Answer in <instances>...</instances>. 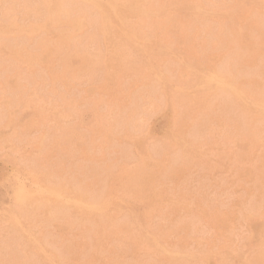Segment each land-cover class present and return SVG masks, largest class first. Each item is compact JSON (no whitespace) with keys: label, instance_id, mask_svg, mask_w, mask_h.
Masks as SVG:
<instances>
[{"label":"rangeland","instance_id":"obj_1","mask_svg":"<svg viewBox=\"0 0 264 264\" xmlns=\"http://www.w3.org/2000/svg\"><path fill=\"white\" fill-rule=\"evenodd\" d=\"M2 1H3V3H2ZM0 0V18H2V20H0L1 22H0V209H2V210H0V217H1V219H2V217H5V219L3 218L2 220L0 219V241L1 242H3V240H4V242L6 243V244H4L3 246L1 245L0 247H2L3 249H0V264H5L6 262H7V260L9 261V260H11L13 263L12 264H16V263H18V264H20V263H23V264H35V262H33V261H37L36 262V264H38V263H42V264H79V261H80V264H99L100 262V264H134V262H135V264H165L166 262H167V260H166V258H168V256L169 257H171V260H169V258H168V262L166 263V264H186V261H187V263L188 264H198V262H199V264H216V263H218V264H222V263H220V262H223V264H229V262L231 263L232 262V260L231 259H235V260H233V261H236L235 263L236 264H243V263H247V261L245 262V258L246 257H248V256H251L252 255V257L250 258V257H248V259L246 258V260H248V263L247 264H262V261L264 260H262V256H264V252H262V251H264V220H262V218H264V212H263V214H262V211H264V205H263V203H264V200H263V198H264V193H262V192H264V185H263V182H264V163H263V161H264V159H263V161L261 160V157H263L264 158V154H263V152H264V139H263V136H264V111L263 110H261V109H263L264 108V92H263V90H264V63L263 64H261L262 62H263V60H261V58L262 59H264V56H262V55H264L263 53H264V49L262 48V47H264V20H262L263 19V17L262 16H264V0H249V1H247V0H218V1H216L215 2V0H211V1H209V0H194V2H193V0H190V1H188V0H134V1H136L135 2V7L136 8H134V6L132 7L131 6V4L132 5H134V1L133 0H130V1H132L131 3H130V1L128 0L127 2H126V0H123V1H125V2H123L122 0H100V1H98V2H96L97 0H39V2H38V0H35V1H33V0ZM37 1V2H36ZM59 1H61V2H59ZM63 1V2H62ZM69 1H70V4H68L69 3ZM77 1V2H76ZM84 1H86V2H84ZM89 1V2H88ZM92 1H95V2H92ZM120 1H122V2H120ZM139 1H141V2H139ZM144 3H143V2ZM146 1H147V3H146ZM156 2V4H155V2ZM167 2L168 4H169V6L167 5V3H165V2ZM171 1V2H170ZM180 1H182L181 2V4H180ZM189 3H188V2ZM200 1V2H199ZM201 1H202V3H201ZM206 1V2H205ZM208 1V2H207ZM214 1V2H213ZM221 3H220V2ZM228 1V2H227ZM236 1V2H235ZM28 2V3H27ZM31 2V3H30ZM33 2V3H32ZM53 2V3H52ZM54 2H55V4H54ZM72 2V3H71ZM76 2V3H75ZM81 2V3H80ZM83 2V3H82ZM100 2H102L104 5H106L107 6V8H106V6L104 7V5L102 4V3H100ZM113 2V3H112ZM118 2V3H117ZM137 2H139V3H137ZM150 2H151V6H150ZM183 2H184V4L186 3V4H188V5H184L183 6ZM195 2L197 3V4H195ZM251 2V3H250ZM261 2V3H260ZM38 3V4H37ZM61 3H64L63 4V6H61ZM67 3V6L65 5ZM73 3H74V5H73ZM80 3V6L78 5V4ZM86 3H88V4H86ZM92 5H91V4ZM117 3V4H116ZM166 5H165V4ZM193 3V4H192ZM200 3V4H199ZM205 3V4H204ZM209 3V4H208ZM214 3H219V4H214ZM235 3H241L240 4V8L237 6V4H235ZM257 3V4H256ZM28 4H29V6H28ZM32 5V8H31V5ZM44 5V7H41L40 5ZM72 4V5H71ZM85 4L86 6L84 7L83 5ZM94 4V5H93ZM97 4H98V6L99 7H97ZM100 4V5H99ZM111 6L110 8H109V6ZM114 4H116V6L114 5ZM121 4H122V6L123 5H127L128 6V8L129 9H127L126 10V7L127 6H125V7H122L121 6ZM139 4V5H138ZM142 4H144V5H146V4H149V6H144V5H142ZM173 4H174V6H173ZM180 4V5H179ZM191 4V5H190ZM203 4V5H202ZM221 4H223V5H221ZM228 4H230V5H228ZM256 4V5H255ZM138 5V6H137ZM155 5H156V7H158V9L155 7ZM192 5H194L195 7H196V9L195 8H191L192 7ZM197 5V6H196ZM214 5V6H213ZM229 6V8H228V6ZM236 6V7H238V9L236 8V7H234V6ZM252 5V6H251ZM260 5V6H259ZM261 5H263V7L261 6ZM35 6H37V7H35ZM49 6V7H48ZM56 6V7H55ZM59 6V7H58ZM64 6H65V8H64ZM70 6V7H69ZM76 6H78V7H80L79 9H77L78 7H76ZM89 6V9L87 8ZM117 6H118V8H117ZM121 7V9H120V7ZM140 6V7H139ZM162 6V7H161ZM168 6V7H167ZM190 6V7H189ZM193 6V7H194ZM207 8H206V7ZM213 6V7H212ZM221 8H220V7ZM253 6H255L254 8H253ZM59 9H58V8ZM61 7V8H60ZM70 9H69V8ZM81 7H84V8H86L85 9V11H84V9L83 8H81ZM91 7H92V9H91ZM96 7H97V9H96ZM131 7V8H130ZM142 7V8H141ZM170 7H171V9H170ZM176 7V8H175ZM202 7V8H201ZM211 7H212V9L214 8V9H216V8H218L217 10H212L211 11ZM231 7H233V9H231ZM259 7V8H258ZM39 8H40V10H39ZM44 8V9H43ZM74 8L76 9V10H74ZM105 8V9H104ZM112 8H113V10H112ZM138 8H140V9H138ZM145 8H147V9H145ZM155 8H156V10H155ZM228 8V9H227ZM235 8H236V10H239L238 11V13H237V11H235ZM245 8V10H243ZM250 8V9H249ZM42 9V10H41ZM51 9V10H50ZM53 9V10H52ZM55 9V10H54ZM64 9H65V11H64ZM83 9V10H82ZM88 9V10H87ZM95 9V10H94ZM100 9V10H99ZM108 9V10H107ZM119 11H118V10ZM130 9H132V10H130ZM135 9H137L136 11H134ZM142 9V10H141ZM189 9V11H187ZM192 9V10H191ZM195 9V10H194ZM204 9H205V11H204ZM222 9H224V10H222ZM260 9V10H259ZM74 10V11H73ZM79 12H78V11ZM105 10H107V11H105ZM130 10V11H129ZM139 10V11H138ZM161 10H164V11H161ZM166 10H167V13H166ZM178 10V11H177ZM186 10V11H185ZM198 10V11H197ZM221 10V11H220ZM234 11V12H232V11ZM253 10H255V11H253ZM257 10H259V11H257ZM85 13H87V11H88V13L87 14H85ZM96 11H98V12H96ZM101 11V12H100ZM110 11V12H109ZM127 11V13H129V15L126 13V14H122L123 12H126ZM144 12L143 14H141V12ZM147 11V12H146ZM149 11L151 12V15H150V13H149ZM180 11V12H179ZM200 11H202V12H200ZM209 11V12H208ZM216 12V14H215V12ZM243 11V12H242ZM246 11V12H245ZM247 11H248V13H247ZM253 13H252V12ZM42 12V13H41ZM45 12V13H44ZM47 12V13H46ZM51 12V13H50ZM57 12V13H56ZM73 12V13H72ZM90 12V13H89ZM94 12H96V13H94ZM105 12H108L109 13V15H108V13H106L107 14V17L105 16L106 14H105ZM112 12V13H111ZM117 12H119L118 14H116ZM133 12V13H132ZM148 14H146V13ZM152 12H155V14H153ZM157 12V13H156ZM161 13V15L163 16V17H166L165 19L163 18V17H161V15L159 14V13ZM162 12H165V14L167 15V14H169L168 15V17L167 16H164V13L162 14ZM177 12V13H176ZM207 14H206V13ZM259 12H261V13H259ZM67 13H69V14H67ZM80 13V14H79ZM93 13V14H92ZM100 15H102V16H99V14ZM121 13V16L122 17H120V14ZM139 13V14H138ZM170 13H173L172 15L170 14ZM177 14V18L174 16V15H176ZM181 13V14H180ZM186 13V14H185ZM192 13V14H191ZM196 13V14H195ZM214 13V14H213ZM219 15H218V14ZM224 13V14H223ZM225 13H226V15H225ZM229 13H230V15L231 16H229ZM232 13H234V15L232 14ZM236 13V14H235ZM240 13V15H238ZM46 14H47V16L49 17V19H47L48 17L46 16ZM54 16H53V15ZM59 16H58V15ZM64 14V15H63ZM66 14V15H65ZM73 14L75 15L76 14V16H73ZM83 14H84V16H83ZM90 14H91V16H90ZM96 14V15H95ZM131 14V15H130ZM135 14H136V17H139V19L138 18H136V20L134 19L135 18ZM155 15V16H153V15ZM158 14V15H157ZM183 14H185V15H183ZM196 16H195V15ZM198 14H199V16H198ZM206 14V15H205ZM210 14V15H209ZM212 14V15H211ZM248 14V16L246 17V15ZM252 14H255L256 15V17L257 18H254V16L255 15H253L252 16ZM260 14V15H259ZM72 15V16H71ZM91 17V18H89V16ZM93 15H95L96 17H94ZM111 15H113V16H111ZM118 15H119V17H118ZM125 15H127V16H125ZM132 15H134V16H132ZM138 15V16H137ZM144 16V18L142 17V16ZM146 15V16H145ZM150 15V16H149ZM171 15V16H170ZM181 17H180V16ZM183 15V16H182ZM230 17H228V16ZM238 15V16H237ZM37 16V17H36ZM38 16H39V18H38ZM40 16L42 17V18H40ZM55 16H57V18L55 17ZM62 16V17H61ZM71 16V17H70ZM79 16V17H78ZM88 16V17H87ZM98 16V17H97ZM104 16V17H103ZM111 16V17H110ZM115 16L117 17V19H115ZM158 16V17H157ZM190 16H192V17H190ZM211 16H213V17H211ZM235 18H234V17ZM242 18H241V17ZM50 17H51V19H50ZM59 17V18H58ZM65 17H67V18H65ZM93 17V18H92ZM102 19H106L107 21L106 22H108L109 24H110V26L108 25V23L107 24H105L106 22H105V20H102ZM112 17H113V19H112ZM126 17V18H125ZM142 17V18H141ZM174 18L173 20L172 19H170V18ZM196 17H198V18H196ZM208 19H207V18ZM237 17V18H236ZM238 17H240V18H238ZM259 17H261V19L259 18ZM19 20H18V19ZM70 18H72V19H70ZM74 18V19H73ZM96 19V21H95V19ZM98 18H99V20H98ZM134 20H133V19ZM157 18V19H156ZM164 20H163V19ZM190 18V19H189ZM201 18V19H200ZM203 18V19H202ZM206 18V19H205ZM219 18V19H218ZM222 18H223V21H222ZM225 18V19H224ZM228 20H227V19ZM231 18L233 19V20H231ZM246 18V19H245ZM249 18H250V20H252L251 22H250V20H249ZM37 19H38V22H37ZM41 19H42V21H41ZM59 19H61V20H59ZM64 19V20H63ZM66 19V20H65ZM80 19V20H79ZM87 19V20H86ZM108 19H109V21H108ZM138 19V20H137ZM141 19H143L142 21H141ZM168 19V22L166 21ZM176 19V20H175ZM187 21H186V20ZM209 19H211V20H209ZM213 19V20H212ZM215 19V20H214ZM236 19V20H235ZM240 19V21H238V26H237V20H239ZM248 19V20H247ZM257 21H256V20ZM259 19V20H258ZM18 20V21H17ZM68 20V21H67ZM71 20V21H70ZM74 20V21H73ZM77 20H78V23H77ZM86 20V21H85ZM91 20V21H90ZM117 20H119V24H118V21ZM127 20H132L131 21V23L129 22L128 23V21ZM147 20V21H146ZM161 20V21H160ZM182 22H181V21ZM190 20H192V21H190ZM202 20H206L207 22H205V21H202ZM221 20V21H220ZM229 21L228 23H227V21ZM244 20V21H243ZM246 20V21H245ZM55 21V22H54ZM56 21H57V23H56ZM62 21H66L65 23L64 22H62ZM95 21V23H98L97 25L95 24V23H93L92 24V22H94ZM100 21V22H99ZM101 21H102V23L104 24H101ZM115 21V22H114ZM117 21V22H116ZM125 21H126V23H125ZM139 21V22H138ZM165 21H166V24H165ZM179 21V22H178ZM186 21V22H185ZM197 21V22H196ZM200 21V22H199ZM209 21V22H208ZM231 21H232V23H231ZM235 21V22H234ZM243 21V22H242ZM259 21V22H258ZM262 21V22H261ZM68 22V23H67ZM77 24H76V23ZM89 22H91V24H92V26H94V27H89V26H91V24L89 23ZM141 22V23H140ZM146 22V24H144ZM157 22H158V24H157ZM159 22H161V23H159ZM177 22V23H176ZM203 22V23H202ZM210 22H212V23H210ZM214 22L216 23V24H214ZM226 22V23H225ZM245 22V23H244ZM43 23V25H41ZM55 23V24H54ZM71 23V24H70ZM80 23V24H79ZM101 25H100V24ZM123 23H125V25H123ZM132 23H133V25L136 23V26H134L133 27V25H132ZM139 23V25H137ZM151 23V24H150ZM173 24V26H172V24ZM179 23V24H178ZM183 23V24H182ZM184 23H185V25L186 26H188V27H186L185 25H184ZM197 23V24H196ZM208 23V24H207ZM211 24V26L214 24V25H216V27L214 26V27H211L210 26V24ZM220 23H222V24H220ZM249 23L251 24V25H249ZM253 23H255V24H253ZM256 23H257V26H256ZM38 24H39V26H38ZM90 24V25H89ZM118 26H117V25ZM171 24V25H170ZM184 26H182V25ZM218 24V25H217ZM220 24V25H219ZM224 24H225V26H224ZM231 24V25H230ZM245 24V25H244ZM46 27H45V26ZM67 26V27H65V26ZM71 25V26H70ZM72 25H73V27H72ZM81 25V28L79 27ZM105 25H107L106 27H112V28H110V30H108L109 28H104L105 27ZM112 25H114L115 26V28L112 26ZM129 25H131V26H129ZM140 25H142V26H140ZM148 25V26H147ZM155 25H158V26H155ZM163 25V26H162ZM175 25H176V27H175ZM201 25V26H200ZM204 25V26H203ZM240 25V26H239ZM243 25V26H242ZM261 25H262V27H261ZM3 26V27H2ZM42 26V27H41ZM44 26V27H43ZM53 26V27H52ZM55 26V27H54ZM87 29L86 31H85V28ZM96 26H98V28L96 27ZM104 26V27H103ZM144 26H145V28H144ZM151 26V27H150ZM165 26H167V27H165ZM170 26H171V28H170ZM179 26L181 27L182 26V28L180 29V31H179ZM196 26V27H195ZM210 26V27H209ZM228 26H230L231 28H229ZM251 26V30L249 29V27ZM252 26H253V28L254 29H252ZM255 26L256 27H259V28H255ZM6 27V28H5ZM61 27V28H60ZM69 27V28H68ZM72 27V28H71ZM83 27V28H82ZM101 27V28H100ZM122 29H121V28ZM123 27H126V29H123ZM130 27H131V29H130ZM155 27V28H154ZM157 27V28H156ZM163 27V28H162ZM200 27V28H199ZM202 27V28H201ZM204 27V28H203ZM218 27H220V28H218ZM234 28V31H233V28ZM236 27V28H235ZM243 27V28H242ZM51 28H53V29H51ZM55 28H56V30H55ZM59 28V29H58ZM116 28H117V30H116ZM144 28V29H143ZM163 29V31H161V29ZM173 28V29H172ZM178 28V29H177ZM184 28V31L182 30ZM199 28V30L197 31V29ZM208 28H210V29H208ZM213 28V29H212ZM221 28H223V30H224V28H225V30H226V32H225V30L223 31ZM238 28H239V30H238ZM241 28V29H240ZM71 29V30H70ZM80 29V30H79ZM112 29H114L115 31H113ZM119 29V30H118ZM120 29H121V31H120ZM132 30L131 32H129V31H126V30ZM138 29L139 30H141V31H143V33L141 32L140 33V31H138ZM152 29V30H151ZM177 29V31H175ZM188 31H187V30ZM200 29H201V31L203 32H201L200 31ZM220 29H221V31H220ZM227 29H229V30H227ZM233 31H231V30ZM247 30V31H245V30ZM263 29V30H262ZM59 30V33L57 32ZM68 30V31H67ZM89 30V31H88ZM93 31V32H91V31ZM103 30V31H102ZM123 30V31H122ZM147 30V31H146ZM159 30V31H158ZM169 30V31H168ZM214 30V31H213ZM46 31V32H45ZM66 31V32H65ZM71 31V32H70ZM85 33H84V32ZM107 31V32H106ZM108 31H109V33H108ZM173 31V32H172ZM207 31V32H206ZM239 31V32H238ZM243 31V32H242ZM31 32H33V33H31ZM36 32V34H34ZM62 32V33H61ZM65 32V33H64ZM75 32H76V34H75ZM81 32V33H80ZM98 32V33H97ZM103 32L105 33L106 32V34H103ZM113 32V33H112ZM118 32V33H117ZM128 32V33H127ZM137 32H139V34H140V36L142 37V38H140V36L137 34ZM145 32V33H144ZM147 32V33H146ZM149 32V33H148ZM154 32V34H152V33ZM164 32V33H163ZM168 32V33H167ZM171 32V33H170ZM176 32H177V34H176ZM183 32H184V34H183ZM190 32V33H189ZM194 32H195V34H196V36H194L193 37V39H192V36L191 35H195L194 34ZM200 34H199V33ZM214 32V33H213ZM217 32H219V33H217ZM247 34H246V33ZM249 32H251V34L249 33ZM259 33V35H258V33ZM263 32V33H262ZM38 33H40V35L38 34ZM67 33V34H66ZM82 33H83V35H82ZM91 33H95L96 34V36H95V34H94V36H93V34H91ZM100 33H102L101 35H100ZM108 33V34H107ZM159 33H160V35H159ZM180 33V34H179ZM198 33V34H197ZM210 33H211V35H210ZM221 33H223V35L221 34ZM226 33H228V35L226 34ZM235 33V34H234ZM246 34V36L245 35H243V34ZM25 34H26V36H25ZM29 34V35H28ZM42 34V35H41ZM47 34V35H46ZM49 34H51V35H49ZM73 34V35H72ZM75 34V35H74ZM85 34V35H84ZM91 34V35H90ZM114 34H116L117 36H119V38H117V36L115 35V36H112V35ZM121 34V35H120ZM136 34V35H135ZM142 34V35H141ZM146 34V35H145ZM156 34H157V36L158 37H156ZM175 34H176V36H175ZM215 34V35H214ZM220 34V35H219ZM31 35H33V36H31ZM63 35V36H62ZM66 35V36H65ZM82 35V36H81ZM86 35H87V37H86ZM90 35V36H89ZM102 35H104V37L102 36ZM107 35V36H106ZM138 35V36H137ZM146 37H145V36ZM171 35H173L172 37H171ZM184 35V36H183ZM199 35H201L200 36V38H198L199 37ZM203 35H204V37H203ZM207 36V38H206V36ZM222 35V36H221ZM231 35V36H230ZM237 35V36H236ZM256 35V36H255ZM262 35V36H261ZM44 39V37H47V38H45V40H43V39H41V37ZM50 36H52V37H50ZM56 36V37H55ZM68 36V37H67ZM80 37V38H75V37ZM102 38H100V37ZM111 36H112V38H111ZM123 38H122V37ZM149 36V37H148ZM150 36H154V37H151L150 38ZM169 36L171 37V38H169ZM178 36H180L181 38H179ZM188 36V37H187ZM233 36H236V37H233ZM239 36H241V37H239ZM246 38H245V37ZM247 36H248V38H247ZM261 36V37H260ZM24 37V38H23ZM28 39H30V40H28ZM30 37V38H29ZM74 38L73 39V41H72V39L71 38ZM83 37H86V39H82ZM88 37H90V38H88ZM94 39V43H92V41H90V40H93L92 38ZM97 38V40H95L96 38ZM126 37H128L127 39H125ZM145 37V38H144ZM164 37H166V38H164ZM176 37L177 38H179L180 40H177L176 39ZM190 37V38H189ZM198 39H197V38ZM209 37H210V39H209ZM231 38V39H228V38ZM238 37V38H237ZM243 37H244V40H243ZM251 39H250V38ZM21 38V39H20ZM23 38V39H22ZM32 38V39H31ZM37 38V39H36ZM39 38V39H38ZM48 38H50V39H48ZM57 38V39H56ZM63 39V40H61V39ZM69 38V39H68ZM102 40L101 41V45H100V39ZM123 40H125V41H123ZM154 38V41L153 40H151V39H153ZM157 38V39H156ZM161 39L160 41H159V39ZM168 38V39H167ZM175 38V39H174ZM184 38V39H183ZM190 40H189V39ZM202 38V39H201ZM224 38V39H223ZM240 38L242 39V41L240 40ZM263 38V39H262ZM18 41H17V40ZM27 39V40H26ZM33 39H34V41H33ZM36 39V40H35ZM51 39H53V40H51ZM56 39V40H55ZM59 39H60V41H59ZM76 39V40H75ZM78 39H80L79 41L81 42H79L78 41ZM107 39V40H106ZM112 39V40H111ZM113 39H115V40H113ZM148 40V41H146V40ZM173 39V40H172ZM183 39V40H182ZM194 39H196V40H198V41H194ZM207 39V40H206ZM247 40V42H246V40ZM249 39V40H248ZM32 40V41H31ZM48 40V41H47ZM70 40V41H69ZM74 40H75V42H74ZM83 40V41H82ZM104 40V41H103ZM119 40V41H118ZM121 40V41H120ZM129 40V41H128ZM155 40H158L159 42H161V43H159L158 41H156L155 42ZM177 40V41H176ZM187 40V41H186ZM192 40V41H191ZM199 40H201V41H204V43L202 42L201 43V41H199ZM219 40V41H218ZM240 40V41H239ZM252 40V41H251ZM16 41V42H15ZM30 41V42H29ZM59 41V42H58ZM89 41V42H88ZM95 41H97L96 43H95ZM112 41V43H111V45H109V43ZM132 43H131V42ZM144 42V44L146 45H144L142 42ZM187 43H186V42ZM191 41V42H190ZM207 41H209V43H206ZM214 41V42H213ZM227 41H228V43H227ZM230 41V42H229ZM249 41V42H248ZM251 41V42H250ZM259 41H262V42H259ZM8 42H9V44H8ZM10 42H11V44H10ZM15 44H14V43ZM21 44H20V43ZM33 42V43H32ZM41 42V43H40ZM42 42H44V44L42 43ZM54 42H55V44H54ZM64 42V43H63ZM68 42V43H67ZM72 42V43H71ZM73 42H74V44H73ZM79 42V43H78ZM108 42V43H107ZM127 42H129L128 44H127ZM146 42V43H145ZM150 42V43H149ZM159 44H158V43ZM215 42H217V43H215ZM243 42V43H242ZM245 42H246V44H245ZM253 42H254V44H253ZM6 43H7V45H6ZM16 43H18V44H16ZM22 43H23V45H22ZM24 43H26L25 45H24ZM29 43V44H28ZM33 45H32V44ZM36 43H37V46H36ZM52 43V44H51ZM59 43V44H58ZM86 43H88V45L86 44ZM103 43V44H102ZM107 43V44H106ZM117 43V44H116ZM121 43H123V45L122 46H127L128 45V47L126 48V47H123V48H121L122 46H121V44H120V46H116V45H119V44ZM126 43V44H125ZM147 43H148V45L149 46H147ZM154 43V44H153ZM185 44V46H183L184 44ZM194 43V44H193ZM250 43V44H249ZM261 43V44H260ZM35 44V45H34ZM72 44L74 45L73 46V48L71 47L70 48V45L72 46ZM79 46H78V45ZM85 45V48H84V46L83 45ZM89 44H92V46L90 45V47H89ZM129 44H133L132 46L131 45H129ZM137 44H138V46H137ZM161 44H163V45H161ZM180 46V48H179V46ZM182 44V45H181ZM188 44V45H187ZM203 44H204V47H203ZM219 44H221V46L219 45ZM21 45V46H20ZM43 46V48L41 47V46ZM57 45H58V47H57ZM66 45V46H65ZM68 45V46H67ZM97 45H100L99 46V49L100 50H102V48H103V50L100 52L99 51V49H97L98 48V46L96 47ZM104 45V46H103ZM157 45H159V46H161L160 47V50H159V47L157 46ZM169 45V46H168ZM210 45V46H209ZM217 45V46H216ZM225 47H224V46ZM246 45H247V47H246ZM256 46V47H254L253 48V46ZM263 45V46H262ZM23 46V47H22ZM25 46V47H24ZM27 46V47H26ZM29 46V47H28ZM34 47V48H32V47ZM46 46V47H45ZM49 46V47H48ZM53 46V47H52ZM83 48V49H80L81 47ZM87 46V47H86ZM102 46V47H101ZM114 46H116V47H114ZM129 46H130V48H129ZM140 46H142V47H140ZM144 46V47H143ZM165 47V48H163V47ZM191 46H193V47H191ZM197 46V47H196ZM213 46V47H212ZM14 47V48H13ZM21 49H20V48ZM38 47H40V49L38 48ZM75 47V48H74ZM77 47H78V49H77ZM89 47V48H88ZM96 47V48H95ZM104 47H107V48H104ZM137 47H138V49H141V50H138L137 49ZM155 47H156V49H155ZM176 47V49L175 50H173L172 51V49L173 48H175ZM185 49V51H183V48ZM192 49H191V48ZM199 47V48H198ZM204 48V50H202L201 48ZM221 47H223V48H221ZM248 47H249V49H248ZM258 47V48H257ZM19 48V50L17 51V49ZM26 48V49H25ZM28 48H30L31 50H30V52H28ZM42 48V49H41ZM45 48H47V51H46V49ZM60 50H59V49ZM94 48L95 49H97L98 50V52H99V54H101V55H99V54H97V53H95L96 51H92V49L94 50ZM110 48H112V49H110ZM116 48H119V49H121V50H119V49H116ZM126 48V49H125ZM129 48V49H128ZM145 49V50H142V49ZM150 50H149V49ZM158 48V49H157ZM164 49L163 50V53L161 52V49ZM172 48V49H171ZM197 48V49H196ZM213 48H215V49H213ZM250 48H253V50L252 49H250ZM263 50H262V49ZM23 49V50H22ZM36 49H39L37 52H36ZM49 49H50V51H49ZM67 49V50H66ZM69 49H71V51L69 50ZM75 51H74V50ZM87 49V50H86ZM91 49V51H92V53H91V51L89 52V50ZM105 49H106V51H105ZM108 49H110V50H108ZM135 49V50H134ZM137 49V50H136ZM148 49V50H147ZM169 49V50H168ZM179 50V52H177L176 50ZM180 49L183 51L182 53L180 52ZM195 49V50H194ZM198 49L201 51V58H203V59H201L200 58V52L198 51ZM220 49H221V51H220ZM224 49V50H223ZM261 49V50H260ZM24 50H25V52H24ZM55 50H57L56 52H55ZM59 50V51H58ZM72 50L75 52H72ZM77 50V51H76ZM119 50V51H118ZM122 50H126L127 51V55H126V51H123V52H125V54H122V52H120V51H122ZM131 50H132V52H133V57H134V54L135 55H137V56H140V54H142L140 57H141V59H140V63H139V59L138 60H136V59H134V58H137V56H135L134 58L133 57H131L132 56V52H131ZM154 50V51H153ZM155 50H159L160 51V55L159 54H155ZM166 50V51H165ZM209 50H211V53H210V51ZM232 50V51H231ZM249 50H251V52H252V54L250 53V51ZM254 50H256V51H254ZM34 51V53L32 54V52ZM64 53H63V52ZM69 51V53L67 54V52ZM83 54H81L80 52ZM84 51V52H83ZM110 53L109 54V56L107 55L108 54V52ZM139 51H140V53H139ZM144 51V52H143ZM146 51V52H145ZM147 51H149V53L148 54H151V56H153V54H154V62L152 63V61H151V59L153 58H149V56L150 55H147ZM174 51H176V52H174ZM190 51H191V53H190ZM207 53H206V52ZM225 51V52H224ZM256 53H254V52ZM259 51H260V53H259ZM11 52V53H10ZM18 52V53H17ZM22 52H23V54H22ZM36 52V53H35ZM60 52V53H59ZM76 52H78V53H76ZM103 52H105V54H103ZM107 52V53H106ZM115 52V53H114ZM120 52V53H119ZM131 52V53H130ZM151 52V53H150ZM164 52H165V54H164ZM166 52H167V55H171V57H170V55L169 56H166ZM169 52V53H168ZM174 52V53H173ZM194 52H196L197 53V55L194 53ZM199 52V53H198ZM20 53V54H19ZM51 55H50V54ZM63 53V54H62ZM72 53V54H71ZM76 55V54H79V56H74L73 57V55L74 54ZM130 53V54H129ZM177 53L179 54V55H177ZM184 53H186V56L184 55ZM205 53V55H203ZM208 53H209V56H208ZM212 53H214V55L212 54ZM230 53V54H229ZM241 53V54H240ZM28 54H30V55H28ZM35 54V55H34ZM37 54V55H36ZM39 54V55H38ZM53 54H54V56H53ZM96 54V55H95ZM112 54H114L113 55V58L111 57L112 56ZM180 54H181V56H180ZM222 54V55H221ZM232 54H233V56H232ZM255 54V55H254ZM261 55V56H259V55ZM66 55V56H65ZM80 55H82L83 57H85L84 59L85 60H83V57L82 56H80ZM86 55V56H85ZM98 55V56H97ZM104 55V56H103ZM147 55V56H146ZM159 55V56H158ZM164 55V56H163ZM199 55V56H198ZM211 55H212V58H210L211 57ZM239 55V56H238ZM252 55V56H251ZM253 55H254V57H253ZM29 56V57H28ZM48 56H49V58H48ZM59 56V57H58ZM88 56L91 58H89L88 59ZM99 57L98 59H97V57ZM107 56V57H106ZM125 56H126V58H125ZM128 56H130L129 57V59L127 60V58H128ZM145 56V57H144ZM150 56V57H151ZM162 58H161V57ZM173 56V57H172ZM177 56V57H176ZM179 56H180V58H179ZM189 58H191L190 56H192L193 57V59L191 58V59H188V57ZM200 58V62L201 61H203V62H199L198 60H196V59H199L198 57ZM203 56V57H202ZM216 56H217V58H216ZM225 56V57H224ZM229 56H231V57H229ZM236 56V57H235ZM247 56V57H246ZM36 57V58H35ZM57 57L59 58V60H57ZM61 57V58H60ZM80 57V58H79ZM87 57V58H86ZM97 59L96 61H95V58ZM104 57V58H103ZM106 57V58H105ZM143 57V58H142ZM155 57H156V59H155ZM158 57V58H157ZM160 57V58H159ZM178 58V59H176V58ZM187 57V58H186ZM209 57V60L208 59H206V58H208ZM213 57H215L214 59H213ZM233 57V58H232ZM241 57H242V59H241ZM258 57H259V59H258ZM261 57V58H260ZM51 58V59H50ZM72 58H75V59H72ZM77 58V59H76ZM103 58V59H102ZM113 60V61H115L116 60V64L114 63V62H110V61H112L111 59ZM119 58V59H118ZM133 58V59H132ZM146 60H145V59ZM173 58V59H172ZM184 58V59H183ZM205 58V59H204ZM236 58V59H235ZM254 58V59H253ZM4 59V60H3ZM62 59V60H61ZM86 59H88V62H90V63H87V64H85V61H86ZM93 59V60H92ZM105 59H106V61H105ZM160 61H158V60ZM176 59V60H175ZM213 59V60H212ZM221 59V60H220ZM249 60V62H247L248 60ZM252 61H251V60ZM36 60V61H35ZM50 62H49V61ZM75 60V61H74ZM79 60H81V61H79ZM90 60H92V61H90ZM101 62H100V61ZM103 60H104V62H105V64H103L104 62H103ZM110 60V61H109ZM118 60H120L121 61V63H120V61H118ZM136 62H135V61ZM186 62V60L187 61H189V62H186V64H190V65H187L186 66V64H185V66H184V62ZM207 60V61H206ZM216 62H215V61ZM218 60V61H217ZM224 61V64H223V61ZM232 60H234V61H232ZM246 60V61H245ZM5 61L6 62V64H9V65H6L5 63H3V62ZM54 61V62H53ZM60 61V62H59ZM70 61H71V63H70ZM95 61V62H94ZM99 61V62H98ZM110 62V65H112L113 67H115V69H116V71H115V69L114 68H112V66H110L109 64H107V63H109ZM128 61V62H127ZM130 61H131V64H132V61H133V63H138V64H132L133 66H135V67H133V66H131L130 65ZM145 61V63H143ZM163 61V62H162ZM194 61L195 62H197V63H200V64H202V65H200V64H198V66H193V65H195V64H197V63H195L194 64ZM205 61L207 62V63H205ZM212 61V62H211ZM226 61V62H225ZM235 62V63H232V62ZM239 61V62H238ZM258 61L260 62L259 64H257L258 63ZM11 64H10V63ZM34 62V63H33ZM103 62V63H102ZM127 62V63H126ZM159 62V63H158ZM181 62V63H180ZM191 62H193V65L191 66ZM209 62L212 64V63H214V65L217 67V68H215V66L212 64V65H209ZM218 62H220V63H218ZM229 62H231L232 63V65L234 66V67H232V65H231V63H229ZM244 62H245V64H244ZM36 63V64H35ZM98 65H97V64ZM147 63V64H146ZM161 63H163V64H161ZM248 63V64H247ZM255 63H256V65L257 66H255ZM39 64V65H38ZM57 65V67H56V65ZM75 65V66H73L72 68H71V66L72 65ZM90 64H91V66H90ZM93 64V65H92ZM94 64H96L95 66H94ZM101 64H102V66L105 68H101ZM123 64H125V65H123ZM156 64V65H155ZM158 64V65H157ZM168 64H169V66H168ZM172 64H176V66L175 65H173L172 66ZM183 65L184 67H182V66H180V65ZM205 64V65H204ZM237 64V65H236ZM35 65H37V66H35ZM42 65H43V68L45 69V67L47 68V69H43V68H41L42 67ZM54 65V66H53ZM60 67H59V66ZM70 65V66H69ZM77 65V66H76ZM84 65H86V66H84ZM88 65V66H87ZM108 65V66H107ZM127 65V66H126ZM128 65H130L131 67H129ZM140 65V68L142 69H140L139 70V72H138V69L139 68H136V67H138ZM142 65H143V67H145V68H143L142 67ZM200 65V66H199ZM219 65V66H218ZM221 65H222V69H221ZM240 65H242V67L243 68H241V66ZM246 66L245 68H244V66ZM263 65V68H261V66ZM36 68H35V67ZM40 66V67H39ZM53 66V67H52ZM68 66L70 67V68H68ZM91 68H90V67ZM107 66V67H106ZM120 68V70H118V67ZM155 66H157V69H156V67ZM164 68H163V67ZM175 66V67H174ZM180 66V67H179ZM189 66H191V67H189ZM202 66H204V67H202ZM208 66V67H207ZM224 66V67H223ZM226 66V67H225ZM230 66H231V68L232 69H229L230 68ZM240 66V67H239ZM250 66V67H249ZM259 66V67H258ZM9 67V68H8ZM55 67V68H54ZM62 67V68H61ZM78 67V68H77ZM80 67V68H79ZM81 67L85 70H83V69H81ZM85 67V68H84ZM90 69H89V68ZM158 67H159V69H158ZM161 67V68H160ZM168 67V68H167ZM179 67V68H178ZM188 67V68H187ZM196 69H195V68ZM212 67H213V69H212ZM219 67V68H218ZM247 67H248V70H247ZM256 67V68H255ZM8 68V69H7ZM67 68H68V70H70V71H73L72 72V74H71V72L70 71H68L67 70ZM77 70H76V69ZM92 68H95V69H92ZM97 68V69H96ZM122 68V69H121ZM135 68H136V71H135ZM171 68H173V69H171ZM177 68V69H176ZM191 68H194V71H193V69L192 70H189V69H191ZM199 68H201V69H210V70H201V69H199ZM215 68V69H214ZM23 69V70H22ZM41 71H40V70ZM53 69V70H52ZM56 69V70H55ZM59 69V70H58ZM61 69V70H60ZM65 71H64V70ZM79 69H81V70H79ZM89 69V70H88ZM102 69H104V71L102 70ZM108 69V70H107ZM126 69V70H125ZM128 69V70H127ZM133 71H135V72H133ZM143 69H144V71H143ZM147 70V72H146V70ZM149 69V70H148ZM160 69L162 70V71H160ZM165 69V70H164ZM171 69V71H169ZM176 69V70H175ZM182 71H181V70ZM212 69V70H211ZM237 69V70H236ZM245 71V72H243V70ZM253 69H260V71H250V70H253ZM263 69V70H262ZM33 70V71H32ZM37 70H38V72H37ZM44 70V71H43ZM51 72H50V71ZM92 71V70H94V71H92V73H91V71L89 72V73H87L88 71ZM96 70H98V71H96ZM156 70H158V71H156ZM175 70V72H173V71ZM190 71L189 73H188V71ZM219 70V71H218ZM227 70V71H226ZM235 70V71H234ZM26 71H28V72H26ZM55 71H57V72H55ZM61 71V72H60ZM67 71H68V73H70V75L69 74H67ZM75 71H77V74L79 75H77V74H75L76 72ZM79 71V72H78ZM96 71V72H95ZM103 71V73L101 74L100 72H102ZM105 71H107V72H105ZM121 71H127L126 73L125 72H121ZM129 71V72H128ZM140 71H143V74L140 72ZM163 71H165L166 72V76L164 75L165 73H163ZM177 71V72H176ZM181 71V72H180ZM206 71H207V73H206ZM211 71V72H210ZM213 71L215 72H217L216 74L215 73H213ZM223 71H226V72H223ZM233 71V72H232ZM249 73H248V72ZM36 72V73H35ZM41 72H43V73H41ZM81 72H84L85 73V75H83V74H81ZM94 72V73H93ZM99 72V73H98ZM112 72H115L116 74L115 75H113V73L111 74ZM149 72H152L153 73V76L155 77H153L152 78V74L150 73L149 74ZM156 72H158L159 74L161 73L163 76H164V78H163V76H161V75H159L158 73H156ZM179 72H180V74L181 75H179ZM192 72V73H191ZM252 72H254V73H256V74H252ZM48 73V74H47ZM55 73V74H54ZM63 73V74H62ZM106 73V74H105ZM128 73H131L130 75L131 76H129V74ZM135 73V74H134ZM136 73H137V75H136ZM138 73H141V74H138ZM170 73V74H169ZM176 73V74H175ZM196 73V74H195ZM198 73H201L202 74V76H200L201 74H199L198 75ZM235 73V74H234ZM261 73V74H260ZM263 73V74H262ZM37 75V76H35V75ZM88 74H89V76H92V79H91V77H88ZM99 74H101V75H99ZM106 76H104V75ZM107 74H109L108 76H107ZM122 76H121V75ZM127 74V75H126ZM191 74H195V76H197L196 78H197V80H200V81H197V82H199V83H194V80L196 79L195 78V76L194 75H192V76H194V77H192V79H191V76L190 75ZM220 76H219V75ZM226 74H230L228 77L226 76ZM22 75V76H21ZM31 75V76H30ZM32 75H34V79L32 78ZM40 75H41V77H40ZM58 75H60L59 77H56V76ZM65 75L67 76L66 78H65ZM68 75L70 76V77H68ZM71 75H76V76H72L71 77ZM83 75V76H82ZM99 77H98V76ZM110 75H111V77H112V79H111V77H110ZM120 75V76H119ZM147 75V76H146ZM149 75H151V78H152V80L150 79V76ZM167 75H169V77H167ZM189 77L188 79L190 80L191 79V81H189V80H185V79H187V76ZM254 75V76H253ZM261 75V76H260ZM30 76V77H29ZM55 76V78H57V79H55V78H53ZM63 76V77H62ZM86 76V77H85ZM98 78H97V77ZM101 76V77H100ZM126 76V77H125ZM128 76V77H127ZM134 76V77H133ZM139 76V77H138ZM143 78H142V77ZM149 76V77H148ZM159 76H161V77H159ZM184 78L183 79V81H181L182 80V78ZM186 76V77H185ZM239 76V77H238ZM263 76V77H262ZM24 78V80H23V78ZM26 77V78H25ZM29 77V78H28ZM37 77V79H35ZM38 77H39V79L41 80H39L38 79ZM78 77H79V80L78 81H80V82H78L77 81V79H78ZM96 77V78H95ZM104 77V78H103ZM133 77V78H132ZM136 77V78H135ZM200 77H202V78H200ZM230 77H232V80L230 81ZM250 77V79H248ZM251 77H253V78H251ZM257 77H259L258 78V81L256 80V78ZM31 78L33 79V80H31ZM43 78V79H42ZM45 78V79H44ZM49 78V79H48ZM69 80H68V79ZM70 78H72V79H70ZM85 78V79H84ZM87 78V79H86ZM102 78H103V80H102ZM141 78V79H140ZM148 78H149V80H148ZM170 80H169V79ZM177 78V79H176ZM181 78V80H179ZM200 78V79H199ZM222 78V79H221ZM235 78V79H234ZM237 78V79H236ZM242 78H244V79H242ZM31 81H30V80ZM54 79V80H53ZM74 79V80H73ZM75 79H76V83H75ZM91 80V82H89V81H87V80ZM100 79V80H99ZM116 79V80H115ZM129 79H131V81L129 80ZM136 79V80H135ZM146 79V80H145ZM160 79V80H159ZM164 79H167L168 81H171L170 83L172 84L173 83V86L171 85L170 86V83L168 82V81H162V80H164ZM172 79H176L175 81H177V82H175L174 80H172ZM194 79V80H193ZM202 79V80H201ZM204 79V80H203ZM216 79V80H215ZM27 80V81H26ZM45 80H47V81H45ZM81 80L83 81V82H81ZM85 80V81H84ZM96 80V81H95ZM98 80V81H97ZM107 80H109V81H107ZM114 80V83L112 82ZM193 80V81H192ZM205 80H206V82H208V83H206L205 82ZM240 80V81H239ZM241 80H243L242 82H241ZM244 80H245V82H246V80L248 81V83L246 82H244ZM253 80H255L256 81V84H254V82H253ZM261 80H263V81H261ZM22 81V82H21ZM34 81V82H33ZM36 81V82H35ZM70 81H72V82H70ZM74 81V82H73ZM101 81V82H100ZM106 81H107V84L108 85H106V87H105V85L104 84H106ZM137 81H138V83H137ZM143 81H145L144 83H142ZM155 83H154V82ZM160 81H162V82H160ZM188 81V82H187ZM196 81V80H195ZM238 81L239 82H241L240 84L238 83ZM24 82V83H23ZM44 82V83H43ZM56 82H58V83H60V84H58V83H56ZM87 82H88V85H87ZM93 82V83H92ZM97 82V84H95ZM132 82H133V84H132ZM147 82V83H146ZM152 82V83H151ZM168 82V83H167ZM182 82V83H181ZM190 82H193V83H191V85H189V83ZM200 82H202L201 84H200ZM215 82V84H213L212 85V83H214ZM260 82H262V83H260ZM26 83V84H25ZM31 83H32V85H31ZM48 83V84H47ZM54 83H55V85H54ZM70 83V84H69ZM80 83H83V84H80ZM85 83H86V85H85ZM90 83V84H89ZM92 83V84H91ZM101 83H103V84H101ZM113 83V84H112ZM128 85H127V84ZM156 83H158L157 85H156ZM161 83H163V86L164 87H162L161 85ZM232 83V84H231ZM251 83H253L254 85H253V87H252V84ZM260 83V84H259ZM22 84V85H21ZM23 84H25V85H23ZM38 84V85H37ZM50 84V85H49ZM76 84V85H75ZM78 84V85H77ZM115 84V85H114ZM122 84V85H121ZM139 84V85H138ZM150 84H152V87H150L151 85ZM185 84H187V86L185 85ZM195 84H196V86L197 87H194L195 86ZM200 84V85H199ZM207 84V85H206ZM212 85V87H210L209 85ZM235 84H237V85H235ZM246 84V85H245ZM250 84V85H249ZM259 84V85H258ZM35 85V86H34ZM40 85H45L46 87H44L43 89H42V86H40ZM61 87H60V86ZM82 85H83V87H82ZM90 85V86H89ZM92 85H94V86H92ZM112 87H111V86ZM114 85V86H113ZM120 85V86H119ZM149 85V86H148ZM170 87V91H171V89H174V90H172L171 92L174 94H172L170 91H169V87ZM203 85V86H202ZM217 85H219L218 87H217ZM262 87H261V86ZM21 86H22V88H21ZM27 87L28 88V86H29V88L27 89V88H25V87ZM32 86V87H31ZM53 86V87H52ZM59 86V87H58ZM64 88H63V87ZM82 88H81V87ZM122 86V87H121ZM128 86H130V88L128 87ZM147 88H146V87ZM157 86V88L156 89H152L153 87L155 88ZM199 86H200V88H199ZM209 88H208V87ZM226 86V87H225ZM229 86V87H228ZM233 87V90H231L232 89V87ZM237 86H238V88H237ZM240 86V87H239ZM249 86V87H248ZM254 86H255V88H257L256 90L254 89ZM257 86V87H256ZM35 87H38V89H39V91L41 90V92H38V89H35ZM50 87V88H49ZM56 87H58V89L56 88ZM86 87V88H85ZM97 87H99V88H97ZM131 87L133 88V89H131ZM140 87V88H139ZM144 87H145V89H144ZM150 87V88H149ZM162 87V88H161ZM166 87L168 88V91L170 92V94L169 93H167L168 91L166 90ZM187 89H186V88ZM202 87H203V89H202ZM205 87V88H204ZM207 87V88H206ZM214 87H215V91H214ZM221 87H223V88H221ZM228 87V88H227ZM252 87V88H251ZM24 88H25V90H24ZM41 88V89H40ZM55 88V89H54ZM71 88V89H70ZM75 90H74V89ZM77 88V89H76ZM109 88V89H108ZM139 88V89H138ZM142 88V89H141ZM165 90H164V89ZM196 88H199V89H197L196 90ZM211 88H213V89H211ZM226 90H225V89ZM248 88V89H247ZM21 89H23L22 90V92L24 91H26L25 93H22L21 92ZM33 89H34V91H33ZM45 89V90H44ZM73 89V90H72ZM106 89V91L104 92V90ZM108 89V90H107ZM111 89V90H110ZM116 89V90H115ZM117 89H119V91L117 90ZM126 89V90H125ZM142 91H141V90ZM160 91H159V90ZM162 89V90H161ZM232 91V92H227V91ZM235 89V90H234ZM263 89V90H262ZM28 90V91H27ZM42 90H44V91H42ZM57 90V91H56ZM61 90H62V92H61ZM68 90H72L71 92V95L73 94V98H72V96L70 95V91H68ZM82 90V91H81ZM132 90V91H131ZM144 90V91H143ZM145 90H147L148 92H150V94H147L148 92L147 91H145ZM208 91V93L206 92L205 93V91ZM221 90V91H220ZM249 90V91H248ZM253 90V91H252ZM258 90V91H257ZM56 91V92H55ZM58 91H60V94L61 95H58L59 94V92ZM94 93H93V92ZM101 91V92H100ZM112 91V92H111ZM122 91H125V92H122ZM134 91V92H133ZM137 91V92H136ZM138 91H139V93H141V94H139L138 93ZM162 91V92H161ZM177 91V92H176ZM182 91L183 92H185L184 94L182 93ZM201 91V92H200ZM213 93H211V92ZM218 91H220V92H218ZM238 91V92H237ZM240 91V92H239ZM247 91V92H246ZM36 92H37V94H40V93H42V96H41V94L40 95H37L36 94ZM47 92V95L46 94H44L43 95V93H46ZM53 92V93H52ZM58 92V93H57ZM82 92V93H81ZM100 92V93H99ZM109 92V93H108ZM115 92V93H114ZM132 92V93H131ZM144 92H145V94H144ZM153 92V93H152ZM164 92V93H163ZM165 92L167 93V94H165ZM188 92V93H187ZM254 92V93H253ZM31 93H33V94H31ZM52 93V94H51ZM55 93V94H54ZM64 93V94H63ZM81 93V94H80ZM107 93V94H106ZM113 93V94H112ZM128 93V94H127ZM143 93V94H142ZM177 93V94H176ZM180 95H179V94ZM187 93V94H186ZM196 93V94H195ZM240 93H242V94H240ZM28 96H27V95ZM35 94V95H34ZM74 94H77V96L75 95L74 96ZM99 94V95H98ZM109 94H110V96H109ZM117 94V95H116ZM127 94V95H126ZM129 94H131V96L133 95V94H136V95H133V97H131ZM137 94H139L138 96H137ZM147 94V95H146ZM171 94H172V97H171ZM175 94H176V96L177 95H179V97L177 96V97H175ZM189 94V95H188ZM190 94H192V96L193 97H191V95ZM194 94H195V96H194ZM204 94V95H203ZM207 94V99H206V97H204L205 95ZM211 94V95H210ZM214 94H216V95H214ZM225 94V95H224ZM233 94H235V97L237 98L238 96V100L235 98V101L237 100V101H239V105H237V102H235L234 101V95ZM236 94H237V96H236ZM258 95V96H256L255 97V95ZM20 95H21V97H20ZM23 95H25V96H23ZM34 95V96H33ZM58 95V96H57ZM71 97H70V96ZM87 95V96H86ZM101 95H103L104 97H102ZM141 95V96H140ZM146 97H145V96ZM153 95V96H152ZM161 95V96H160ZM166 95V96H165ZM168 95H170V97H171V99H170V97H168ZM186 95H187V97H186ZM199 97H198V96ZM201 95V96H200ZM203 95V96H202ZM209 95V96H208ZM221 95V96H220ZM229 95H230V97H229ZM243 95H245L244 97H242ZM19 96V97H18ZM44 96H45V100H44ZM51 96V97H50ZM53 96H56V97H53ZM63 96L65 97V98H63ZM68 96V97H67ZM91 96V97H90ZM136 96L138 97V99H136ZM142 96H144V98H147V100L149 99L150 100V102L149 101H147V100H145V99H143V97ZM182 96V97H181ZM198 97L197 99L198 100H200L201 98H205L204 100H211V103H210V101H203V99H201L200 100V102L198 101V103H199V105H198V103L197 102H195L196 101V98L195 97ZM222 98V100L223 101H225L224 103H223V101L221 100V102L222 103H220V98ZM226 96V97H225ZM248 96V97H247ZM262 96V97H261ZM40 97H43L42 98V100L40 99ZM60 97V98H59ZM71 99H70V98ZM76 97V98H75ZM86 99H85V98ZM95 97H96V99H95ZM106 97L108 98V99H106ZM117 97V98H116ZM141 97H142V99H141ZM151 97H153V98H151ZM183 97H185V98H183ZM201 97V98H200ZM213 97V98H212ZM225 97V98H224ZM229 97V98H228ZM24 98H26V99H24ZM35 98H36V100H35ZM40 100H39V99ZM47 98V99H46ZM57 98V99H56ZM121 98V99H120ZM125 98H127V99H125ZM175 98H181V99H179V101H177V100H172V99H175ZM210 98V99H209ZM217 98H218V100H219V102H218V100H217ZM242 98V99H241ZM243 98H245V99H243ZM23 99V100H22ZM54 99L57 101V100H59V101H63V102H60V103H58V102H56V105H55V101H54ZM62 99V100H61ZM65 99H68V100H65ZM85 99V100H84ZM111 99V100H110ZM130 99H131V101H130ZM156 99V100H155ZM182 99H185V100H183L182 101ZM193 99V100H192ZM195 99V100H194ZM227 99V100H226ZM240 99V100H239ZM258 99V100H257ZM263 99V100H262ZM27 100V101H26ZM47 100H48V102H47ZM84 102H83V101ZM99 100V101H98ZM102 100V101H101ZM109 100L111 101V102H109ZM143 100H144V102H143ZM154 100H155V102H154ZM162 100V101H161ZM171 101L172 103H174L173 105H172V103H170L169 104V106H168V103H169V101ZM181 100V101H180ZM190 102H189V101ZM217 101L216 102V104H215V102L214 101ZM228 100H230V102H231V104L229 103V101ZM233 101V103H232V101ZM35 101H38L37 103L35 102ZM51 102V105H50V102ZM52 101H53V103H52ZM91 101V102H90ZM101 101V102H100ZM113 101V102H112ZM116 101V102H115ZM128 101V102H127ZM138 102V101H140V102H138V105H137V103L136 102ZM145 101H147V102H145ZM154 102V104L152 103V105H151V102ZM159 101V102H158ZM185 101H187V102H185ZM227 101V102H226ZM243 101V103H241ZM250 101L252 102V104L250 103ZM43 102V103H42ZM67 102V103H66ZM131 102H133V103H131ZM142 102V103H141ZM158 102V103H157ZM177 102V103H176ZM181 104H180V103ZM184 102V103H183ZM189 102V103H188ZM192 102H194V103H192ZM202 102V104L200 105V103ZM236 104H235V103ZM254 102V103H253ZM120 103V104H119ZM123 103H125V104H123ZM145 103V104H144ZM147 103V104H146ZM175 103H176V105H175ZM179 103V104H178ZM186 103V104H185ZM187 103H188V105L190 104L191 105V103H192V106H195V105H197L195 108H196V112L194 111V109L192 108V106H191V108L189 109L188 108V105H187ZM196 103V104H195ZM204 103H205V107H204ZM229 105H228V104ZM256 103V104H255ZM260 103V104H259ZM262 103H263V105H262ZM32 104H33V106H32ZM36 104V105H35ZM40 104V105H39ZM43 104V105H42ZM48 104V106L49 107H47V108H49V109H47L45 106ZM59 104H61V106L59 105ZM62 104H64V105H62ZM85 104H86V106H85ZM104 106H103V105ZM108 104V105H107ZM126 105V106H123V105ZM136 104V105H135ZM140 104V105H139ZM141 104H142V106H141ZM144 104V105H143ZM157 104V105H156ZM160 106H159V105ZM165 104V105H164ZM211 104H212V106H211ZM220 104H224L225 106L227 105L228 107H229V109H227L225 106H222V108H221V106H220ZM241 104H243L242 106H241ZM32 107H31V106ZM53 105V107H51ZM55 105V106H54ZM65 105H67V106H65ZM156 105V107H154ZM161 105H163L162 107H161ZM182 105V106H181ZM208 105H210V106H208ZM217 107H216V106ZM234 108V107H237V106H241L240 108L239 107H237L236 109H235V111H234V109L231 107V106ZM234 105V106H233ZM236 105V106H235ZM245 105V106H244ZM253 105H256V106H253ZM40 108H38V107ZM82 106V107H81ZM87 106H89V108H86ZM102 106V107H101ZM109 106V107H108ZM136 106V107H135ZM146 107V109L144 108V107ZM151 106V107H150ZM158 106V107H157ZM170 106H171V108H170ZM184 106H185V108H184ZM199 106L201 107V109L199 108ZM208 106V107H207ZM213 106H215V107H213ZM244 106V108L245 109H242V107ZM31 107V108H30ZM36 107V108H35ZM45 107V108H44ZM57 109H56V108ZM59 107V108H58ZM62 107V108H61ZM79 107H80V109H79ZM97 107V108H96ZM109 109H108V108ZM139 107V108H138ZM150 107V108H149ZM175 107H176V109H175ZM178 107V108H177ZM190 107V106H189ZM212 107H213V109H212ZM218 107H220L221 109H219ZM224 107V108H223ZM248 107V108H247ZM253 107L255 108V109H253ZM54 108V109H53ZM68 108V109H67ZM83 108H86L85 110V112H87V113H85L84 112V109ZM149 110H148V109ZM155 108V109H154ZM199 108V109H198ZM230 108L232 109V111L234 112V116H233V114L231 115V113H233V112H230ZM65 109V110H64ZM71 110V113H70V110ZM79 109V110H78ZM90 109H91V112H89L90 111ZM100 109H103V110H100ZM122 111H121V110ZM134 109H135V111H134ZM171 109H173V110H171ZM178 109H180L179 111H178ZM193 109V110H192ZM224 109H226V110H228L229 111V113H228V111H227V113L226 114H224L223 116H225V117H223L221 114L222 113H224V112H221V111H224ZM239 109H241V111L239 110ZM42 110H44L47 114H49V115H45L46 113L45 112H43ZM57 110V111H56ZM59 110H61V111H59ZM64 110V111H63ZM67 110V111H66ZM69 110V111H68ZM74 110H76L77 112H75ZM93 110V111H92ZM123 110H125V111H123ZM126 110H128L127 111V113H126ZM130 110V111H129ZM189 110V111H188ZM191 110H192V112H191ZM197 110H199V112L197 111ZM201 110V111H200ZM210 111L211 112V114H210V112L208 111V112H206V114H204V112L205 111ZM213 110V111H212ZM220 110V111H219ZM239 110V111H238ZM244 110V111H243ZM246 110V111H245ZM248 110H249V112H248ZM259 110V111H258ZM41 111V112H40ZM62 111H63V113L64 114H66V115H64L63 113H62ZM78 111H81V112H79L80 113V115H81V113H83L81 116L79 115V113H78ZM107 111H108V115H107ZM110 111H112L111 113H110ZM174 111V112H173ZM183 111L185 112V114L183 113ZM216 111H217V113H220L219 115L216 113ZM238 113H237V112ZM253 111H254V114H253ZM262 111V112H261ZM50 112V113H49ZM55 112H56V114H55ZM60 112V113H59ZM68 112H69V116H68ZM97 112V113H96ZM102 112H104V113H106V114H103ZM117 112V113H116ZM121 112V113H120ZM132 112H135V113H133L132 114ZM190 112H191V115H190ZM195 112V113H194ZM226 112V111H225ZM250 112H252V113H250ZM257 114H256V113ZM45 113V114H44ZM57 113H59V114H57ZM73 113V114H72ZM120 113V114H119ZM182 113H183V115H182ZM198 114V115H195V114ZM215 114V115H213V114ZM54 114V115H53ZM72 116H71V115ZM92 114V115H91ZM175 114H176V116H175ZM178 114V115H177ZM186 114H187V117L189 118V120L187 119V117H186ZM200 114V115H199ZM201 114H202V116H201ZM205 115V117L207 118H205L204 117V115ZM252 114V115H251ZM263 114V116L261 117V115ZM54 116V119H56V120H59V121H57V124L55 123L56 121H53V116ZM61 116V118H60V116ZM64 115V116H63ZM73 115H76V117L74 116V118H76V119H74L73 118ZM78 115H79V117H80V119H79V117H78ZM102 115H104L103 117H102ZM105 115H107V116H105ZM116 115H123V116H116ZM144 115V116H143ZM180 115H182V116H180ZM251 115V116H250ZM68 116V117H67ZM70 116H71V118H70ZM83 116H85V117H83ZM108 116H110L109 118H108ZM115 116L117 117V118H115ZM136 116V117H135ZM186 117V118H184V117ZM193 116V117H192ZM194 116H196L195 118H194ZM211 116V118L212 117H214L215 119H214V121H212L213 119H211L210 118V120H209V117ZM217 116H219V118L220 117H222L221 119L223 120V123H222V121H219V120H221V119H217L216 120V117ZM228 116H229V118L231 119V117H232V119L233 118H235V120L234 121H231L234 125H232V123H228L227 124V122H228ZM248 116H249V118H248ZM255 116V117H254ZM261 117V118H259V117ZM49 117H51L50 119H52V120H49L48 118ZM59 117V118H58ZM63 117V118H62ZM83 117V118H82ZM90 117V118H89ZM95 117V118H94ZM98 117V118H97ZM112 117V118H111ZM120 117H121V119H120ZM176 117H180L181 119H182V122H181V125H183L181 128H180V122H178V121H181V119H177ZM253 117H254V119H253ZM105 118V119H104ZM115 118V119H114ZM118 118L120 119L119 121H118ZM199 118H200V120L202 121V123L200 122V123H198V121H200L199 120ZM226 119V122H224L225 120L224 119ZM241 118V120L243 121V123H242V121H241V123L240 122H238V121H240V120H238V119H240ZM255 118H257V120L255 119ZM259 118V119H258ZM77 119H79V120H77ZM81 119H83V120H86V121H80ZM94 119V120H93ZM98 119H99V121H98ZM104 119V120H103ZM107 119V120H106ZM184 119H186L185 121H184ZM229 119V120H230ZM253 119V120H252ZM62 120V121H61ZM64 120V121H63ZM68 120V122H66ZM72 120V121H71ZM80 121V123L79 122H77V121ZM103 120V121H102ZM143 120V121H142ZM144 120H145V123H144ZM177 120V121H176ZM194 120H195V122H194ZM198 120V121H197ZM238 120V121H237ZM247 120H249L248 122H246ZM260 120V121H259ZM78 124H80V126H78V125H76L77 123ZM92 123H91V122ZM107 121V122H106ZM113 121V122H112ZM141 121L143 122V123H141ZM184 121V122H183ZM205 121V122H204ZM210 121V122H209ZM211 121H212V123H211ZM215 121H217V122H215ZM219 121V122H218ZM236 121V122H235ZM254 121V122H253ZM54 122V123H53ZM70 122V123H69ZM71 122L73 123V127H76V126H78L77 127V129L75 130V128H74V130H73V127L71 126ZM83 122V123H82ZM113 124H115V125H112V123ZM186 122V123H185ZM192 122V123H191ZM203 122L205 123V125H207L206 123H211V124H208V126L207 127H204L205 125L203 124ZM214 122V123H213ZM222 124H221V123ZM238 122V123H237ZM65 123H67V124H65ZM76 123V124H75ZM85 123H86V125L89 123V125L86 127L85 126ZM93 123H95V124H93ZM106 123V124H105ZM110 123V124H109ZM125 123H126V125H125ZM141 123V124H140ZM178 123V124H177ZM184 123H185V125H187V126H185L184 125ZM191 123V124H190ZM193 123H195V124H193ZM217 123V124H216ZM228 125V126H230V127H228L226 124ZM241 125H240V124ZM252 123H254V124H252ZM52 124H53V126L55 127L54 128V131H53V129H51V128H53L52 127ZM59 124V125H58ZM61 124H64V126H63V128H62V126H61ZM74 124H75V126H74ZM91 124V125H90ZM119 124V125H118ZM121 124H123V125H121ZM141 126H140V125ZM197 124H199V126H197ZM204 126H203V125ZM217 125V128L219 127L220 128V126H221V128H222V130L221 129H219L218 128V131H216L217 130V128H216V125ZM219 124V125H218ZM236 124V125H235ZM237 124H239L238 126H237ZM242 124H243V126H242ZM250 124V125H249ZM259 124L260 125V127H258L257 125ZM67 125L69 126V128L71 127V129H68V127H67ZM93 125V126H92ZM112 125V126H111ZM117 125V126H116ZM143 125H145V126H143ZM212 127H214V129H215V132L213 131V129H211L213 132H214V134L216 135V136H214V134H212L213 132L210 130V128H211V126ZM247 125V126H246ZM251 125H253L254 127H252ZM58 127V129H57V127ZM61 126V127H60ZM66 126V127H65ZM90 126V127H89ZM95 126V127H94ZM113 126H116V127H114L113 128ZM196 126H197V129H196ZM210 126V127H209ZM223 126H226V127H228V128H226V127H223ZM240 126H241V129H238V128H240ZM252 128H250V127ZM258 127L260 130H263V131H260V132H257L256 133V131L254 130V128L255 127ZM262 126H263V128H262ZM62 128V129H60V128ZM65 127V128H64ZM80 127V128H79ZM85 127V128H84ZM112 127V128H111ZM117 127L118 128H120L119 130L117 129ZM187 127V131L188 132H186V130H184L185 128ZM189 127V128H188ZM194 127V129L193 130H196L195 131V133H194V131L191 129V128H193ZM199 127H201L200 128V130L203 128V130H201L202 131V133H201V131L200 130H198V128ZM244 127V128H243ZM256 127V130L258 129ZM106 128H107V130H106ZM130 128V129H129ZM177 128H178V130H177ZM205 128H209V129H207L204 133H203V131H204V129ZM223 128H224V130H226L224 133H225V137H227L228 135H229V133L228 132H230L231 131V129H235L236 128V131L233 129V132H232V134L234 133V138H233V136L231 135H229V137H232L233 138V140H231L230 138H225V137H221L222 136V134H223V132H221V131H224L223 130ZM250 128V129H249ZM51 129V130H50ZM59 129L63 132V130H64V133H65V135L62 133H60L61 131H59ZM78 129H81V132H83V134L81 133V132H79L80 130H78ZM85 130V131H83V130ZM88 129H89V131H88ZM91 129V130H90ZM102 129V130H101ZM103 129L105 130V131H103ZM180 129V130H179ZM227 129H228V132H227ZM247 129V130H246ZM57 130V131H56ZM68 130H70L71 132H70V134L68 135L67 133H69V131ZM73 130V131H72ZM78 130V131H77ZM109 130V131H108ZM111 130H112V133H111ZM117 130V131H116ZM190 130L192 131V132H190ZM208 130H210V132H211V134L215 137H213L212 135H210L209 133V131ZM230 130V131H229ZM240 130V132H239V134H242V135H237V133H238V131ZM246 130V131H245ZM249 130V131H248ZM250 130H253V132L257 135H255L253 132L251 133V131ZM55 133V135L59 132L60 133V135H62V137L64 136V138L62 139V137H60V135L58 134V135H56V137H54L55 135H54V133ZM56 131V132H55ZM66 131H68V132H66ZM76 131V132H75ZM101 131V132H100ZM108 131V132H107ZM119 131V132H118ZM121 131V132H120ZM183 132V134L182 135H180V132ZM220 131V132H219ZM236 133H235V132ZM246 132V133H244V132ZM259 131V130H258ZM51 132H52V136H51ZM79 132V133H78ZM94 132V133H93ZM98 132V133H97ZM105 132H107V133H105ZM142 132V133H141ZM173 132V133H172ZM178 132V133H177ZM185 132L187 133V136H190V138L189 137H187V138H185L184 136L186 135L185 134ZM196 132H199V133H196ZM217 132V133H216ZM241 132H243V133H241ZM250 134H249V133ZM78 135H77V134ZM119 133H121V134H119ZM146 134V135H143V134ZM149 133V134H148ZM172 133V134H171ZM205 133H207V134H205ZM220 133V134H219ZM222 133V134H221ZM227 133V134H226ZM260 133V134H259ZM261 133H263V134H261ZM87 134V135H86ZM101 134V135H100ZM114 134H115V136H114ZM129 134V135H128ZM174 134V135H173ZM177 134L179 135V136H177ZM199 134H201V135H199ZM219 134V135H218ZM248 136H247V135ZM251 134H253L252 136H251ZM50 135V136H49ZM54 135V136H53ZM84 135V137L85 138H82L81 136H83ZM142 135V136H141ZM148 135H149V137H148ZM205 135H208V137L209 138H207V140L208 141H206V138H205ZM238 137H236V136ZM255 135V136H254ZM261 135V136H260ZM58 136V137H57ZM72 136H73V138H72ZM75 136H77V137H75ZM101 136H102V138H101ZM104 136V137H103ZM112 136H113V138H115V139H113L112 138ZM169 136H170V138H169ZM198 136H199V138H198ZM220 136V137H219ZM247 136V137H246ZM50 137V138H49ZM51 137L53 138V139H51ZM71 139H70V138ZM172 137H174V138H172ZM202 137V138H201ZM243 137V139L242 140H240L241 138ZM249 137V138H248ZM256 139H255V138ZM259 137H261L262 138V140H261V138H259ZM57 138H59V139H57ZM108 138V139H107ZM119 139V141L117 140V139ZM147 138V139H146ZM177 138V139H176ZM180 138L182 139V140H180ZM194 138H195V140H194ZM219 138H221V139H219ZM225 138V140L223 141V139ZM244 138H248V139H245V140H247L248 142H245V140H244ZM253 138V139H252ZM257 138H259L260 140V142L262 141V145L263 146H260L261 145V143H260V145L258 146V144H259V141L257 140ZM54 139H56V142H55V140ZM62 139V140H61ZM73 139V140H72ZM75 139V140H74ZM79 139V140H78ZM86 139V140H85ZM91 139H93L92 141H91ZM101 139V140H100ZM107 139V140H106ZM110 139H112V140H110ZM140 139L141 140H143L144 142L147 140L148 141V144L145 142H142V141H140ZM171 139V140H170ZM174 139V140H173ZM187 139V140H186ZM188 139L190 140V141H188ZM198 141H197V140ZM203 140V142H201V141H199V140ZM216 140V141H212V140ZM226 139H227V142H225L226 141ZM228 139H230V140H228ZM51 140L53 141V143L51 142ZM59 140L61 141V145L59 144L60 142H59ZM64 140V141H63ZM78 140V141H77ZM123 140H125V141H123ZM173 140V141H172ZM211 140V141H210ZM219 140V142H221V143H217L216 144V142ZM251 140H252V142H251ZM66 141H67V144H65L66 143ZM71 141H74V142H71ZM82 141V142H81ZM88 141V142H87ZM110 141V142H109ZM176 141H177V143H176ZM187 141V142H186ZM237 142V145L235 144L236 142ZM241 141H244V142H242L241 143ZM253 141H255V142H253ZM49 142V143H48ZM75 142H76V144H75ZM95 144H94V143ZM150 142V143H149ZM169 142V143H168ZM180 142H182V143H180ZM206 142H208V143H206ZM258 143V144H255V143ZM45 143H46V145H45ZM51 143H52V145H51ZM63 143H64V146H63ZM68 143H73L74 144V148H73V144H71V145H69ZM83 143H85V146H86V148H85V146L83 145ZM89 143V144H88ZM99 143V144H98ZM172 143V144H171ZM185 143V144H184ZM190 143V144H189ZM203 143H205L206 144V146L205 145H203ZM214 144V145H216V146H214V148L216 149V151H214L215 149L213 148V145H210V144ZM223 143V144H222ZM247 143H249V144H247ZM43 144H44V146L45 147H43ZM127 144V145H126ZM130 144V145H129ZM164 144V145H163ZM171 144V145H170ZM174 144V146H172ZM176 144H177V146H176ZM192 144V145H191ZM198 144V145H197ZM210 146H209V145ZM223 146H221V145ZM229 144V145H228ZM240 144H242L241 146H240ZM244 144H246V145H244ZM254 144V148L252 147V145ZM49 145V146H48ZM50 145H51V147H50ZM59 147H57V146ZM111 145V146H110ZM116 145V146H115ZM119 145V146H118ZM120 145H122V146H120ZM148 145H150V146H148ZM168 145V146H167ZM180 145V146H179ZM183 145V146H182ZM203 145V146H202ZM219 145H220V147H219ZM225 145V146H224ZM228 145V146H227ZM234 145H236V146H234ZM257 145V146H256ZM66 146H67V148L68 149H66ZM76 146V147H75ZM103 146V147H102ZM182 146V147H181ZM186 146H188V149H187V147ZM200 146V147H199ZM233 148H232V147ZM256 146V147H255ZM61 147V148H60ZM65 147V148H64ZM69 147H71V149L69 148ZM122 147H123V149H122ZM128 147H129V149H131V151L128 149ZM169 147V148H168ZM180 147V148H179ZM191 149H190V148ZM199 147V148H198ZM205 147H208L207 148V150L205 149ZM216 147H218V148H216ZM227 147V148H226ZM230 147L232 148V149H230ZM243 147V149H240V148H242ZM245 147V148H244ZM248 147V148H247ZM251 147V148H250ZM260 147V148H259ZM43 148H44V150H43ZM47 150H46V149ZM49 148V149H48ZM50 148H51V150H50ZM63 148V151L65 152V154H63V152H61L60 151V149H62ZM95 148V149H94ZM176 148V149H175ZM182 148H185V149H182ZM209 148H210V150H209ZM221 148V151L219 150ZM226 148V149H225ZM237 149V151H234V152H232L233 151V149L234 150H236ZM259 148V149H258ZM261 148H262V150H263V152H262V150H261ZM58 150V152H57V150ZM66 149V150H65ZM70 149V150H69ZM75 149V150H74ZM81 149V150H80ZM102 149L103 150H105V153H103L104 151H102ZM165 149H167V150H165ZM170 149V150H169ZM238 149H240V151L238 150ZM248 149V150H247ZM249 149H250V151H251V153H250V151H249ZM49 150V151H48ZM68 150V151H67ZM72 150H74L75 152H74V154L76 155V156H73L74 154H73V152H72ZM86 152H85V151ZM87 150H88V152H87ZM97 150V151H96ZM173 150V151H172ZM177 151V153H176V151ZM182 150V151H181ZM197 150H199V151H197ZM205 150V153L203 152V151ZM208 150L210 151V152H208ZM225 150H231L230 152H228V151H226V153H225ZM260 150H261V153H260ZM42 151H43V153H42ZM54 151H56V152H54ZM66 151H67V153H69V154H67L66 153ZM81 151V152H80ZM96 153H95V152ZM171 151V152H170ZM175 151V152H174ZM184 151V155H183V152ZM186 151H188V152H186ZM192 152V153H194L193 155H195V156H193L192 155V153L190 154V152ZM244 151H247V152H245V153H242V152H244ZM72 152V153H71ZM130 154H129V153ZM169 152H170V154H172V157H170L171 155H169ZM197 152H199V154H200V156H198L197 155ZM236 152H238L237 154H236ZM259 154H258V153ZM57 153V154H56ZM61 153H62V156H61ZM77 153H79V154H77ZM85 153V154H84ZM87 153V154H86ZM125 154V155H123V157H121L122 156V154ZM173 153H174V156H176L177 154H179V155H181V157L180 156H178L177 155V157L176 158H173ZM188 153H189V155H191V156H189L188 155ZM230 153H232L233 155H231ZM240 153V154H239ZM254 153H257V154H255L256 156L254 157ZM36 154H37V156H36ZM54 154H56V156L54 155ZM60 154V155H59ZM73 154V155H72ZM92 154V155H91ZM185 154H187L189 157H190V160H189V157L187 156V155H185ZM204 154V155H203ZM230 154V155H229ZM41 157H40V156ZM63 155H65L64 157H63ZM68 155H69V157H70V159L68 158ZM74 157V159L73 160H71L73 157ZM77 155H79V156H77ZM104 155V156H103ZM201 155H202V157H201ZM210 155V156H209ZM238 155V156H237ZM241 156V160H239L240 159V156ZM245 155V157H243V156ZM250 155V156H249ZM259 155H261V156H259ZM28 156L31 158H29V159H27L28 158ZM44 156V157H43ZM59 156V157H58ZM92 158H91V157ZM97 156V157H96ZM126 156H127V158H126ZM186 156V157H185ZM194 158H193V157ZM231 157V159L229 158V157ZM232 156H233V158H232ZM235 156V157H234ZM246 156H247V158H246ZM251 156H253V157H251ZM36 157V158H35ZM56 157H57V159H56ZM65 159V160H63V158ZM86 157V158H85ZM90 157V158H89ZM99 157H101V158H99ZM178 157H180L179 158V160H178ZM182 157L184 158V160L182 159ZM198 158V159H196V158ZM239 157V159H237ZM243 157V158H242ZM258 157H259V159H258ZM67 158L69 159L67 162L68 163H70V164H68L67 162H66V160H67ZM88 158V159H87ZM125 159V160H121V159ZM172 158H173V160H175L176 161V163H175V161H173L172 160ZM187 160H186V159ZM191 158H193L194 159V161H193V159H191ZM202 158V159H201ZM249 158H250V160H249ZM34 159H36V160H34ZM39 159V160H38ZM43 159V161H41ZM48 159V160H47ZM56 159L57 160V162H55V163H57V166H55V164H51V163H54L53 161ZM62 159V160H61ZM80 159V160H79ZM97 159V160H96ZM119 159V161H117ZM129 159H131L130 161H129ZM181 159V160H180ZM196 159V160H195ZM201 161H200V160ZM209 159V160H208ZM29 160V161H28ZM34 160V161H33ZM39 161V163H38V161ZM55 160V161H56ZM75 160V161H74ZM183 160V161H182ZM187 161L186 163H188L187 165H185L184 163V161ZM233 160V161H232ZM255 160V161H254ZM45 161V162H44ZM48 161V162H47ZM120 161H122V165L120 164L121 162ZM135 161H137V162H135ZM171 161H173L174 162V165L172 166V163L173 162H171ZM191 163H190V162ZM198 161H199V163L200 164H198L197 165V163H198ZM208 161V162H207ZM243 161V163H241ZM27 162H28V164H27ZM33 162H35L36 164H37V166H36V164L34 163V164H32ZM41 162H43V163H41ZM61 162V163H60ZM73 162V163H72ZM81 162V163H80ZM86 162V163H85ZM89 162V163H88ZM123 162H126L127 163V166H128V168H127V166L125 167V164L126 163H123ZM134 162V163H133ZM254 162L257 164H259L258 166H256V164H254ZM46 163H49V164H46ZM85 163V164H84ZM117 163V164H116ZM178 163H180V165H178ZM181 163H183L184 165H182ZM195 163V164H194ZM242 165H241V164ZM262 163V164H261ZM31 164H32V167H30L31 166ZM43 164V165H42ZM46 164V165H45ZM53 166V168H52V166ZM60 164H61V166H60ZM62 164H64V165H66L65 166V168H64V165H62ZM81 164V165H80ZM84 164V165H83ZM112 164H114V165H112ZM134 164V165H133ZM136 164V165H135ZM191 164V165H190ZM201 164H202V166H205V164H206V169H205V167H202L201 166ZM35 165V166H34ZM47 165H48V167H47ZM51 167H50V166ZM69 165V166H68ZM73 165V166H72ZM80 165V166H79ZM106 165H108L109 166V168H108V166H106ZM117 165V166H116ZM121 167H123L121 170H119L120 168V166ZM137 165L139 166V167H137ZM176 165H178L180 168H178ZM194 165H195V167H194ZM196 165L198 166V167H196ZM199 165H200V167H199ZM25 166V167H24ZM29 166V167H28ZM58 168V170L55 168ZM114 166H116V167H118V170L119 171H117V168L116 167H114ZM175 166L177 167V169L175 168ZM183 166H186L185 168L186 169H184V171L185 170H189V172L191 173H187L188 172V170L186 171V173L185 172H183ZM187 166H189V168H191V169H193V170H191V169H189ZM248 166V167H247ZM249 166H250V169H252L253 170V173H252V170H248V168H249ZM252 166H254V167H252ZM28 167V168H27ZM63 167V168H62ZM72 167H74L73 169H70V168H72ZM92 167V168H91ZM114 167V168H113ZM172 167H174L173 169H172ZM181 167H182V169H181ZM193 167V168H192ZM226 167H228V168H226ZM247 167V169H246V171H245V168ZM23 168V169H22ZM27 168V169H26ZM30 168V169H29ZM31 168L33 169H38V168H40V169H38V171H37V173H35V174H33L34 173V171L35 170H33V171H30L31 170ZM50 168V169H49ZM68 168V169H67ZM83 168H86V169H83ZM88 168H90V169H88ZM94 168H95V170H97L96 172H95V170H94ZM110 168H112L111 170H110ZM129 169V170H127V169ZM195 168V169H194ZM198 168V169H197ZM211 170H209V169ZM225 168L227 169V170H225ZM261 168H262V170H261ZM25 169V170H24ZM29 169V170H28ZM42 169V170H41ZM44 169L45 170H47V171H44ZM65 169V170H64ZM74 169H77V170H74ZM91 169H93V171L96 173H94L96 176H94V174H92L93 173V171L91 170ZM134 169V170H133ZM142 169V170H141ZM159 171H158V170ZM172 169V170H171ZM201 169H204L203 171L201 170ZM208 169V170H207ZM240 169V170H239ZM259 169V170H258ZM31 173L30 175H29V173H28V171ZM54 170H55V172H54ZM66 170H68V171H66ZM71 170H74L75 172H73V171H71ZM115 170V171H114ZM131 170V171H130ZM156 170V171H155ZM202 171V172H198V171ZM205 170H207V171H205ZM215 170V171H214ZM216 170H218V172L216 171ZM232 170V171H231ZM233 170L235 171V172H233ZM242 170L243 171H245L244 173H240V172H242ZM255 170H257V171H255ZM27 171V172H26ZM42 172V176L44 175L45 176V173H47L46 174V176H49L48 178L46 177H42L41 175H40V173L39 172ZM57 171V172H56ZM59 171V172H58ZM63 173V174H61V172ZM65 171V172H64ZM71 173H70V172ZM80 171V172H79ZM88 171V174L86 173V172ZM92 171V172H91ZM107 171V172H106ZM125 172V173H123V172ZM126 171H128V173L126 172ZM135 171V172H134ZM137 171V172H136ZM192 171L194 172V173H192ZM200 174H198L197 172ZM216 173H214V172ZM249 171V172H248ZM36 172V171H35ZM43 172H45V173H43ZM52 174H51V173ZM100 172V173H99ZM120 172V174H118ZM184 174H183V173ZM210 172H212V173H210ZM256 172V173H255ZM258 172V173H257ZM70 173V174H69ZM76 173V174H75ZM83 173H85V174H83ZM92 175H91V174ZM109 173V174H108ZM128 175H127V174ZM134 173V174H133ZM156 173V174H155ZM203 173H205V175H203ZM209 174V175H211V176H207V174ZM230 173H231V175H230ZM249 173H250V176H248L249 175ZM252 173V174H251ZM255 173V174H254ZM38 174H39V177L40 178H38ZM58 174H60V175H58ZM65 174V175H64ZM68 174V175H67ZM77 174L80 176V177H77L76 178V176H77ZM90 174V175H89ZM99 174V175H98ZM104 174V175H103ZM107 174H108V177H109V179L107 178ZM129 174H132L133 176L131 177V175H129ZM136 174H141L143 177H139L138 176V178H135L137 175ZM160 174H162V175H160ZM187 174V175H186ZM196 176H195V175ZM239 174H240V176L241 177H243V178H241L240 176H239ZM31 175H34V177L33 176H31ZM55 175H57V177L55 176ZM67 175V176H66ZM75 175V176H74ZM84 175V176H83ZM110 175V176H109ZM134 175H136V176H134ZM140 175V176H141ZM148 175H150V176H148ZM157 175H159L158 177H156ZM171 175H172V177H171ZM175 177H174V176ZM191 175H193V176H191ZM203 175V177L204 176H207L206 178L204 177V178H202V182H200L199 180H201V177L200 176H202ZM238 176V178L237 177H235V176ZM247 175V177L246 178H248L249 177V179H247V181L245 180V176ZM254 177H253V176ZM62 176V177H61ZM65 176H66V178H65ZM89 176V177H88ZM92 176V177H91ZM99 176V177H98ZM103 176V177H102ZM123 176H125L126 178H123ZM162 176V177H161ZM187 178H186V177ZM199 176V177H198ZM215 176V177H214ZM231 177V180H232V182H233V180H234V182L232 183V182H230L231 180H230V177ZM53 177V178H55L56 180H57V182H55V179L53 180V178L51 179V178ZM71 179V180H69L68 182H66L69 178ZM83 179H82V178ZM101 177V178H100ZM111 177V178H110ZM127 177H128V181H127ZM159 177H160V179H163L165 182H161V181H163V180H161L160 181V179H159ZM174 177V178H173ZM179 177V178H178ZM182 177V178H181ZM183 177H185V178H183ZM188 177H189V179H188ZM196 177H198L197 179H195ZM75 178V179H74ZM96 178H98V179H96ZM103 178H105V180L103 179ZM113 178V179H112ZM129 178H132V180L131 179H129ZM137 179L139 182L141 181L140 179H142V184H141V182L139 183V182H137V183H139L140 184V186H143V188H144V186L146 185H148L147 186V189L145 188V190H147V192L149 191V190H151V192L149 191V193H148V198H146L147 196L145 195L147 192H144L145 190H143V192H142V194L145 196V198L143 197V195L141 194V196H139L138 195V193L140 192V188L138 187L139 186V184H137V183H135L137 180H134V179ZM176 178V179H175ZM192 178V179H191ZM193 178H194V180H193ZM214 178V179H213ZM235 178V179H234ZM254 178V179H253ZM39 179H42V181L41 180H39ZM49 179H51V180H53V181H51V180H49ZM60 181H59V180ZM149 179H151V180H149ZM175 179V180H174ZM204 179H206L205 181H204ZM229 179V180H228ZM252 179H253V181H252ZM40 182H39V181ZM47 180V181H46ZM62 180V181H61ZM65 180V181H64ZM79 180H81V181H79ZM97 180V181H96ZM108 180V181H107ZM135 181L134 183L136 184V185H132V183L133 182H130V181ZM145 180V181H144ZM156 180V181H155ZM168 180V181H167ZM172 180L174 181V182H172ZM183 180V181H182ZM185 180H186V182H185ZM189 180H192L191 182L189 181ZM196 180V181H195ZM198 180V181H197ZM208 180V181H207ZM210 180V181H209ZM242 180V181H241ZM245 180V181H244ZM249 180V181H248ZM258 180H261V181H258ZM37 181V182H36ZM46 182V184L45 183H43V182ZM71 181V182H70ZM74 181V182H73ZM77 181V182H76ZM104 181H105V183H104ZM126 181H127V183H126ZM189 181V182H188ZM195 181V182H194ZM240 181V182H239ZM251 181V182H250ZM256 181V182H255ZM61 182V183H60ZM80 182V183H79ZM98 183V185H97V183ZM109 182V184L111 183V185H109L108 186V183ZM123 182H125V183H123ZM144 182V183H143ZM159 183V185H158V183ZM180 182V183H179ZM198 184H201V187L199 188V189H197L198 187L197 186H199V185H197V183ZM206 182H208L207 184H206ZM236 182H237V184H236ZM255 184H254V183ZM257 182H258V184L260 183L263 187H259V189H258V186H261L260 184L259 185H257ZM39 183H40V185H39ZM49 183V184H48ZM58 183V184H57ZM63 183H65V185L63 184ZM67 183V184H66ZM87 183H89V184H87ZM100 183H103V184H101L100 185ZM116 183V184H115ZM125 184V186H123V184ZM146 183V184H145ZM183 183H184V186H183ZM188 183V184H187ZM192 183V184H191ZM239 183H242V184H239ZM243 183H245V185H247L246 187H248V190H247V188H242L241 187V190L243 191V194H242V191L241 190H239L240 189V185L241 186H243L244 184ZM252 183H253V189H251V188H249V186H251L252 187ZM42 184H44L45 186H43ZM71 184V185H70ZM91 184V185H90ZM115 184V185H114ZM126 184H128V186L130 187H128ZM131 184V185H130ZM150 184H153L154 186L155 185H158V186H153V188L151 187V185ZM163 184V185H162ZM171 184V185H170ZM179 184H180V186H179ZM187 184V185H186ZM191 184V185H190ZM193 184L194 185H197V186H193ZM202 184H204V185H202ZM226 184H228L227 185V187L225 186ZM231 184H234L233 186H231ZM238 186H236V185ZM239 184V185H238ZM249 184V185H248ZM42 185V186H41ZM47 185V186H46ZM89 187H88V186ZM103 185V186H102ZM167 185H169V186H167ZM189 185V189H188V187H187V189H184V192H183V188L185 187V186H188ZM223 185H224V188H223ZM245 185L243 186V187H245ZM38 186V187H37ZM49 186H50V188H49ZM60 186H63V187H60ZM94 186V187H93ZM145 186V187H146ZM164 186H165V188H164ZM175 188H174V187ZM176 186H177V188H176ZM204 186H205V188H207L208 187V189L206 190L205 188H204ZM34 187H36V188H34ZM53 187H55V188H53ZM68 189H67V188ZM72 187V189H70ZM77 187V188H76ZM96 187H99V190L101 189V191H99L98 190V188H96ZM105 187V188H104ZM116 187V188H115ZM131 187H133V189L131 188ZM137 187H138V189H137ZM151 187V189H149L148 190V188H150ZM172 187V188H171ZM181 187V188H180ZM191 187V188H190ZM193 187H196V190L193 188ZM226 187V188H225ZM234 187V188H233ZM236 187H237V190H235V191H237V192H235L234 191V189H236ZM41 188H43V189H41ZM47 188V189H46ZM64 188V189H63ZM85 188V189H84ZM126 188H127V190H126ZM142 188V189H143ZM156 188V189H155ZM159 188V189H158ZM163 190H162V189ZM167 188H168V190L169 191H171V193L173 194H171L170 192H168V190H167ZM186 188V187H185ZM215 188H217V189H215ZM221 188V189H220ZM222 188H223V190H222ZM229 188V189H228ZM232 188V189H231ZM261 188V189H260ZM263 188V189H262ZM35 189V190H34ZM39 191H37V190ZM80 189V190H79ZM103 189V190H102ZM108 189V190H107ZM133 190L134 191V193L136 192L137 193V191H135L134 189H136V190H138V193H137V196L136 197H134L136 194H133V192L132 191H130V190ZM165 189V190H164ZM172 189V190H171ZM176 189H178V191H179V189L180 190H182V191H180V192H178ZM193 189V192L192 191H190V190H192ZM200 189H202V191L200 190ZM203 189H205L204 190V192L205 191H207L208 193H206V194H209V195H206L207 197H205V195L203 194L204 192H203ZM211 189H213V190H211L212 192H213V194H212V192L210 191ZM225 189V190H224ZM246 189V190H245ZM251 189V190H250ZM255 189H256V193H255ZM32 190H34V191H32ZM45 190V191H44ZM69 190V191H68ZM76 190V191H75ZM90 190V191H89ZM98 190V191H97ZM154 190V191H153ZM159 190V191H158ZM187 190V191H186ZM189 190V191H188ZM198 190H200V192L198 191ZM254 190V191H253ZM262 190V191H261ZM22 191V192H21ZM40 191H42V192H40ZM62 191H64V192H62ZM73 191V192H72ZM78 191H81L80 193L78 192ZM88 191V192H87ZM107 191H108V193H107ZM123 191V192H122ZM156 191H158V193L156 192ZM163 191H167L168 193H166V192H164V194L163 193H161V192H163ZM197 192V194H196V192ZM210 191V192H209ZM220 191V192H219ZM225 191V192H224ZM239 191L241 192V193H239ZM252 192V193H254V194H251L250 192ZM43 192H45V193H43ZM52 193V195H51V193ZM68 192V193H67ZM76 192H77V194H80V195H75L76 194ZM99 192V193H98ZM178 192V193H177ZM183 192V193H182ZM185 192H188V195L190 196V197H188V199L186 198V196H188L187 195V193L185 194ZM190 192V193H189ZM192 192V193H191ZM231 192V193H230ZM258 192V193H257ZM13 193V194H12ZM20 193L21 194H25L26 195V197H25V199L23 200V201H20L19 199H18V197H19V195H20ZM36 195H38V196H40L39 198V200L40 201H38V196H36ZM50 195H49V194ZM62 195H61V194ZM92 193H94V195L92 194ZM97 193H98V196H97ZM101 193V194H100ZM120 193V194H119ZM126 193V194H125ZM156 194V195H154V194ZM212 195H211V194ZM13 196H12V195ZM58 196V197H60V198H58V199H54V198H57L56 197V195ZM64 194H67V195H65L64 196ZM70 194L72 195V196H70ZM85 194H87V195H85ZM93 196H92V195ZM134 196H133V195ZM161 195V199L158 197V196H160ZM191 194H193V195H191ZM201 195L202 196V194H203V196H204V198L203 197H198L199 195ZM246 194H248V195H250L251 197H250V199L248 198L249 196L248 195H246ZM257 194V195H256ZM260 194V196H258ZM8 195L11 197V198H9L8 199ZM96 195V196H95ZM105 195V196H104ZM130 195V196H129ZM150 195V196H149ZM154 195V196H153ZM163 195V196H162ZM174 195H176V196H178V198L179 199H177V197L176 196H174ZM242 195V196H241ZM254 195V197H252ZM17 196V197H16ZM34 196V197H33ZM50 196H51V198H50ZM79 196H80V198H79ZM87 196V197H86ZM123 196V197H122ZM138 196L140 197V198H138ZM152 196V197H151ZM155 196H157V197H155ZM172 196H173V199H172ZM183 196H185V199H184V197ZM209 196V197H208ZM210 196H211V199H210ZM239 196V197H238ZM247 196V197H246ZM15 199H14V198ZM31 197V198H30ZM96 197V198H95ZM120 197V198H119ZM127 197V198H126ZM132 197V198H131ZM142 197L144 198V200L142 199ZM150 197V198H149ZM241 197V198H240ZM257 197V198H256ZM259 197H261V198H259ZM30 198V199H29ZM34 198H36V200H34ZM41 198H42V200H41ZM65 200H64V199ZM77 198H79V199H77ZM93 198H95V199H93ZM99 198V199H98ZM121 198L122 199H130L129 201L128 200H122L121 201ZM134 198H135V200H134ZM153 200H152V199ZM162 198H163V200H162ZM201 199V201L200 200H198V201H196L197 203L198 202H200V206L194 201V200H197V199ZM205 198H206V201L208 202H206L205 201ZM208 198V199H207ZM213 198V199H212ZM237 198V199H236ZM238 198H240V199H238ZM243 198V199H242ZM244 198H246V200L248 199V200H250V201H248V203H246L245 204V202L243 203V201H246ZM253 198H254V201H253ZM29 199V200H28ZM62 199V200H61ZM67 199H69V200H73V201H71V203H73L72 205H71V203H70V205H68L69 204V202H68V200ZM84 201H83V200ZM86 199V200H85ZM102 199V200H101ZM133 199V200H132ZM142 199V200H141ZM148 199H150V201L152 200V201H154L153 202V204H151L152 203V201L150 202V201H148ZM167 199V200H166ZM170 199V200H169ZM191 199V200H190ZM194 199V200H193ZM204 199V200H203ZM258 199L260 200V201H258ZM34 200V201H33ZM50 200H52L51 202H50ZM58 200V202H59V204H58V202H55V201H57ZM146 200V201H145ZM163 202H162V201ZM168 200H169V203H167L168 202ZM186 202H185V201ZM211 200V205L212 204H214L215 205V202H216V204L218 205H216L215 206V208L216 209H219L220 208V205H221V208L223 209H221L220 208V210H216L215 208H214V205H212V209L211 208H209V207H211V205H209V201ZM213 200V201H212ZM19 201V202H18ZM25 201V202H24ZM38 203H37V202ZM42 201V202H41ZM48 201V202H47ZM62 201V202H61ZM66 202V204L64 205V203ZM119 201V202H118ZM134 201V202H133ZM135 201H137V202H135ZM139 201L141 202L140 204H139ZM148 201V202H147ZM164 201H165V203L167 204H165L164 203ZM175 201H176V204L178 203H180V205H178V208L175 210V208L177 207V205L175 204ZM180 201H182V202H180ZM190 201V203H188ZM207 203V205H209L208 207H207V205L204 203ZM234 201H235V203H234ZM238 201V202H237ZM242 201V203H240ZM246 201V202H247ZM251 201H253L252 203V205H250L251 203ZM14 202V203H13ZM21 202V203H20ZM37 203V204H35V203ZM40 202V203H39ZM43 202H46L47 203V206H49L47 209L48 210H50V212H51V214L48 212V210L46 209V211H45V209L43 208V207H45V205H44V203ZM56 203V205L55 204H53V203ZM64 202V203H63ZM83 202H85V203H83ZM92 202V203H91ZM117 204H119L120 205V208L118 207L117 208V206H119V205H116V203ZM143 202H145L144 204L145 205H143L142 203ZM150 202V203H149ZM157 203V205L158 206H160L161 204H163V206L161 205V207L159 208L158 206H156V203ZM161 204H160V203ZM185 202V203H184ZM196 204H195V203ZM254 202H258V203H260V208L259 209H255V208H257V205L259 206V204H257V203H254ZM6 203H7V206H6ZM24 203V204H23ZM31 204V206H33V207H31L30 206V204ZM34 203V204H33ZM60 203H61V205H60ZM63 203V204H62ZM154 203H155V205H154ZM160 205H159V204ZM171 203V204H170ZM186 203H187V205H186ZM203 203V204H202ZM220 203V204H219ZM3 204H5V205H3ZM14 204V206H12ZM15 204L17 205V206H15ZM23 204V205H22ZM26 204H28L27 206H26ZM41 205V209L43 210V212H41V211H39V210H41L39 207H37L38 205ZM53 204V205H52ZM84 205L83 207H82V205ZM132 204V205H131ZM133 204H135V205H133ZM149 204H151L153 207H151V205L149 206ZM181 204H182V206L185 204L186 205V207L184 206V207H182V208H180L179 209V206H181ZM205 204V205H204ZM241 204L243 205V206H241ZM245 204V205H244ZM249 205V207L248 206H246V205ZM254 204H257L254 208L252 207ZM20 205V206H19ZM25 205V206H24ZM39 205V206H40ZM50 205H52V206H54V208L52 207V206H50ZM76 205V206H75ZM164 205H166V206H164ZM195 205L196 206H198V208H196L195 207ZM230 205V206H229ZM235 205V207L234 208H231L232 206H234ZM10 206V207H9ZM35 206L37 207L36 209L37 210H33V208H35ZM61 208H59V207ZM88 206V207H87ZM90 206V207H89ZM96 206H98V207H96ZM114 207L115 206V208H114V210H113V208L112 207ZM127 206V207H126ZM130 206L134 209V210H132L131 208H130ZM143 206V207H142ZM154 206H155V208L157 207L159 210V213H161L162 214V212H163V214H162V217H161V215L159 216V213H158V211L156 212V209H155V211H154V213H153V210H154ZM176 206V207H175ZM188 206H193L191 209L192 210H190V209H188L187 210V207ZM201 206H204V209H203V207H201ZM224 206H226V207H224ZM230 208H228V207ZM8 207V208H7ZM75 207H77V209L75 210ZM145 207H149V208H145ZM151 207V208H150ZM162 207H164V208H162ZM169 207H171V208H169ZM175 207V208H174ZM189 207V208H190ZM224 207V208H223ZM237 207H238V209L239 210H237ZM249 209H248V208ZM250 207H251V210H250ZM262 207V208H261ZM9 209L8 210V212L10 211H12L11 213H8L7 212V210L6 209ZM24 208V209H23ZM30 208V211L28 210V209ZM46 208V207H45ZM50 208V209H49ZM51 208H53V209H51ZM57 209V210H54V209ZM71 208V209H70ZM85 208V209H84ZM89 208V209H88ZM97 208V209H96ZM121 209V213H120V211L118 210V211H116L117 209ZM123 208H125L126 210H127V215H126V210L125 209H123ZM142 208H145V212H142V215H141V211H144V209H142ZM162 208V210L160 211V209ZM173 208H174V210H173ZM185 209V211H187V213L185 212H183V210ZM194 208H196V211L194 210ZM209 208V209H208ZM228 208V209H227ZM243 209V210H240V209ZM245 208V209H244ZM12 209H14V210H12ZM27 209V210H26ZM73 209V210H72ZM80 209H83V210H81V211H79ZM96 209V210H95ZM106 211V209H107V211L106 212H104V210ZM110 209V210H109ZM138 209H140V210H138ZM151 209H152V211H151ZM166 209H168V210H166ZM171 209V210H170ZM179 209V210H178ZM182 209V211H181V213H180V210ZM198 209L200 210V211H198ZM201 209H203L202 210V212H204V214L201 212ZM206 209V210H205ZM215 209V210H214ZM232 209H234L235 211H233ZM254 209V210H253ZM263 209V210H262ZM6 210V211H5ZM27 211V212H22V211ZM31 210H33V212L31 213ZM63 210V211H62ZM64 210H66V211H64ZM69 210H71L70 212H69ZM87 210V211H86ZM102 211L103 213H101V212H99V211ZM109 210V211H108ZM123 210H125V211H123ZM207 210H208V212H207ZM212 210H214V211H212ZM244 210H247V211H244ZM258 210H262L261 211V214H262V216L260 217V215H258V213L259 212H256V211H258ZM13 211H15V212H13ZM34 211H36V213H39V212H41V213H39L38 215L37 214H35V212ZM45 211V212H44ZM53 211V212H52ZM56 211V212H55ZM77 211V212H76ZM91 211H93V212H91ZM98 211L99 213H96V212ZM118 213V215H117V217H116V212ZM130 213H129V212ZM134 211V212H133ZM136 211H138V212H136ZM151 212V213H149V214H151L152 216H150L149 214H148V212ZM166 211V212H165ZM177 211H179V212H177ZM210 211H212V212H210ZM219 211H223V212H219ZM227 211V212H226ZM230 211V212H229ZM237 211V212H236ZM242 211H243V213H242ZM1 212H3V213H1ZM4 212H6V213H4ZM48 212V213H47ZM64 212V213H63ZM67 212H69V213H67ZM72 212H75V213H73L74 214V217H72L73 215H72ZM83 214H82V213ZM85 212H89V213H92L93 214V216H95V219H94V217L93 216H91V215H87V214H89V213H86L85 214ZM110 212V213H109ZM114 212V213H113ZM122 212H125V214H123ZM170 212L171 213V215H170V213H169V215H168V213ZM172 212L174 213V214H172ZM191 212V213H190ZM194 212H200V213H198V214H201V215H199V216H197V215H194L193 213ZM214 212V213H213ZM219 212V213H218ZM224 212H226L225 214H224ZM232 212H233V215L234 216H236V217H234L233 215H231L232 214ZM240 212V213H239ZM250 212V213H249ZM251 212H252V214H251ZM18 216V218H17V216H15V214ZM26 213V214H25ZM29 213V214H28ZM33 215H31V214ZM55 213H58V214H56L58 217H60L61 218V215L63 214H65V215H67V216H70L69 218L66 216L65 217V215L64 216H62V218L60 219V218H58L57 216L56 217H54L55 216ZM60 213H62V214H60ZM109 214V215H105V214ZM134 213V214H133ZM136 213V214H135ZM143 213H144V217H143ZM178 215H177V214ZM180 213V214H179ZM210 215H209V214ZM222 213V214H221ZM228 213V214H227ZM231 213V214H230ZM237 213V214H236ZM248 213H249V216H248ZM256 213V214H255ZM6 214V215H5ZM11 214V215H10ZM23 214V215H22ZM35 214V215H34ZM47 214L48 215H51V216H53V217H51V216H47ZM54 214V215H53ZM76 214H78V215H80L81 216V219H82V217H83V221H82V223H84V224H82L81 222H80V216H78V215H76ZM85 214V215H84ZM95 214H97V215H95ZM123 214V215H122ZM130 215V217H129V215ZM133 214V215H132ZM138 214H140V215H138ZM147 214V216H145ZM165 214V215H164ZM190 214V215H189ZM207 215V217H205L206 215ZM220 214V215H219ZM236 214V215H235ZM243 214H245V215H243ZM5 215V216H4ZM9 217H8V216ZM19 215H20V217H19ZM29 215L32 217V218H30L29 217ZM46 215V216H45ZM112 215H113V217H112ZM153 215H156V216H153ZM177 215V216H176ZM187 215H189V216H187ZM212 215H214L213 217H215V218H217V219H215V218H213V219H210L211 217H212ZM219 215L220 216V219H219V217H217V216ZM222 215H224V217L222 216ZM228 215V216H227ZM229 215H230V218H229ZM240 215H241V217H240ZM242 215H243V217H242ZM250 215H251V217H250ZM255 215V216H254ZM37 216V217H36ZM39 216H41V218L39 217ZM43 216V217H42ZM77 216V217H76ZM106 216V217H105ZM109 216H110V219H109ZM115 216V217H114ZM119 216H121V217H119ZM122 216H125V219H127V221L129 222L130 220V222L128 223L127 221H125V219H123V217ZM136 216H139L138 217V219H137V217ZM149 216V217H148ZM173 217V218H171V220L168 218V217ZM182 216V217H181ZM187 216V217H186ZM190 216H192V217H194V219L193 218H191ZM202 216H203V218H202ZM231 216H233V217H231ZM238 216V217H237ZM244 216H245V219H244ZM256 217V219L254 218V217ZM259 216V217H258ZM14 217V218H13ZM22 217V218H21ZM25 217V218H24ZM45 217H47V218H49V220H47V218H45ZM71 217H72V220H71ZM85 217H86V219H85ZM98 217L100 218V221H102L103 223L105 222V220L107 219V217H108V219H107V221L106 222H110L111 223V225H113V226H111L110 225V223L109 224H107L106 222H105V225H104V227H103V225L100 223V221H99V219H98ZM103 217V218H102ZM104 217H105V219H104ZM127 217V218H126ZM129 217V218H128ZM157 217V218H156ZM177 217V218H176ZM226 217H228V218H226ZM240 217V218H239ZM6 218H7V220H10V221H7L6 220ZM16 218V219H15ZM21 218V219H20ZM28 219V218H30L31 220H32V223H35L36 221H37V219H39L37 222H36V226L34 225V224H32L31 223V221H30V219L28 220V221H26V220H22V219ZM35 218H36V220H35ZM43 218H45V219H43ZM51 218H53L52 220H51ZM79 218V219H78ZM94 219V220H97V222H99L98 224L100 225V226H98V224H97V222H95V224H94V220H90L89 221V219ZM121 218V219H120ZM132 218V219H131ZM139 218H140V221H139ZM142 218V219H141ZM151 220H150V219ZM153 218H155V220L153 219ZM160 218H161V220L162 221H160ZM163 218V219H162ZM178 219V224H177V220L176 219ZM188 218H190L193 222H191V220L190 219H188ZM234 218V219H233ZM237 218V219H236ZM243 218V219H242ZM248 220H247V219ZM253 218V219H252ZM260 218V219H259ZM19 219H20V221H21V223L22 222H24V225H27L26 227L25 226H22L21 224H20V221H19ZM41 219V220H40ZM42 219H43V221H42ZM63 219H65V220H67V221H73V222H70V223H66L65 222V220L64 221H61V220H63ZM75 219V220H74ZM77 219V220H76ZM88 221L87 223H85L86 221ZM112 219V220H111ZM118 219V222H116V220ZM122 219H123V221H125V222H123L122 221ZM128 219H130V220H128ZM134 219V220H133ZM148 219V220H147ZM166 219V220H165ZM174 221H173V220ZM180 219L182 220V224H180L181 223V221H180ZM185 219H186V221H185ZM202 219H204V220H202ZM222 219H224L225 221H222ZM231 219H232V222H231ZM5 220V222H3ZM34 220H35V222H34ZM53 220H55V221H53ZM56 220H60V222L57 224V222H56ZM79 220V221H78ZM112 222H111V221ZM122 222H121V221ZM133 220V221H132ZM137 220L141 223V224H139L138 225V223L139 222H137ZM145 220H146V222H145ZM158 220H159V222H158ZM163 220H165V221H163ZM190 220V221H189ZM208 220V221H207ZM234 220V221H233ZM237 220V221H236ZM247 220V221H246ZM26 221V222H25ZM47 221V222H46ZM76 221H78V222H76ZM137 222V224H136V222ZM151 221V222H150ZM158 222V223H154V222ZM169 221V222H168ZM176 221V222H175ZM220 221V222H219ZM230 221V222H229ZM240 221V222H239ZM248 221H249V224H248V226H247V224L246 223H248ZM253 221V222H252ZM12 223V224H10L9 225V223ZM17 222V223H16ZM44 222H46L45 223V225L43 224ZM52 222V223H51ZM55 222V223H54ZM63 222V224L64 223H66V224H68V226L66 225V224H61ZM80 222V223H79ZM91 222V223H90ZM114 222H116L115 224H114ZM119 222H121L120 223V226H118L119 225ZM167 222V223H166ZM187 222H191L192 223V226L190 225L191 223H187ZM216 224H215V223ZM220 224H219V223ZM251 222V223H250ZM17 225H15V224ZM25 223H27V224H25ZM40 223H42V224H40ZM51 223V224H50ZM74 225H72V224ZM93 223V224H92ZM130 225V226H128V224ZM131 223V224H130ZM149 223V224H148ZM152 223V224H151ZM173 223V224H172ZM177 224V225H175V224ZM208 223V224H207ZM218 223V224H217ZM230 223V224H229ZM234 225H233V224ZM237 223V224H236ZM244 223L246 224V225H244ZM23 224V223H22ZM48 224H50V226L48 225ZM71 226H70V225ZM78 224V228H77V225ZM81 224V225H80ZM86 224V225H85ZM87 224H90V225H87ZM107 224V225H106ZM143 224V225H142ZM146 224V225H145ZM164 224H167V225H164ZM184 224V225H183ZM207 224V225H206ZM213 224H215V226H213ZM241 224V225H240ZM13 225V226H12ZM40 225V226H39ZM109 225V228L107 229V227H105V226H108ZM127 225V226H126ZM133 225V226H132ZM135 225V226H134ZM149 225H150V227H149ZM186 225H187V227H186ZM228 225H230L229 226V228H228ZM232 225V226H231ZM4 226H6V228L4 227ZM8 226V227H7ZM12 226V227H11ZM16 226V227H15ZM19 226V227H18ZM31 226H33V227H31ZM45 226V227H44ZM54 226V227H53ZM84 227V228H82V227ZM85 226H86V228H85ZM91 226V227H90ZM93 226H94V229H96V230H98V231H94V229H93ZM96 226H97V228H96ZM116 226V227H115ZM133 228H132V227ZM139 226L141 227V228H139ZM144 226H145V229H144ZM153 226H155V227H153ZM162 228H160V227ZM164 226H166V227H164ZM170 226H174L173 228H171ZM179 226H182V227H179ZM191 226V227H190ZM242 228H241V227ZM243 226H246V227H243ZM9 227H11V229L9 228ZM30 227V228H29ZM37 227V228H36ZM40 227H42L43 228V230L40 228ZM49 227V228H48ZM52 227H53V229H52ZM69 227V228H68ZM81 227V228H80ZM89 227H90V229H89ZM111 227H113V228H111ZM119 227V228H118ZM122 229H121V228ZM131 227V228H130ZM134 227H136V228H134ZM146 227H148V229H146ZM180 228L179 230L177 229V228ZM185 227H186V229H185ZM201 227V228H200ZM215 227V228H214ZM216 227H218L219 228V231H218V229L216 228ZM221 227V228H220ZM223 227V228H222ZM233 227L234 228V230H233V228L231 229V228ZM249 227H251L252 228V230H251V228H249ZM7 228H9L8 230H7ZM18 228H19V230H18ZM48 228V229H47ZM67 228L69 229V231H66L67 230ZM79 228H80V230H79ZM101 228H102V231H101ZM106 228V229H105ZM155 228V229H154ZM181 228H182V233H181ZM185 230H184V229ZM192 228V229H191ZM194 228V229H193ZM197 228V229H196ZM206 228H207V230H206ZM211 228V229H210ZM237 228V229H236ZM239 228H240V230H239ZM246 228V229H245ZM16 231V230H18L17 232H14V230ZM22 229V230H21ZM29 229V230H28ZM36 229V230H35ZM40 230V232H38V230ZM50 229V230H49ZM106 231H105V230ZM110 229H112V230H110ZM115 229V230H114ZM117 229L119 230V229H121V230H119L120 232H128V231H131V233L130 232H128V234L126 233H123V234H121L119 231H117ZM131 229V230H130ZM137 229H138V234H137V237H136V232H134V231H137ZM144 229V230H143ZM152 230V229H154V230H152V232L150 231V230ZM157 229V230H156ZM158 229H159V231H158ZM160 229H161V231H160ZM174 229H176L175 230V233H173V231H174ZM189 229H191L192 230V232H190L191 230H189ZM210 229V230H209ZM243 229H244V231H243ZM3 230V231H2ZM7 230V233L5 232ZM27 230V231H26ZM44 230H45V234H43V232H44ZM49 230V231H48ZM76 230H77V232H76ZM84 230V231H83ZM89 230L91 231V232H93V235H89V234H92L91 232H89ZM110 232H109V231ZM142 230V231H141ZM150 232H149V231ZM173 230V231H172ZM200 230V231H199ZM205 230V232L206 233H204L203 231ZM221 230H223V231H221ZM236 230V231H235ZM249 232H248V231ZM250 230H251V234H250ZM2 231V232H1ZM13 231V232H12ZM36 231V232H35ZM62 231V233H60ZM73 231V232H72ZM112 231V232H111ZM114 231L116 232L115 233V235H114ZM154 231H155V233H154ZM158 231V232H157ZM163 231V232H162ZM194 231H195V233H194ZM224 231H229L228 233L226 232H224ZM234 231V232H233ZM238 231H239V233H238ZM21 232V233H20ZM27 232H29L30 233V236H29V233L27 234ZM41 232H42V234H41ZM66 232V233H65ZM68 232H70V233H68ZM75 232V233H74ZM84 232H86V233H88V235H86V233H84ZM94 232H96L97 233V235H95L96 233H94ZM100 232H106V234L105 233H100ZM141 232H144V234L143 233H141ZM148 234H147V233ZM159 232H161L162 234H160ZM167 232L169 233V234H167ZM177 232H178V234L179 235H177ZM186 232H187V234H186ZM189 232V233H188ZM198 232H200V233H198ZM212 232V233H211ZM219 232V233H218ZM233 234H231V233ZM242 232H244V233H242ZM247 232V233H246ZM261 232H262V235H260L261 234ZM20 235H19V234ZM59 233V235H58V237H56V234H58ZM79 233H81L80 235H82V237H80V235H79ZM85 234V239H86V237H87V239H89V241L90 242H86V240H84V238H83V236H84V234ZM109 233H110V235H109ZM112 233H113V235H112ZM121 235V237H119V234ZM157 233H159V234H157ZM163 233H166V234H163ZM203 233H204V235H203ZM214 233V234H213ZM222 233H224L223 235H222ZM231 234L232 235V238H231V235H229V237H228V234ZM239 236H237L236 234ZM6 234V235H5ZM10 234H12V236L10 237L9 235ZM16 234V235H15ZM21 234H22V236H21ZM26 234V235H25ZM34 234V235H33ZM37 234H40L41 236V238L40 237H38L39 235H37ZM53 236H52V235ZM67 234V235H66ZM77 234V235H76ZM109 236H108V235ZM118 234V235H117ZM140 234H142V235H140ZM184 235L185 237H183L182 235ZM201 234H202V238H204V239H202L200 236H201ZM217 234V235H216ZM221 236H220V235ZM225 234H226V236H225ZM244 237H242L241 235ZM28 235V236H27ZM33 235V236H32ZM37 235V237H36V239H38L39 238V240H36L35 239V236ZM65 235V236H64ZM70 235V236H69ZM96 237H95V236ZM101 235V236H100ZM112 235V236H111ZM127 235V236H126ZM130 235V236H129ZM134 236L135 235V237H134V239L136 240H139L140 241V243H138L137 241L135 242V241H132V240H134L133 239V237H131V236ZM140 237H139V236ZM143 235H144V237H143ZM151 237V238H149L150 239V241H149V239H148V237ZM154 235V237L152 238V236ZM162 235V236H161ZM167 235V238L165 237V236ZM169 235V236H168ZM187 235H188V238H187ZM191 235V237H189ZM197 235V236H196ZM206 235V236H205ZM245 235V236H244ZM249 237H248V236ZM254 235V236H253ZM2 236V237H1ZM14 236V238L15 239H13V240H15V245L14 244H12V245H10L11 243H14V242H12L11 240V238ZM19 236V237H18ZM23 237V238H21V237ZM27 236V237H26ZM47 236V237H46ZM59 236H63L62 238H60ZM98 236L99 237H104V238H106V239H104L103 238V240H101V238H99L98 240H99V242L98 241H96L97 240V238H98ZM117 236V237H116ZM125 236H126V238H125ZM144 238L143 239V241H142V237ZM146 236V237H145ZM156 236H158V238L156 237ZM163 236H164V238H163ZM172 236H173V238H175V239H172ZM177 236H181L180 238H178ZM204 236V237H203ZM216 236H218V237H220V238H218V237H216ZM225 236V237H224ZM233 236H235L234 238H233ZM247 236V237H246ZM5 237V238H4ZM6 237H9L8 238V240H7V238ZM17 237V238H16ZM26 237V238H25ZM30 237V238H29ZM44 237V239H43V243L45 244V245H47V246H45L43 243H42V238ZM54 237V238H53ZM65 237V239H63ZM69 237H71L72 238V240H70V239H68ZM90 237H92V238H90ZM131 237V238H130ZM196 238V239H194V238ZM209 237V238H208ZM212 237V238H211ZM228 237V238H227ZM254 237V238H253ZM260 237L262 238V239H260ZM4 238V239H3ZM19 238V239H18ZM23 239V240H21V239ZM51 238V239H50ZM58 240H57V239ZM75 238H77V240L75 241ZM94 238H96V240L94 241ZM117 238V239H116ZM155 238V239H154ZM168 239V238H170V239H168L167 240V242H165L166 241V239ZM187 238V239H186ZM199 238H201V241H200V239ZM215 238V239H214ZM232 240H231V239ZM237 238H238V240H237ZM242 238V239H241ZM250 238V239H249ZM253 238V239H252ZM19 241H18V240ZM28 239V240H27ZM32 239H34V240H32ZM48 241H47V240ZM52 239H54L55 240V242H53L54 240H52ZM61 239H63L62 240V242H61ZM83 239V240H82ZM110 239L112 240V242L110 241ZM132 239V240H131ZM153 239V241H151ZM162 241H160V240ZM163 239V240H162ZM177 239L179 240V241H177ZM182 239V240H181ZM184 239V240H183ZM189 239V240H188ZM199 239V240H198ZM217 239V240H216ZM235 239H236V241H235ZM245 239V240H244ZM6 240H7V242H6ZM50 240H52V241H50ZM69 240V241H68ZM81 240H82V242H81ZM109 240V241H108ZM117 240V241H116ZM128 240H131V241H128ZM165 240V241H164ZM172 240V241H171ZM175 242H174V241ZM186 240V241H185ZM193 241V243H192V241ZM204 240V241H203ZM207 240H208V242H207ZM217 242H216V241ZM225 242H224V241ZM242 240V241H241ZM259 240V243L257 242ZM263 240V241H262ZM21 241V242H20ZM26 241V242H25ZM33 241H35V242H33ZM38 241V242H37ZM60 241V242H59ZM68 241V242H67ZM78 241V242H77ZM79 241H80V243H79ZM88 241V240H87ZM102 241H104V248H102L103 246H101V245H103V242ZM105 241H106V243H105ZM181 241H185V242H181ZM189 241V242H188ZM190 241H191V243H190ZM195 241H196V243H195ZM197 241H198V243H197ZM221 241V242H220ZM229 241H231V242H229ZM242 243H241V242ZM244 241V242H243ZM28 242V243H27ZM31 242H33V244H34V246L32 247V248H30V249H32V250H30L29 249V247L28 246H30L31 247ZM56 242H59V243H56ZM65 244H64V243ZM70 242V243H69ZM93 242V243H92ZM142 242V243H141ZM157 242V243H156ZM160 242H161V244H160ZM172 242H173V244L174 245H172ZM186 242H187V244H186ZM206 242V243H205ZM211 242V244H210V246H208L209 245V243ZM212 242H214V243H212ZM238 242H240L241 243V245H239V243ZM251 244H250V243ZM263 244H262V243ZM7 243H10L9 245L7 244ZM18 243V244H17ZM22 243V245H20ZM24 243V244H23ZM40 243V244H39ZM76 243H78V244H80V246H81V248H80V246H78V244H76ZM81 243H82V245H81ZM89 243V244H88ZM94 243H96V244H98V245H96V244H94ZM100 243H101V245H100ZM112 245H111V244ZM113 243H115V244H113ZM136 243H137V245L138 246H135L136 245ZM144 243H146V244H144ZM155 243L158 245V246H156L155 245ZM177 243V244H176ZM180 243V244H179ZM182 243V244H181ZM190 243V244H189ZM217 243V244H216ZM231 243V244H230ZM254 243H255V246H253L254 245ZM257 243V244H256ZM260 243L262 244L261 246H262V248H261V246H260ZM0 244H3V243H0ZM30 244V245H29ZM32 244V245H33ZM56 244V245H55ZM57 244H58V246H57ZM60 244V245H59ZM61 244H63V247H62V245ZM68 244H71V245H68ZM89 246H88V245ZM91 244H93L94 246H92ZM141 245V248H140V245ZM148 244V245H147ZM159 244H160V247H159ZM166 246H165V245ZM170 244V245H169ZM183 244H185V245H183ZM198 244V245H197ZM204 244V245H203ZM208 244V245H207ZM222 247H220L219 245ZM223 244H225V246L223 245ZM247 245L251 250H253V248H254V251L256 250V252H254V251H252L251 252V250L249 249L248 251H247V249L246 248H248V247H245L244 246V249H243V245ZM18 245V246H17ZM24 245V246H23ZM74 245H75V247H74ZM147 245V246H146ZM183 245V246H182ZM190 245V246H189ZM207 245V246H206ZM229 247V248H227V246ZM230 245H232V246H230ZM239 247H238V246ZM21 246V247H20ZM73 246V247H72ZM82 246H83V249H82ZM97 246V247H96ZM111 246V248H109ZM112 246H113V248H112ZM143 246L145 247V248H143ZM162 246V247H161ZM174 246H175V248H174ZM180 246V247H179ZM184 246H186L185 248H184ZM197 246H199L198 248H197ZM200 246H201V248H200ZM202 246L204 247V248H202ZM212 246V247H211ZM242 248H241V247ZM252 246V247H251ZM257 246H260V247H258L257 248ZM6 247V248H5ZM14 247H15V249H14ZM23 247V248H22ZM28 247V248H27ZM47 247V248H46ZM50 247H52V248H50ZM70 247V248H69ZM98 247H100V248H98ZM115 247V248H114ZM128 247V248H127ZM130 247V248H129ZM150 247H153V248H150ZM159 247V248H158ZM165 247H166V249H165ZM170 248V250H169V248ZM177 247H178V249L179 250H176L177 249ZM210 247V248H209ZM225 247H226V249H225ZM236 247V248H235ZM256 247V248H255ZM4 248H5V250H4ZM8 248V249H7ZM20 248H21V251H19L20 250ZM24 248H27V250L25 249V251L24 250H22V249H24ZM44 248H46V249H44ZM50 248V249H49ZM68 248H69V250H68ZM76 248H78L77 250H82V252L79 250V253H78V251L76 250ZM90 248V249H89ZM95 248V249H94ZM127 248V249H126ZM136 248V249H135ZM147 248H150V249H152V251L150 250H148ZM162 248V249H161ZM172 248V249H171ZM182 248H183V250H182ZM188 248H189V250H188ZM192 248V249H191ZM194 248H196V249H198V251L196 250V249H194ZM199 248L200 249H203V250H199ZM212 248V249H211ZM213 248L215 249V250H213ZM218 248V249H217ZM231 248V249H230ZM238 248L240 249V250H238ZM13 249V250H12ZM19 249V250H18ZM34 249V250H33ZM49 249V250H48ZM53 249V250H52ZM59 249V250H58ZM61 249V250H60ZM88 249V250H87ZM91 249H94V250H91ZM100 249H102V250H100ZM112 249V250H111ZM123 249V250H122ZM147 250L148 251V253L145 251V250ZM164 249H165V252H164ZM187 249V250H186ZM194 249V250H193ZM210 249V251L208 252V250ZM227 249H228V251H227ZM4 250V251H3ZM14 250H16V252L14 251ZM35 250H36V252H35ZM43 250V251H42ZM48 250V251H47ZM55 250V251H54ZM64 250H66L65 252H64ZM71 250H75L74 251V253H73V251H71ZM97 250H99L98 252H97ZM104 250V251H103ZM106 250V251H105ZM116 250H118V251H116ZM130 250H132V251H130ZM136 250V251H135ZM157 250V251H156ZM172 250V251H171ZM176 250V251H175ZM193 250V251H192ZM196 250V251H195ZM213 250V251H212ZM222 250L224 251V252H222ZM236 250V251H235ZM243 252H242V251ZM6 251V252H5ZM10 251H14L13 252V255H12V253L10 252ZM19 253H21L22 251H24L23 253L24 254H22V255H25V256H22L21 254H19ZM28 251H30V253H31V255H30V253H28ZM32 251L36 254H34V253H32ZM39 251L41 252L40 254H38L39 253ZM46 251V252H45ZM88 252V254H86L87 252ZM93 251V252H92ZM158 251H163V252H158ZM179 251V252H178ZM181 251V252H180ZM203 251V252H202ZM218 251V252H217ZM220 251V252H219ZM229 251H230V253H229ZM235 251V252H234ZM2 252L6 255H4V256H2L3 254H2ZM8 252V253H7ZM25 252H26V254H28V255H26L25 254ZM62 252H64V254L62 253ZM69 252H72V254L73 255H71V253L69 254ZM91 252V253H90ZM103 252V253H102ZM126 252V253H125ZM137 252V253H136ZM155 253L156 252V254H154L153 255V253ZM167 252H169V253H167ZM178 252V253H177ZM185 252V253H184ZM200 252V253H199ZM201 252H202V254H201ZM210 252H211V254H210ZM214 252V253H213ZM233 252V253H232ZM242 252V253H241ZM245 252V253H244ZM254 252V253H253ZM259 252L261 253V254H259ZM9 253H11V255L9 254ZM17 253V254H16ZM45 253V254H44ZM50 254L49 256H50V258H49V256L47 255V254ZM52 253V254H51ZM55 255H54V254ZM58 253V254H57ZM85 253V255L86 256H84L83 254ZM90 253V254H89ZM94 253V254H93ZM105 253V254H104ZM106 253H107V255H106ZM122 254V257H125V258H123L122 259V257H121V254ZM128 253L130 254V255H128ZM171 253H174V254H176V255H174V254H171ZM188 253H190L189 255H186V254H188ZM208 253V257H207V255L206 254ZM213 253V254H212ZM217 255H216V254ZM219 253V254H218ZM224 253V254H223ZM226 253V254H225ZM232 253V254H231ZM234 253H236V254H234ZM42 254L44 255V258L42 259ZM76 256H75V255ZM96 254H98V255H100L99 256V258L97 257L98 255H96ZM102 254V255H101ZM126 254V255H125ZM131 254H132V256L133 257H135V258H131ZM135 254V255H134ZM161 254V255H160ZM163 254V255H162ZM178 254H179V256H178ZM183 254V255H182ZM215 254V255H214ZM231 254V255H230ZM246 254V255H245ZM248 254V255H247ZM256 254V255H255ZM9 255V256H8ZM17 255H20L19 257H17ZM52 255H54L53 257H55V258H53L52 257ZM67 255V256H66ZM69 255V256H68ZM95 255V256H94ZM166 255V256H165ZM171 255V256H170ZM190 255H192L191 257H190ZM194 255H196V256H194ZM200 255H202V258H204V260H202L200 257ZM218 255H220V256H218ZM227 255V256H226ZM242 255V256H241ZM261 255V256H260ZM12 256V257H11ZM31 257V258H27V257ZM58 256V257H57ZM71 256V257H70ZM79 256H80V258L82 257V259H80L79 258ZM102 256V258H100ZM130 257V259H129V257ZM156 256V257H155ZM158 256V257H157ZM175 256L176 257V259H178V262H176L177 260L176 259H174L173 257ZM189 256V257H188ZM193 256L195 257V259H193ZM200 256V257H199ZM210 256V257H209ZM217 257V260L215 259L216 257ZM236 256V257H235ZM245 256V257H244ZM6 257V259H4ZM17 257V258H16ZM20 257H22L21 258V260L19 259ZM26 257V261L23 259V258H25ZM32 257H34V258H32ZM37 257H39L38 259H37ZM48 258V260H47V258ZM84 257V258H83ZM90 257V258H89ZM104 257V258H103ZM108 259H107V258ZM138 257V258H137ZM139 257H140V259H139ZM225 257V258H224ZM235 257V258H234ZM254 257V258H253ZM3 258V259H2ZM11 258V259H10ZM52 258V259H51ZM58 258H60V259H58ZM76 258H78L77 260H76ZM93 258V259H92ZM119 258H121V259H119ZM173 258V259H172ZM179 258H182L181 260H183V258H185L186 259V261L185 260H183V261H180L179 262ZM196 258H198V259H196ZM208 259V260H205V259ZM222 258V259H221ZM229 258V259H228ZM237 258H238V261H237ZM244 258V260H242V259ZM261 258V259H260ZM264 258V257H263ZM32 259H34V260H32ZM36 259V260H35ZM91 259V260H90ZM103 259V260H102ZM107 259V260H106ZM133 261H132V260ZM143 259V260H142ZM161 260L160 262H159V260ZM163 259V260H162ZM204 261L203 263L200 261ZM221 259L222 261H219V260ZM227 259L229 260V261H227ZM259 259V260H258ZM4 260H6V261H4ZM29 260V261H28ZM40 260V261H39ZM47 260V261H46ZM51 260H54V262L53 261H51ZM59 260V261H58ZM76 260V261H75ZM91 261V263L89 262V261ZM94 260V261H93ZM109 260V261H108ZM126 260H128V262H125ZM131 260V261H130ZM140 260H141V262H140ZM225 260V261H224ZM231 260V261H230ZM251 260H253L252 262H251ZM11 261L10 262H8V264L9 263H11ZM23 261H25V262H23ZM28 261V262H27ZM31 261V262H30ZM71 261V262H70ZM78 261V262H77ZM93 261V262H92ZM104 261H105V263H104ZM123 261V262H122ZM137 261V262H136ZM139 261V262H138ZM163 261H166L165 263L163 262ZM175 261V262H174ZM195 261V262H194ZM198 261V262H197ZM241 261V262H240ZM250 261V262H249ZM60 262V263H59ZM76 262V263H75ZM83 262H85V263H83ZM114 262V263H113ZM144 262V263H143ZM163 262V263H162ZM170 262V263H169ZM172 262V263H171ZM192 262V263H191ZM194 262V263H193ZM209 262V263H208ZM234 262H232L231 264H235ZM263 264H264V262H263Z\"/></svg>","mask_w":264,"mask_h":264},{"label":"bare ground","instance_id":"obj_2","mask_svg":"<svg viewBox=\"0 0 264 264\" xmlns=\"http://www.w3.org/2000/svg\"><path fill=\"white\" fill-rule=\"evenodd\" d=\"M1 1H2V0H1ZM23 1H24V0H23ZM33 1H35V0H33ZM48 1H49V0H48ZM65 1H66V0H65ZM78 1H79V0H78ZM98 1H100V0H97L96 2H98ZM103 1H104V0H103ZM108 1H109V0H108ZM110 1H111V0H110ZM112 1H113V0H112ZM122 1H123V0H122ZM122 1H120V2H122ZM127 1H128V0H126V2H127ZM129 1H130V0H129ZM133 1H134V0H133ZM144 1H145V0H144ZM147 1H148V0H147ZM147 1H146V3H147ZM150 1H151V0H150ZM152 1H153V0H152ZM155 1H156V0H155ZM155 1H154V2H155ZM167 1H168V0H167ZM171 1H172V0H171ZM171 1H170V2H171ZM174 1H175V0H174ZM183 1H184V0H183ZM188 1H190V0H188ZM188 1H187V2H188ZM209 1H211V0H209ZM216 1H218V0H215V2H216ZM247 1H249V0H247ZM251 1H252V0H251ZM261 1H262V0H261ZM24 2H25V1H24ZM36 2H37V1H36ZM38 2H39V0H38ZM49 2H50V1H49ZM59 2H61V1H59ZM62 2H63V1H62ZM76 2H77V1H76ZM76 2H75V3H76ZM84 2H86V1H84ZM88 2H89V1H88ZM92 2H95V1H92ZM96 2H95V3H96ZM113 2H114V1H113ZM113 2H112V3H113ZM115 2H116V1H115ZM115 2H114V3H115ZM123 2H125V1H123ZM131 2H132V1H130V3H131ZM135 2H136V1H134V5L131 4L132 7L134 6V8H136V7H135ZM139 2H141V1H139ZM139 2H137V3H139ZM142 2H143V1H142ZM164 2H165V1H164ZM168 2H169V1H168ZM172 2H173V1H172ZM175 2H176V1H175ZM181 2H182V1H180V4H181ZM193 2H194V0H193ZM199 2H200V1H199ZM205 2H206V1H205ZM207 2H208V1H207ZM213 2H214V1H213ZM219 2H220V1H219ZM227 2H228V1H227ZM235 2H236V1H235ZM263 2H264V1H263ZM2 3H3V1H2ZM27 3H28V2H27ZM30 3H31V2H30ZM32 3H33V2H32ZM52 3H53V2H52ZM71 3H72V2H71ZM80 3H81V2H80ZM80 3H79V4L77 3V4L80 6ZM82 3H83V2H82ZM100 3H102V2H100ZM117 3H118V2H117ZM117 3H116V4H117ZM143 3H144V2H143ZM165 3H167V2H165ZM165 3H164V4H165ZM188 3H189V2H188ZM201 3H202V1H201ZM220 3H221V2H220ZM250 3H251V2H250ZM260 3H261V2H260ZM37 4H38V3H37ZM54 4H55V2H54ZM56 4H57V3H56ZM56 4H55V5H56ZM63 4H64V3H61V6H63ZM68 4H70V1H69ZM86 4H88V3H86ZM90 4H91V3H90ZM102 4H103V3H102ZM104 4H105V3H104ZM104 4H103V5H104ZM116 4H114V5L116 6ZM155 4H156V2H155ZM169 4H170V3H169ZM169 4L167 3L168 6H169ZM180 4H179V5H180ZM185 4H186V3H185ZM185 4H184V2H183V6H184ZM192 4H193V3H192ZM195 4H197V3L195 2ZM199 4H200V3H199ZM204 4H205V3H204ZM208 4H209V3H208ZM214 4H216V3H214ZM217 4H219V3H217ZM217 4H216V5H217ZM235 4H237V6L239 7L241 3H240V4H239V3H235ZM256 4H257V3H256ZM256 4H255V5H256ZM30 5H31V4H30ZM65 5L67 6V3H66ZM71 5H72V4H71ZM73 5H74V3H73ZM82 5H83V4H82ZM91 5H92V4H91ZM93 5H94V4H93ZM99 5H100V4H99ZM107 5H108V4H107ZM127 5H128V4H127ZM127 5H123V6H122V4H121L122 7H125V6H127ZM138 5H139V4H138ZM138 5H137V6H138ZM142 5H144V4H142ZM146 5L149 6V4H146ZM146 5H144V6H146ZM165 5H166V4H165ZM170 5H171V4H170ZM181 5H182V4H181ZM186 5H188V4H186ZM190 5H191V4H190ZM202 5H203V4H202ZM221 5H223V4H221ZM228 5H230V4H228ZM228 5H227V6H228ZM0 6H1V5H0ZM28 6H29V4H28ZM40 6H41V7H44V5H42V4H41ZM83 6L85 7L86 5L84 4ZM105 6H106V5H104V7H105ZM108 6H109V5H108ZM147 6H146V7H147ZM150 6H151V2H150ZM150 6H149V7H150ZM168 6H167V7H168ZM173 6H174V4H173ZM193 6H194V5H192L191 8H192V9H193V8L196 9V7H195V6L193 7ZM196 6H197V5H196ZM213 6H214V5H213ZM213 6H212V7H213ZM230 6H231V5H230ZM233 6H234V5H233ZM251 6H252V5H251ZM259 6H260V5H259ZM261 6L263 7V5H261ZM35 7H37V6H35ZM48 7H49V6H48ZM55 7H56V6H55ZM58 7H59V6H58ZM58 7H57V8H58ZM69 7H70V6H69ZM69 7H68V8H69ZM76 7H78V6H76ZM84 7H81V8H83L84 11H85L86 8H84ZM97 7H99L98 4H97ZM97 7H96V9H97ZM110 7H111V6H109V8H110ZM119 7H120V6H119ZM139 7H140V6H139ZM155 7H156V5H155ZM161 7H162V6H161ZM189 7H190V6H189ZM205 7H206V6H205ZM212 7H211V11H212V10H217V9H218V8H216V9L213 8V9H212ZM219 7H220V6H219ZM234 7H236V6H234ZM238 7H236V8L238 9ZM240 7H241V6H240ZM240 7H239V8H240ZM254 7H255V6H253V8H254ZM31 8H32V5H31ZM44 8H45V7H44ZM44 8H43V9H44ZM60 8H61V7H60ZM64 8H65V6H64ZM79 8H80V7H78L77 9H79ZM87 8L89 9V6H88ZM106 8H107V6H106ZM117 8H118V6H117ZM130 8H131V7H130ZM141 8H142V7H141ZM156 8L158 9V7H156ZM156 8H155V10H156ZM175 8H176V7H175ZM201 8H202V7H201ZM206 8H207V7H206ZM220 8H221V7H220ZM228 8H229V6H228ZM228 8H227V9H228ZM236 8H235V11H237V13H238V11H239L240 9H239V10H236ZM258 8H259V7H258ZM58 9H59V8H58ZM69 9H70V8H69ZM83 9H82V10H83ZM88 9H87V10H88ZM91 9H92V7H91ZM104 9H105V8H104ZM120 9H121V7H120ZM127 9H129L128 6L126 7V10H127ZM138 9H140V8H138ZM145 9H147V8H145ZM170 9H171V7H170ZM192 9H191V10H192ZM195 9H194V10H195ZM231 9H233V7H231ZM249 9H250V8H249ZM39 10H40V8H39ZM41 10H42V9H41ZM50 10H51V9H50ZM52 10H53V9H52ZM54 10H55V9H54ZM74 10H76V9L74 8ZM74 10H73V11H74ZM94 10H95V9H94ZM97 10H98V9H97ZM99 10H100V9H99ZM107 10H108V9H107ZM107 10H105V11H107ZM112 10H113V8H112ZM117 10H118V9H117ZM130 10H132V9H130ZM130 10H129V11H130ZM136 10H137V9H135L134 11H136ZM141 10H142V9H141ZM171 10H172V9H171ZM218 10H219V9H218ZM218 10H217V11H218ZM222 10H224V9H222ZM243 10H245V8H244ZM259 10H260V9H259ZM259 10H257V11H259ZM64 11H65V9H64ZM77 11H78V10H77ZM84 11H83V12H84ZM118 11H119V10H118ZM138 11H139V10H138ZM161 11H164V10H161ZM177 11H178V10H177ZM185 11H186V10H185ZM187 11H189V9H188ZM197 11H198V10H197ZM204 11H205V9H204ZM220 11H221V10H220ZM231 11H232V10H231ZM253 11H255V10H253ZM263 11H264V10H263ZM78 12H79V11H78ZM96 12H98V11H96ZM96 12H94V13H96ZM100 12H101V11H100ZM109 12H110V11H109ZM140 12H141V11H140ZM146 12H147V11H146ZM146 12H145V13H146ZM179 12H180V11H179ZM200 12H202V11H200ZM208 12H209V11H208ZM214 12H215V11H214ZM232 12H234V11H232ZM239 12H240V11H239ZM242 12H243V11H242ZM245 12H246V11H245ZM251 12H252V11H251ZM0 13H1V12H0ZM41 13H42V12H41ZM44 13H45V12H44ZM46 13H47V12H46ZM50 13H51V12H50ZM56 13H57V12H56ZM72 13H73V12H72ZM84 13H85V12H84ZM87 13H88V11H87ZM87 13H85V14H87ZM89 13H90V12H89ZM106 13H108V12H105V14H106ZM111 13H112V12H111ZM118 13H119V12H117L116 14H118ZM126 13H127V11H126V12H123L122 14H126ZM132 13H133V12H132ZM143 13H144V12H141V14H143ZM149 13H150V15H151V12H150V11H149ZM149 13H148V14H149ZM152 13L155 14V12H152ZM156 13H157V12H156ZM158 13H159V12H158ZM163 13H164V16H167V17H168L169 14L166 15L165 12H162V14H163ZM166 13H167V10H166ZM176 13H177V12H176ZM176 13H175V14H176ZM205 13H206V12H205ZM247 13H248V11H247ZM252 13H253V12H252ZM259 13H261V12H259ZM67 14H69V13H67ZM79 14H80V13H79ZM92 14H93V13H92ZM98 14H99V13H98ZM127 14L129 15V13H127ZM138 14H139V13H138ZM146 14H147V13H146ZM148 14H147V15H148ZM153 14H152V15H153ZM159 14L161 15V13H159ZM170 14L172 15L173 13H170ZM180 14H181V13H180ZM185 14H186V13H185ZM185 14H183V15H185ZM191 14H192V13H191ZM195 14H196V13H195ZM195 14H194V15H195ZM206 14H207V13H206ZM206 14H205V15H206ZM213 14H214V13H213ZM215 14H216V12H215ZM217 14H218V13H217ZM219 14H220V13H219ZM219 14H218V15H219ZM223 14H224V13H223ZM232 14L234 15V13H232ZM235 14H236V13H235ZM0 15H1V14H0ZM52 15H53V14H52ZM57 15H58V14H57ZM59 15H60V14H59ZM59 15H58V16H59ZM63 15H64V14H63ZM65 15H66V14H65ZM69 15H70V14H69ZM95 15H96V14H95ZM95 15H93V16L96 17ZM108 15H109V13H108ZM119 15H120V17H122V16H121V13H120ZM119 15H118V17H119ZM130 15H131V14H130ZM150 15H149V16H150ZM157 15H158V14H157ZM171 15H170V16H171ZM183 15H182V16H183ZM209 15H210V14H209ZM211 15H212V14H211ZM220 15H221V14H220ZM225 15H226V13H225ZM238 15H240V13H239ZM238 15H237V16H238ZM253 15H255V14H252V16H253ZM259 15H260V14H259ZM46 16H47V14H46ZM53 16H54V15H53ZM71 16H72V15H71ZM71 16H70V17H71ZM73 16H76V14H75V15L73 14ZM83 16H84V14H83ZM88 16H89V15H88ZM88 16H87V17H88ZM90 16H91V14H90ZM90 16H89V18H91ZM99 16H102V15L99 14ZM105 16L107 17V14H106ZM111 16H113V15H111ZM111 16H110V17H111ZM125 16H127V15H125ZM132 16H134V15H132ZM137 16H138V15H137ZM141 16H142V15H141ZM145 16H146V15H145ZM153 16H155V15H153ZM174 16L177 18V14L174 15ZM179 16H180V15H179ZM195 16H196V15H195ZM198 16H199V14H198ZM227 16H228V15H227ZM229 16H231L230 13H229ZM229 16H228V17H229ZM247 16H248V14L246 15V17H247ZM36 17H37V16H36ZM47 17H48V16H47ZM55 17L57 18V16H55ZM61 17H62V16H61ZM76 17H77V16H76ZM78 17H79V16H78ZM97 17H98V16H97ZM103 17H104V16H103ZM113 17H114V16H113ZM113 17H112V19H113ZM139 17H140V16H139ZM139 17H136V14H135V18H134V19H135V20H136V18L139 19ZM142 17L144 18V16H142ZM142 17H141V18H142ZM155 17H156V16H155ZM157 17H158V16H157ZM161 17H163V16L161 15ZM180 17H181V16H180ZM190 17H192V16H190ZM211 17H213V16H211ZM233 17H234V16H233ZM240 17H241V16H240ZM240 17H238V18H240ZM242 17H243V16H242ZM242 17H241V18H242ZM262 17H263L262 20H264V16H262ZM38 18H39V16H38ZM40 18H42V17L40 16ZM58 18H59V17H58ZM65 18H67V17H65ZM92 18H93V17H92ZM100 18H101V17H100ZM125 18H126V17H125ZM163 18L165 19L166 17H163ZM163 18H162V19H163ZM168 18H169V17H168ZM196 18H198V17H196ZM206 18H207V17H206ZM206 18H205V19H206ZM208 18H209V17H208ZM208 18H207V19H208ZM229 18H230V17H229ZM234 18H235V17H234ZM236 18H237V17H236ZM241 18H240V19H241ZM254 18H257L256 15L254 16ZM259 18L261 19V17H259ZM17 19H18V18H17ZM47 19H49V17H48ZM50 19H51V17H50ZM70 19H72V18H70ZM73 19H74V18H73ZM94 19H95V18H94ZM101 19H102V18H101ZM115 19H117L116 16H115ZM132 19H133V18H132ZM134 19H133V20H134ZM138 19H137V20H138ZM156 19H157V18H156ZM164 19H163V20H164ZM170 19L173 20L174 18L171 17ZM189 19H190V18H189ZM200 19H201V18H200ZM202 19H203V18H202ZM218 19H219V18H218ZM224 19H225V18H224ZM226 19H227V18H226ZM240 19L237 20V22H236V23H237V26H238V21H240ZM245 19H246V18H245ZM0 20H2V18H0ZM18 20H19V19H18ZM18 20H17V21H18ZM59 20H61V19H59ZM63 20H64V19H63ZM65 20H66V19H65ZM79 20H80V19H79ZM86 20H87V19H86ZM86 20H85V21H86ZM98 20H99V18H98ZM102 20H105V22L107 21L106 19H102ZM142 20H143V19H141V21H142ZM175 20H176V19H175ZM185 20H186V19H185ZM209 20H211V19H209ZM212 20H213V19H212ZM214 20H215V19H214ZM227 20H228V19H227ZM227 20H226V21H227ZM231 20H233V19L231 18ZM235 20H236V19H235ZM241 20H242V19H241ZM247 20H248V19H247ZM249 20H250V18H249ZM255 20H256V19H255ZM258 20H259V19H258ZM41 21H42V19H41ZM67 21H68V20H67ZM70 21H71V20H70ZM73 21H74V20H73ZM90 21H91V20H90ZM95 21H96V19H95ZM95 21L92 22V24L95 23ZM108 21H109V19H108ZM117 21H118V24H119V20H117ZM117 21H116V22H117ZM127 21H128V23H129V22L131 23L132 20H131V21H130V20H127ZM146 21H147V20H146ZM160 21H161V20H160ZM166 21L168 22V19H167ZM166 21H165V24H166ZM180 21H181V20H180ZM186 21H187V20H186ZM186 21H185V22H186ZM190 21H192V20H190ZM202 21L207 22L206 20H202ZM220 21H221V20H220ZM222 21H223V18H222ZM243 21H244V20H243ZM243 21H242V22H243ZM245 21H246V20H245ZM251 21H252V20H250V22H251ZM256 21H257V20H256ZM0 22H1V21H0ZM37 22H38V19H37ZM42 22H43V21H42ZM54 22H55V21H54ZM62 22H64V21H62ZM65 22H66V21H65ZM65 22H64V23H65ZM99 22H100V21H99ZM114 22H115V21H114ZM138 22H139V21H138ZM178 22H179V21H178ZM181 22H182V21H181ZM196 22H197V21H196ZM199 22H200V21H199ZM208 22H209V21H208ZM228 22H229V21H227V23H228ZM234 22H235V21H234ZM258 22H259V21H258ZM261 22H262V21H261ZM56 23H57V21H56ZM67 23H68V22H67ZM75 23H76V22H75ZM77 23H78V20H77ZM77 23H76V24H77ZM89 23L91 24V22H89ZM103 23H104V22H103ZM103 23H102V21H101V24H103ZM107 23H108V22H106L105 24H107ZM125 23H126V21H125ZM125 23H123V25H125ZM140 23H141V22H140ZM159 23H161V22H159ZM176 23H177V22H176ZM202 23H203V22H202ZM210 23H212V22H210ZM210 23H209V24H210ZM225 23H226V22H225ZM231 23H232V21H231ZM244 23H245V22H244ZM54 24H55V23H54ZM70 24H71V23H70ZM79 24H80V23H79ZM90 24H89V25H90ZM92 24H91V26H89V27H94V26H92ZM95 24L97 25L98 23H95ZM99 24H100V23H99ZM101 24H100V25H101ZM144 24H146V22H145ZM150 24H151V23H150ZM157 24H158V22H157ZM171 24H172V23H171ZM171 24H170V25H171ZM178 24H179V23H178ZM182 24H183V23H182ZM182 24H181V25H182ZM196 24H197V23H196ZM207 24H208V23H207ZM214 24H216V23L214 22ZM214 24H213V25H214ZM220 24H222V23H220ZM220 24H219V25H220ZM253 24H255V23H253ZM41 25H43V23H42ZM93 25H94V24H93ZM103 25H104V24H103ZM108 25L110 26L109 23H108ZM116 25H117V24H116ZM132 25H133V23H132ZM137 25H139V23H138ZM166 25H167V24H166ZM184 25H185V23H184ZM213 25L211 26V24H210L211 27H214V26L216 27V25H214V26H213ZM217 25H218V24H217ZM230 25H231V24H230ZM244 25H245V24H244ZM249 25H251V24L249 23ZM38 26H39V24H38ZM44 26H45V25H44ZM44 26H43V27H44ZM64 26H65V25H64ZM70 26H71V25H70ZM106 26H107V25H105V27H104V26H103V27L106 28V29L109 28L108 30H110V28H112V27H106ZM112 26L115 28L114 25H112ZM117 26H118V25H117ZM125 26H126V25H125ZM129 26H131V25H129ZM134 26H136V23L133 25V27H134ZM140 26H142V25H140ZM147 26H148V25H147ZM155 26H158V25H155ZM162 26H163V25H162ZM172 26H173V24H172ZM182 26H183V25H182ZM182 26H181V27L179 26V31H180V29L182 28ZM185 26H186V25H185ZM200 26H201V25H200ZM203 26H204V25H203ZM210 26H209V27H210ZM224 26H225V24H224ZM239 26H240V25H239ZM242 26H243V25H242ZM256 26H257V23H256ZM256 26H255V28H259V27H256ZM2 27H3V26H2ZM41 27H42V26H41ZM45 27H46V26H45ZM52 27H53V26H52ZM54 27H55V26H54ZM65 27H67V26H65ZM72 27H73V25H72ZM72 27H71V28H72ZM74 27H75V26H74ZM74 27H73V28H74ZM79 27L81 28V25H80ZM83 27H84V26H83ZM83 27H82V28H83ZM96 27L98 28V26H96ZM142 27H143V26H142ZM150 27H151V26H150ZM165 27H167V26H165ZM175 27H176V25H175ZM183 27H184V26H183ZM186 27H188V26H186ZM195 27H196V26H195ZM225 27H226V26H225ZM228 27L231 28L230 26H228ZM261 27H262V25H261ZM0 28H1V27H0ZM5 28H6V27H5ZM60 28H61V27H60ZM68 28H69V27H68ZM84 28H85V27H84ZM100 28H101V27H100ZM120 28H121V27H120ZM144 28H145V26H144ZM144 28H143V29H144ZM154 28H155V27H154ZM156 28H157V27H156ZM162 28H163V27H162ZM167 28H168V27H167ZM170 28H171V26H170ZM199 28H200V27H199ZM199 28L197 29V31L199 30ZM201 28H202V27H201ZM203 28H204V27H203ZM218 28H220V27H218ZM232 28H233V27H232ZM235 28H236V27H235ZM242 28H243V27H242ZM250 28H251V26L249 27V29H250ZM262 28H263V27H262ZM51 29H53V28H51ZM58 29H59V28H58ZM87 29H88V28H87ZM87 29L85 28V31H86ZM121 29H122V28H121ZM121 29H120V31H121ZM123 29H126V27H123ZM130 29H131V27H130ZM160 29H161V28H160ZM172 29H173V28H172ZM177 29H178V28H177ZM177 29H176L175 31H177ZM208 29H210V28H208ZM212 29H213V28H212ZM221 29L223 30V28H221ZM221 29H220V31H221ZM240 29H241V28H240ZM252 29H254L253 26H252ZM55 30H56V28H55ZM70 30H71V29H70ZM79 30H80V29H79ZM112 30L115 31L114 29H112ZM116 30H117V28H116ZM118 30H119V29H118ZM132 30H133V29H132ZM132 30H129V29H128V30H126V31L131 32ZM151 30H152V29H151ZM182 30L184 31V28H183ZM186 30H187V29H186ZM224 30H225V28H224ZM224 30H223V31H224ZM227 30H229V29H227ZM230 30H231V29H230ZM238 30H239V28H238ZM244 30H245V29H244ZM247 30H248V29H247ZM247 30H245V31H247ZM250 30H251V29H250ZM262 30H263V29H262ZM0 31H1V30H0ZM67 31H68V30H67ZM88 31H89V30H88ZM90 31H91V30H90ZM102 31H103V30H102ZM122 31H123V30H122ZM133 31H134V30H133ZM138 31H140V33H141V32L143 33V31H141V30H139V29H138ZM146 31H147V30H146ZM158 31H159V30H158ZM161 31H163V29H161ZM168 31H169V30H168ZM187 31H188V30H187ZM200 31H201V29H200ZM213 31H214V30H213ZM231 31H232V30H231ZM233 31H234V28H233ZM233 31H232V32H233ZM248 31H249V30H248ZM45 32H46V31H45ZM57 32L59 33V30H58ZM65 32H66V31H65ZM65 32H64V33H65ZM70 32H71V31H70ZM83 32H84V31H83ZM91 32H93V31H91ZM106 32H107V31H106ZM106 32H105V33L103 32V34H106ZM172 32H173V31H172ZM201 32H202V31H201ZM206 32H207V31H206ZM225 32H226V30H225ZM238 32H239V31H238ZM242 32H243V31H242ZM31 33H33V32H31ZM61 33H62V32H61ZM80 33H81V32H80ZM84 33H85V32H84ZM97 33H98V32H97ZM108 33H109V31H108ZM108 33H107V34H108ZM112 33H113V32H112ZM117 33H118V32H117ZM127 33H128V32H127ZM144 33H145V32H144ZM146 33H147V32H146ZM148 33H149V32H148ZM151 33H152V32H151ZM163 33H164V32H163ZM167 33H168V32H167ZM170 33H171V32H170ZM189 33H190V32H189ZM198 33H199V32H198ZM198 33H197V34H198ZM202 33H203V32H202ZM213 33H214V32H213ZM217 33H219V32H217ZM245 33H246V32H245ZM245 33H244L243 35L246 36L247 33H246V34H245ZM249 33L251 34V32H249ZM257 33H258V32H257ZM262 33H263V32H262ZM34 34H36V32H35ZM38 34L40 35V33H38ZM66 34H67V33H66ZM75 34H76V32H75ZM75 34H74V35H75ZM91 34H93V33H91ZM91 34H90V35H91ZM94 34H95V33H94ZM94 34H93V36H94ZM101 34H102V33H100V35H101ZM109 34H110V33H109ZM137 34L140 36L139 32H137ZM152 34H154V32H153ZM176 34H177V32H176ZM176 34H175V36H176ZM179 34H180V33H179ZM183 34H184V32H183ZM194 34H195V32H194ZM199 34H200V33H199ZM221 34L223 35V33H221ZM226 34L228 35V33H226ZM234 34H235V33H234ZM28 35H29V34H28ZM41 35H42V34H41ZM46 35H47V34H46ZM49 35H51V34H49ZM72 35H73V34H72ZM82 35H83V33H82ZM82 35H81V36H82ZM84 35H85V34H84ZM90 35H89V36H90ZM111 35H112V34H111ZM115 35H116V34H115ZM115 35L113 34L112 36H115ZM120 35H121V34H120ZM135 35H136V34H135ZM138 35H137V36H138ZM141 35H142V34H141ZM145 35H146V34H145ZM145 35H144V36H145ZM159 35H160V33H159ZM210 35H211V33H210ZM214 35H215V34H214ZM219 35H220V34H219ZM222 35H221V36H222ZM258 35H259V33H258ZM263 35H264V34H263ZM25 36H26V34H25ZM31 36H33V35H31ZM62 36H63V35H62ZM65 36H66V35H65ZM95 36H96V34H95ZM102 36L104 37V35H102ZM106 36H107V35H106ZM112 36H111V38H112ZM116 36H117V35H116ZM172 36H173V35H171V37H172ZM183 36H184V35H183ZM191 36H192V39H193V37L196 36V34H195V35H191ZM200 36H201V35H199L198 38H200ZM205 36H206V35H205ZM228 36H229V35H228ZM230 36H231V35H230ZM236 36H237V35H236ZM236 36H233V37H236ZM245 36H244V37H245ZM255 36H256V35H255ZM261 36H262V35H261ZM261 36H260V37H261ZM40 37H41V36H40ZM50 37H52V36H50ZM55 37H56V36H55ZM67 37H68V36H67ZM86 37H87V35H86ZM86 37H83V38L86 39ZM99 37H100V36H99ZM121 37H122V36H121ZM145 37H146V36H145ZM145 37H144V38H145ZM148 37H149V36H148ZM151 37H154V36H150V38H151ZM156 37H158L157 34H156ZM171 37L169 36V38H171ZM173 37H174V36H173ZM178 37L181 38L180 36H178ZM187 37H188V36H187ZM203 37H204V35H203ZM239 37H241V36H239ZM244 37H243V40H244ZM23 38H24V37H23ZM23 38H22V39H23ZM26 38H27V37H26ZM29 38H30V37H29ZM45 38H47V37H44V39L41 37V39H43V40H45ZM70 38H71V37H70ZM75 38H80V37L77 36V37H75ZM81 38H82V37H81ZM83 38H82V39H83ZM88 38H90V37H88ZM91 38H92V37H91ZM95 38H96V37H95ZM100 38H101V37H100ZM100 38H99V39H100ZM117 38H119V36H117ZM122 38H123V37H122ZM122 38H121V39H122ZM127 38H128V37H126L125 39H127ZM140 38H142V37L140 36ZM154 38H155V37H154ZM154 38L151 39V40L154 41ZM164 38H166V37H164ZM179 38L176 37L177 40H180ZM189 38H190V37H189ZM189 38H188V39H189ZM196 38H197V37H196ZM198 38H197V39H198ZM206 38H207V36H206ZM237 38H238V37H237ZM245 38H246V37H245ZM247 38H248V36H247ZM249 38H250V37H249ZM20 39H21V38H20ZM27 39H28V38H27ZM27 39H26V40H27ZM31 39H32V38H31ZM36 39H37V38H36ZM36 39H35V40H36ZM38 39H39V38H38ZM48 39H50V38H48ZM56 39H57V38H56ZM56 39H55V40H56ZM60 39H61V38H60ZM60 39H59V41H60ZM68 39H69V38H68ZM71 39H72V41H73L74 38H71ZM92 39H93V38H92ZM101 39H102V38H101ZM101 39H100V45H101V41H102ZM119 39H120V38H119ZM156 39H157V38H156ZM158 39H159V38H158ZM167 39H168V38H167ZM174 39H175V38H174ZM183 39H184V38H183ZM183 39H182V40H183ZM201 39H202V38H201ZM209 39H210V37H209ZM223 39H224V38H223ZM228 39H231V38L229 37ZM250 39H251V38H250ZM262 39H263V38H262ZM16 40H17V39H16ZM18 40H19V39H18ZM18 40H17V41H18ZM28 40H30V39H28ZM51 40H53V39H51ZM61 40H63V39H61ZM75 40H76V39H75ZM75 40H74V42H75ZM79 40H80V39H78V41H79ZM95 40H97V38H96ZM106 40H107V39H106ZM111 40H112V39H111ZM113 40H115V39H113ZM122 40H123V39H122ZM145 40H146V39H145ZM160 40H161V39H159V41H160ZM172 40H173V39H172ZM177 40H176V41H177ZM189 40H190V39H189ZM195 40H196V39H194V41H195ZM206 40H207V39H206ZM240 40L242 41L241 38H240ZM240 40H239V41H240ZM245 40H246V39H245ZM248 40H249V39H248ZM31 41H32V40H31ZM33 41H34V39H33ZM47 41H48V40H47ZM59 41H58V42H59ZM69 41H70V40H69ZM82 41H83V40H82ZM90 41H92V43H94V39H93V40H90ZM103 41H104V40H103ZM118 41H119V40H118ZM120 41H121V40H120ZM123 41H125V40H123ZM128 41H129V40H128ZM146 41H148V40H146ZM156 41H158V40H155V42H156ZM159 41H158V42H159ZM186 41H187V40H186ZM186 41H185V42H186ZM191 41H192V40H191ZM191 41H190V42H191ZM196 41H198V40H196ZM196 41H195V42H196ZM199 41H201V40H199ZM218 41H219V40H218ZM251 41H252V40H251ZM251 41H250V42H251ZM15 42H16V41H15ZM29 42H30V41H29ZM74 42H73V44H74ZM79 42H80V41H79ZM79 42H78V43H79ZM88 42H89V41H88ZM96 42H97V41H95V43H96ZM130 42H131V41H130ZM141 42H142V41H141ZM158 42H157V43H158ZM202 42L204 43V41H201V43H202ZM213 42H214V41H213ZM229 42H230V41H229ZM246 42H247V40H246ZM246 42H245V44H246ZM248 42H249V41H248ZM259 42H262V41H259ZM263 42H264V41H263ZM13 43H14V42H13ZM19 43H20V42H19ZM32 43H33V42H32ZM32 43H31V44H32ZM40 43H41V42H40ZM42 43L44 44V42H42ZM63 43H64V42H63ZM67 43H68V42H67ZM71 43H72V42H71ZM75 43H76V42H75ZM80 43H81V42H80ZM97 43H98V42H97ZM97 43H96V44H97ZM107 43H108V42H107ZM107 43H106V44H107ZM111 43H112V41L109 43V45H111ZM128 43H129V42H127V44H128ZM131 43H132V42H131ZM142 43L144 44V42H142ZM145 43H146V42H145ZM149 43H150V42H149ZM159 43H161V42H159ZM159 43H158V44H159ZM186 43H187V42H186ZM196 43H197V42H196ZM206 43H209V41H207ZM215 43H217V42H215ZM227 43H228V41H227ZM242 43H243V42H242ZM8 44H9V42H8ZM10 44H11V42H10ZM14 44H15V43H14ZM16 44H18V43H16ZM20 44H21V43H20ZM25 44H26V43H24V45H25ZM28 44H29V43H28ZM45 44H46V43H45ZM45 44H44V45H45ZM51 44H52V43H51ZM54 44H55V42H54ZM58 44H59V43H58ZM73 44H72V46L70 45V48H71V47L73 48V46H74ZM86 44L88 45V43H86ZM86 44H85V45H86ZM102 44H103V43H102ZM112 44H113V43H112ZM116 44H117V43H116ZM118 44H119V43H118ZM120 44H121V43H120ZM120 44H119V45H116V46L118 47V46H120ZM125 44H126V43H125ZM153 44H154V43H153ZM183 44H184V43H183ZM193 44H194V43H193ZM249 44H250V43H249ZM253 44H254V42H253ZM260 44H261V43H260ZM6 45H7V43H6ZM18 45H19V44H18ZM22 45H23V43H22ZM26 45H27V44H26ZM32 45H33V44H32ZM34 45H35V44H34ZM55 45H56V44H55ZM77 45H78V44H77ZM82 45H83V44H82ZM85 45H83L84 48H85ZM90 45L92 46V44H89V47H90ZM100 45H97V46H98L97 49H99V46H100ZM122 45H123V43L121 44V46H122ZM129 45H131V44H129ZM132 45H133V44H132ZM132 45H131V46H132ZM144 45H145V44H144ZM161 45H163V44H161ZM177 45H178V44H177ZM179 45H180V44H179ZM179 45H178V46H179ZM181 45H182V44H181ZM187 45H188V44H187ZM219 45L221 46V44H219ZM20 46H21V45H20ZM36 46H37V43H36ZM40 46H41V45H40ZM65 46H66V45H65ZM67 46H68V45H67ZM78 46H79V45H78ZM95 46H96V45H95ZM97 46H96V47H97ZM103 46H104V45H103ZM116 46H114V47H116ZM137 46H138V44H137ZM145 46H146V45H145ZM147 46H149L148 43H147ZM157 46L159 47V50H160V47H161V46H159V45H157ZM168 46H169V45H168ZM183 46H185V44H184ZM209 46H210V45H209ZM216 46H217V45H216ZM223 46H224V45H223ZM252 46H253V45H252ZM262 46H263V45H262ZM22 47H23V46H22ZM24 47H25V46H24ZM26 47H27V46H26ZM28 47H29V46H28ZM31 47H32V46H31ZM41 47L43 48V46H41ZM45 47H46V46H45ZM48 47H49V46H48ZM52 47H53V46H52ZM57 47H58V45H57ZM80 47H81V46H80ZM86 47H87V46H86ZM89 47H88V48H89ZM96 47H95V48H96ZM101 47H102V46H101ZM123 47H126V48H127L128 45H127V46H122L121 48H123ZM140 47H142V46H140ZM143 47H144V46H143ZM162 47H163V46H162ZM191 47H193V46H191ZM191 47H190V48H191ZM196 47H197V46H196ZM203 47H204V44H203ZM203 47L201 48L202 50H204ZM212 47H213V46H212ZM224 47H225V46H224ZM246 47H247V45H246ZM254 47H256V46H253V48H254ZM13 48H14V47H13ZM19 48H20V47H19ZM19 48L17 49V51L19 50ZM32 48H34V47H32ZM38 48L40 49V47H38ZM42 48H41V49H42ZM74 48H75V47H74ZM95 48H94V50L92 49L93 52L97 50V49H95ZM104 48H107V47H104ZM126 48H125V49H126ZM129 48H130V46H129ZM129 48H128V49H129ZM163 48H165V47H163ZM163 48L161 49V52H162V53H163V50H164ZM179 48H180V46H179ZM182 48H183V47H182ZM198 48H199V47H198ZM221 48H223V47H221ZM253 48H250V49L253 50ZM257 48H258V47H257ZM262 48L264 49V47H262ZM262 48H261V49H262ZM20 49H21V48H20ZM25 49H26V48H25ZM34 49H35V48H34ZM39 49H36V52H37ZM45 49H46V51H47V48H45ZM58 49H59V48H58ZM77 49H78V47H77ZM80 49H83V48L81 47ZM110 49H112V48H110ZM110 49H108V50H110ZM116 49H119V48H116ZM130 49H131V48H130ZM137 49H138V47H137ZM137 49H136V50H137ZM145 49H146V48H145ZM145 49L143 48L142 50H145ZM148 49H149V48H148ZM148 49H147V50H148ZM155 49H156V47H155ZM157 49H158V48H157ZM171 49H172V48H171ZM175 49H176V47L173 48L172 51L175 50ZM191 49H192V48H191ZM196 49H197V48H196ZM213 49H215V48H213ZM248 49H249V47H248ZM261 49H260V50H261ZM263 49H262V50H263ZM22 50H23V49H22ZM30 50H31V49L28 48V52H30ZM59 50H60V49H59ZM59 50H58V51H59ZM66 50H67V49H66ZM69 50L71 51V49H69ZM73 50H74V49H73ZM73 50H72V52L75 51V50H74V51H73ZM86 50H87V49H86ZM88 50H89V49H88ZM102 50H103V48H102ZM102 50L99 49L100 52H101ZM119 50H121V49H119ZM119 50H118V51H119ZM134 50H135V49H134ZM138 50H141V49H138ZM149 50H150V49H149ZM159 50H155V54H156V53L159 54V53H160ZM168 50H169V49H168ZM194 50H195V49H194ZM223 50H224V49H223ZM49 51H50V49H49ZM56 51H57V50H55V52H56ZM76 51H77V50H76ZM90 51H91V49L89 50V52H90ZM92 51H91V53H92ZM103 51H104V50H103ZM105 51H106V49H105ZM123 51H126V50H122V51H120V52H122V54H125V52H123ZM153 51H154V50H153ZM157 51H158L159 53H158ZM165 51H166V50H165ZM176 51L179 52L178 49H177ZM176 51H174V52H176ZM183 51H185L184 48H183ZM183 51L180 49V52H181V53H182ZM198 51L200 52V58H201V54H202V53H201V51H200L199 49H198ZM209 51H210V53H211V50H209ZM220 51H221V49H220ZM231 51H232V50H231ZM249 51H250V53L252 54L251 50H249ZM254 51H256V50H254ZM254 51H253V52H254ZM24 52H25V50H24ZM36 52H35V53H36ZM62 52H63V51H62ZM79 52H80V51H79ZM83 52H84V51H83ZM97 52H98V50H97L95 53H97ZM107 52H108V51H107ZM107 52H106V53H107ZM120 52H119V53H120ZM131 52H132V50H131ZM131 52H130V53H131ZM143 52H144V51H143ZM145 52H146V51H145ZM174 52H173V53H174ZM199 52H198V53H199ZM205 52H206V51H205ZM221 52H222V51H221ZM224 52H225V51H224ZM10 53H11V52H10ZM17 53H18V52H17ZM33 53H34V51L32 52V54H33ZM59 53H60V52H59ZM63 53H64V52H63ZM63 53H62V54H63ZM68 53H69V51L67 52V54H68ZM74 53H75V52H74ZM74 53H73V54H74ZM76 53H78V52H76ZM80 53H81V52H80ZM114 53H115V52H114ZM130 53H129V54H130ZM139 53H140V51H139ZM148 53H149V51H147V55H150V56H151L152 53H151V52H150L151 54H148ZM168 53H169V52H168ZM190 53H191V51H190ZM194 53L197 55L196 52H194ZM206 53H207V52H206ZM254 53H255V52H254ZM259 53H260V51H259ZM19 54H20V53H19ZM22 54H23V52H22ZM49 54H50V53H49ZM71 54H72V53H71ZM81 54H82V53H81ZM97 54H99V52H98ZM103 54H105V52H103ZM109 54H110V53L108 52L107 55L109 56ZM127 54H128V53H127V51H126V55H127ZM164 54H165V52H164ZM191 54H192V53H191ZM212 54L214 55V53H212ZM229 54H230V53H229ZM240 54H241V53H240ZM255 54H256V53H255ZM255 54H254V55H255ZM263 54H264V53H263ZM28 55H30V54H28ZM34 55H35V54H34ZM36 55H37V54H36ZM38 55H39V54H38ZM50 55H51V54H50ZM76 55L79 56V54H76ZM76 55L74 54L73 57L76 56ZM82 55H83V54H82ZM82 55H80V56H82ZM95 55H96V54H95ZM99 55H101V54H99ZM113 55H114V54H112V56H111L112 58H113ZM141 55H142V54H140V56H141ZM147 55H146V56H147ZM159 55H160V54H159ZM159 55H158V56H159ZM169 55H170V54H169ZM169 55H167V52H166V56H169ZM177 55H179V54L177 53ZM184 55L186 56V53H184ZM203 55H205V53H204ZM221 55H222V54H221ZM254 55H253V57H254ZM258 55H259V54H258ZM53 56H54V54H53ZM65 56H66V55H65ZM85 56H86V55H85ZM97 56H98V55H97ZM97 56H96V57H97ZM103 56H104V55H103ZM114 56H115V55H114ZM135 56H137V55L134 54V57H135ZM140 56H137V58H134V57H133V52H132V56H131V57H133L134 59L138 60L139 58L141 59ZM150 56H149V58H152V57L154 56V54H153V56H151V57H150ZM163 56H164V55H163ZM163 56H162V57H163ZM180 56H181V54H180ZM180 56H179V58H180ZM198 56H199V55H198ZM198 56H197V57H198ZM208 56H209V53H208ZM232 56H233V54H232ZM238 56H239V55H238ZM251 56H252V55H251ZM259 56H261V55H259ZM262 56H264V55H262ZM28 57H29V56H28ZM58 57H59V56H58ZM58 57H57V60H59ZM82 57H83V56H82ZM90 57H91V56H90ZM90 57L88 56V59H89ZM99 57H100V56H99ZM99 57H97V59H98ZM106 57H107V56H106ZM106 57H105V58H106ZM129 57H130V56H128L127 60L129 59ZM138 57H139V58H138ZM144 57H145V56H144ZM160 57H161V56H160ZM160 57H159V58H160ZM162 57H161V58H162ZM170 57H171V55H170ZM172 57H173V56H172ZM176 57H177V56H176ZM176 57H175V58H176ZM187 57H188V56H187ZM187 57H186V58H187ZM190 57L193 59L192 56H190ZM202 57H203V56H202ZM224 57H225V56H224ZM229 57H231V56H229ZM235 57H236V56H235ZM246 57H247V56H246ZM35 58H36V57H35ZM48 58H49V56H48ZM60 58H61V57H60ZM79 58H80V57H79ZM84 58H85V57H83V60H85ZM86 58H87V57H86ZM94 58H95V57H94ZM103 58H104V57H103ZM103 58H102V59H103ZM125 58H126V56H125ZM133 58H132V59H133ZM142 58H143V57H142ZM157 58H158V57H157ZM191 58L188 57V59H191ZM198 58H199V57H198ZM200 58H199V59H196V60H198V61L200 62ZM210 58H212V55H211ZM214 58H215V57H213V59H214ZM216 58H217V56H216ZM216 58H215V59H216ZM232 58H233V57H232ZM260 58H261V57H260ZM50 59H51V58H50ZM72 59H75V58H72ZM76 59H77V58H76ZM88 59H86L85 64L90 63V62H88ZM90 59H91V58H90ZM97 59L95 58V61H96ZM110 59H111V58H110ZM118 59H119V58H118ZM130 59H131V58H130ZM130 59H129V60H130ZM140 59L138 60L139 63H140ZM144 59H145V58H144ZM155 59H156V57H155ZM172 59H173V58H172ZM176 59H178V58H176ZM176 59H175V60H176ZM183 59H184V58H183ZM201 59H203V58H201ZM204 59H205V58H204ZM206 59L209 60V57L206 58ZM213 59H212V60H213ZM235 59H236V58H235ZM241 59H242V57H241ZM253 59H254V58H253ZM258 59H259V57H258ZM3 60H4V59H3ZM61 60H62V59H61ZM92 60H93V59H92ZM92 60H90V61H92ZM111 60H112V59H111ZM113 60H114V59H113ZM113 60H112V61L109 60V61H110L111 63H112V62L115 63L116 60H115V61H113ZM145 60H146V59H145ZM157 60H158V59H157ZM193 60H194V59H193ZM220 60H221V59H220ZM247 60H248V59H247ZM250 60H251V59H250ZM261 60H263V62L261 63V64H263V63H264V59L261 58ZM35 61H36V60H35ZM48 61H49V60H48ZM74 61H75V60H74ZM79 61H81V60H79ZM95 61H94V62H95ZM99 61H100V60H99ZM99 61H98V62H99ZM105 61H106V59H105ZM109 61H108V62H109ZM118 61H120V60H118ZM134 61H135V60H134ZM151 61H152V63L154 62V57L151 59ZM158 61H159V60H158ZM182 61H183V60H182ZM198 61H197V62H198ZM206 61H207V60H206ZM206 61H205V63H207ZM209 61H210V60H209ZM214 61H215V60H214ZM217 61H218V60H217ZM222 61H223V60H222ZM232 61H234V60H232ZM232 61H231V62H232ZM245 61H246V60H245ZM251 61H252V60H251ZM2 62H3V61H2ZM49 62H50V61H49ZM53 62H54V61H53ZM59 62H60V61H59ZM100 62H101V61H100ZM103 62H104V60H103ZM103 62H102V63H103ZM106 62H107V61H106ZM110 62L107 63V64L110 65ZM127 62H128V61H127ZM127 62H126V63H127ZM135 62H136V61H135ZM159 62H160V61H159ZM159 62H158V63H159ZM162 62H163V61H162ZM183 62H184V61H183ZM186 62H189V61L186 60ZM186 62H184V66H185ZM197 62L194 61V64L197 63ZM201 62H203V61H201ZM201 62H200V63H201ZM211 62H212V61H211ZM215 62H216V61H215ZM225 62H226V61H225ZM231 62H229V63H231ZM235 62H236V61H235ZM235 62H232V63H235ZM238 62H239V61H238ZM247 62H249V60H248ZM0 63H1V62H0ZM3 63L6 64L5 61H4ZM9 63H10V62H9ZM33 63H34V62H33ZM70 63H71V61H70ZM120 63H121V61H120ZM143 63H145V61H144ZM180 63H181V62H180ZM189 63H190V62H189ZM191 63H192V64H191V66H192V65H193V62H191ZM200 63H197V64H195V65H193V66H198V64H200ZM218 63H220V62H218ZM232 63H231V65H232ZM259 63H260V62L258 61L257 64H259ZM10 64H11V63H10ZM35 64H36V63H35ZM96 64H97V63H96ZM96 64H94V66H95ZM103 64H105V62H104ZM115 64H116V63H115ZM132 64H138V63H133V61H132ZM132 64H131V61H130V65H131V66H133ZM146 64H147V63H146ZM161 64H163V63H161ZM212 64L214 65V63H212ZM212 64L209 62V65H212ZM223 64H224V61H223ZM244 64H245V62H244ZM247 64H248V63H247ZM6 65H9V64H6ZM38 65H39V64H38ZM55 65H56V64H55ZM71 65H72V64H71ZM92 65H93V64H92ZM97 65H98V64H97ZM105 65H106V64H105ZM123 65H125V64H123ZM130 65H128V66L131 67ZM155 65H156V64H155ZM157 65H158V64H157ZM173 65L176 66V64H172V66H173ZM187 65H190V64H186V66H187ZM200 65H202V64H200ZM200 65H199V66H200ZM204 65H205V64H204ZM233 65H234V64H233ZM233 65H232V67L235 66V65H234V66H233ZM236 65H237V64H236ZM259 65H260V64H259ZM35 66H37V65H35ZM35 66H34V67H35ZM53 66H54V65H53ZM53 66H52V67H53ZM58 66H59V65H58ZM69 66H70V65H69ZM69 66H68V68H70ZM73 66H75V65H72L71 68H72ZM76 66H77V65H76ZM84 66H86V65H84ZM87 66H88V65H87ZM90 66H91V64H90ZM90 66H89V67H90ZM103 66H104V65H103ZM103 66H102V64H101V68H102ZM107 66H108V65H107ZM107 66H106V67H107ZM110 66H112V65H110ZM126 66H127V65H126ZM168 66H169V64H168ZM175 66H174V67H175ZM180 66L184 67L182 64H181ZM180 66H179V67H180ZM191 66H189V67H191ZM214 66H215V65H214ZM218 66H219V65H218ZM240 66H241V68H243L242 65H240ZM240 66H239V67H240ZM243 66H244V65H243ZM255 66H257L256 63H255ZM37 67H38V66H37ZM39 67H40V66H39ZM56 67H57V65H56ZM59 67H60V66H59ZM89 67H88V68H89ZM95 67H96V66H95ZM117 67H118V66H117ZM133 67H135V66H133ZM142 67H143V65H142ZM155 67H156V69H157V66H155ZM162 67H163V66H162ZM169 67H170V66H169ZM179 67H178V68H179ZM202 67H204V66H202ZM207 67H208V66H207ZM223 67H224V66H223ZM225 67H226V66H225ZM245 67H246V66H244V68H245ZM249 67H250V66H249ZM258 67H259V66H258ZM8 68H9V67H8ZM8 68H7V69H8ZM35 68H36V67H35ZM41 68H43V65H42ZM54 68H55V67H54ZM61 68H62V67H61ZM68 68H67V70H68ZM77 68H78V67H77ZM79 68H80V67H79ZM84 68H85V67H84ZM90 68H91V67H90ZM90 68H89V69H90ZM103 68H104V67H103ZM112 68L115 69V67H113V66H112ZM136 68H139V69H138V72H139V70L141 69V68H140V65H139L138 67H136ZM136 68H135V71H136ZM143 68H145V67H143ZM160 68H161V67H160ZM163 68H164V67H163ZM167 68H168V67H167ZM184 68H185V67H184ZM187 68H188V67H187ZM194 68H195V67H194ZM194 68H191V69H189V70H192V69H193V71H194ZM215 68H217V67L215 66ZM215 68H214V69H215ZM218 68H219V67H218ZM255 68H256V67H255ZM261 68H263V65L261 66ZM43 69H44V68H43ZM45 69H47V68L45 67ZM45 69H44V70H45ZM72 69H73V68H72ZM75 69H76V68H75ZM81 69H83V68L81 67ZM81 69H79V70H81ZM89 69H88V70H89ZM92 69H95V68H92ZM96 69H97V68H96ZM104 69H105V68H104ZM104 69H102V70L104 71ZM121 69H122V68H121ZM158 69H159V67H158ZM171 69H173V68H171ZM171 69H170L169 71H171ZM176 69H177V68H176ZM176 69H175V70H176ZM185 69H186V68H185ZM195 69H196V68H195ZM199 69H201V68H199ZM212 69H213V67H212ZM212 69H211V70H212ZM221 69H222V65H221ZM229 69H232L231 66H230ZM22 70H23V69H22ZM39 70H40V69H39ZM44 70H43V71H44ZM52 70H53V69H52ZM55 70H56V69H55ZM58 70H59V69H58ZM60 70H61V69H60ZM63 70H64V69H63ZM76 70H77V69H76ZM83 70H84V69H83ZM88 70H87V71H88ZM107 70H108V69H107ZM118 70H120L119 67H118ZM125 70H126V69H125ZM127 70H128V69H127ZM131 70H132V69H131ZM141 70H142V69H141ZM145 70H146V69H145ZM148 70H149V69H148ZM162 70H163V69H162ZM162 70L160 69V71H162ZM164 70H165V69H164ZM175 70H174V71L172 70V71L175 72ZM180 70H181V69H180ZM201 70L203 71V70H210V69H201ZM236 70H237V69H236ZM242 70H243V69H242ZM244 70H245V69H244ZM244 70H243V72H245ZM247 70H248V67H247ZM254 70L257 71L258 69H253V70H250V71H254ZM262 70H263V69H262ZM32 71H33V70H32ZM40 71H41V70H40ZM49 71H50V70H49ZM64 71H65V70H64ZM68 71H70V70H68ZM68 71H67V74L70 75V73H68ZM84 71H85V70H84ZM90 71H91V70H90ZM90 71H88L87 73H89ZM92 71H94V70H92ZM92 71H91V73H92ZM96 71H98V70H96ZM96 71H95V72H96ZM103 71L100 72V73L102 74ZM115 71H116V69H115ZM132 71H133V70H132ZM135 71H133V72H135ZM143 71H144V69H143ZM143 71H140V72L143 74ZM156 71H158V70H156ZM181 71H182V70H181ZM181 71H180V72H181ZM187 71H188V70H187ZM218 71H219V70H218ZM226 71H227V70H226ZM226 71H223V72H226ZM234 71H235V70H234ZM258 71H260V69H259ZM26 72H28V71H26ZM37 72H38V70H37ZM50 72H51V71H50ZM55 72H57V71H55ZM60 72H61V71H60ZM70 72H71V74H72L73 71H70ZM75 72H76L75 74H77V71H75ZM78 72H79V71H78ZM105 72H107V71H105ZM121 72L123 73V72H125V71H121ZM126 72H127V71H126ZM126 72H125V73H126ZM128 72H129V71H128ZM146 72H147V70H146ZM158 72H159V71H158ZM158 72H156V73H158ZM176 72H177V71H176ZM180 72H179V75H181ZM189 72H190V71H188V73H189ZM203 72H204V71H203ZM210 72H211V71H210ZM232 72H233V71H232ZM247 72H248V71H247ZM263 72H264V71H263ZM28 73H29V72H28ZM35 73H36V72H35ZM41 73H43V72H41ZM57 73H58V72H57ZM83 73H84V72H81V74H83ZM93 73H94V72H93ZM98 73H99V72H98ZM110 73H111V72H110ZM112 73H113V75L116 74L115 72H112ZM112 73H111V74H112ZM141 73H138V74H141ZM150 73L152 74V78H153V77H154V76H153V73H152V72H149V74H150ZM163 73H165L164 75L166 76V72L163 71ZM191 73H192V72H191ZM204 73H205V72H204ZM206 73H207V71H206ZM213 73L216 74L217 72H216V71H215V72L213 71ZM226 73H227V72H226ZM248 73H249V72H248ZM253 73H254V72H252V74H253ZM43 74H44V73H43ZM47 74H48V73H47ZM54 74H55V73H54ZM62 74H63V73H62ZM78 74H79V73H78ZM78 74H77V75H78ZM89 74H90V73H89ZM89 74H88V77H91V79H92V76H89ZM101 74H99V75H101ZM105 74H106V73H105ZM128 74H129V76H131V75H130L131 73H128ZM134 74H135V73H134ZM158 74H159V73H158ZM169 74H170V73H169ZM175 74H176V73H175ZM195 74H196V73H195ZM195 74H191V75L189 74V75L191 76V79H192V77L195 76ZM199 74H201V73H198V75H199ZM234 74H235V73H234ZM254 74H256V73H254ZM260 74H261V73H260ZM262 74H263V73H262ZM34 75H35V74H34ZM34 75H32V78L34 77ZM37 75H38V74H37ZM37 75H35V76H37ZM69 75H68V77H70ZM79 75H80V74H79ZM79 75H78V76H79ZM83 75H85V73H84ZM83 75H82V76H83ZM103 75H104V74H103ZM108 75H109V74H107V76H108ZM120 75H121V74H120ZM120 75H119V76H120ZM126 75H127V74H126ZM136 75H137V73H136ZM159 75L163 76L161 73H160ZM192 75H194V76H192ZM218 75H219V74H218ZM227 75H228V74H226V76H227ZM229 75H230V74H229ZM229 75H228V76H229ZM21 76H22V75H21ZM30 76H31V75H30ZM30 76H29V77H30ZM55 76H56V75H55ZM55 76H54L53 78H55ZM59 76H60V75H59ZM59 76L57 75L56 77H59ZM72 76H73V75H71V77H72ZM74 76H76V75H74ZM74 76H73V77H74ZM97 76H98V75H97ZM97 76H96V77H97ZM104 76H105V75H104ZM121 76H122V75H121ZM146 76H147V75H146ZM149 76H150V79L152 80L151 75H149ZM149 76H148V77H149ZM161 76H159V77H161ZM186 76H187V75H186ZM186 76H185V77H186ZM200 76H202V74H201ZM219 76H220V75H219ZM228 76H227V77H228ZM253 76H254V75H253ZM260 76H261V75H260ZM29 77H28V78H29ZM40 77H41V75H40ZM62 77H63V76H62ZM66 77H67V76L65 75V78H66ZM85 77H86V76H85ZM96 77H95V78H96ZM98 77H99V76H98ZM98 77H97V78H98ZM100 77H101V76H100ZM105 77H106V76H105ZM110 77H111V75H110ZM125 77H126V76H125ZM127 77H128V76H127ZM133 77H134V76H133ZM133 77H132V78H133ZM138 77H139V76H138ZM141 77H142V76H141ZM143 77H144V76H143ZM143 77H142V78H143ZM167 77H169V75H167ZM180 77H181V76H180ZM182 77H183V76H182ZM182 77H181V78H182ZM196 77H197V76H195V78H196ZM202 77H203V76H202ZM202 77H200V78H202ZM238 77H239V76H238ZM262 77H263V76H262ZM22 78H23V77H22ZM25 78H26V77H25ZM32 78H31V80L34 79V78H33V79H32ZM103 78H104V77H103ZM103 78H102V80H103ZM135 78H136V77H135ZM144 78H145V77H144ZM154 78H155V77H154ZM163 78H164V76H163ZM181 78H180L179 80H181ZM188 78H189V77L187 76V79H185V80H189ZM200 78H199V79H200ZM251 78H253V77H251ZM258 78H259V77L256 78L257 81H258ZM35 79H37V77H36ZM38 79H39V77H38ZM42 79H43V78H42ZM44 79H45V78H44ZM48 79H49V78H48ZM55 79H57V78H55ZM67 79H68V78H67ZM70 79H72V78H70ZM84 79H85V78H84ZM86 79H87V78H86ZM111 79H112V77H111ZM140 79H141V78H140ZM168 79H169V78H168ZM176 79H177V78H176ZM176 79H172V80L175 81ZM183 79H184V78H182L181 81H183ZM191 79H190L189 81H191ZM221 79H222V78H221ZM229 79H230V81H231V80H232V77H230ZM234 79H235V78H234ZM236 79H237V78H236ZM242 79H244V78H242ZM248 79H250V77H249ZM23 80H24V78H23ZM29 80H30V79H29ZM31 80H30V81H31ZM39 80H40V79H39ZM53 80H54V79H53ZM68 80H69V79H68ZM73 80H74V79H73ZM78 80H79V77H78L77 81H78ZM99 80H100V79H99ZM115 80H116V79H115ZM129 80L131 81V79H129ZM135 80H136V79H135ZM145 80H146V79H145ZM148 80H149V78H148ZM159 80H160V79H159ZM169 80H170V79H169ZM193 80H194V79H193ZM193 80H192V81H193ZM195 80H196V81H195ZM195 80H194V83H196L197 81H200V80H197V78H196ZM201 80H202V79H201ZM203 80H204V79H203ZM215 80H216V79H215ZM250 80H251V79H250ZM26 81H27V80H26ZM40 81H41V80H40ZM45 81H47V80H45ZM77 81H76V79H75V83H76ZM84 81H85V80H84ZM87 81L91 82V80H89V79H88ZM95 81H96V80H95ZM97 81H98V80H97ZM107 81H109V80H107ZM107 81H106V84H104L105 87H106V85H108V84H107ZM162 81L165 82V81H168V80H167V79H164V80H162ZM162 81H160V82H162ZM239 81H240V80H239ZM239 81H238V83L240 84L243 80H241V82H239ZM254 81H255V80H253V82H254ZM261 81H263V80H261ZM21 82H22V81H21ZM33 82H34V81H33ZM35 82H36V81H35ZM70 82H72V81H70ZM73 82H74V81H73ZM78 82H80V81H78ZM81 82H83V81L81 80ZM100 82H101V81H100ZM109 82H110V81H109ZM112 82L114 83V80H113ZM144 82H145V81H143L142 83H144ZM153 82H154V81H153ZM168 82L170 83L171 81H168ZM168 82H167V83H168ZM175 82H177V81H175ZM187 82H188V81H187ZM205 82H206V80H205ZM244 82H245V80H244ZM246 82L248 83L247 80H246ZM246 82H245V83H246ZM23 83H24V82H23ZM43 83H44V82H43ZM56 83H58V82H56ZM92 83H93V82H92ZM92 83H91V84H92ZM113 83H112V84H113ZM137 83H138V81H137ZM146 83H147V82H146ZM151 83H152V82H151ZM154 83H155V82H154ZM181 83H182V82H181ZM191 83H193V82H190L189 85H191ZM197 83H199V82H197ZM201 83H202V82H200V84H201ZM206 83H208V82H206ZM260 83H262V82H260ZM260 83H259V84H260ZM25 84H26V83H25ZM25 84H23V85H25ZM47 84H48V83H47ZM58 84H60V83H58ZM69 84H70V83H69ZM80 84H83V83H80ZM89 84H90V83H89ZM95 84H97V82H96ZM101 84H103V83H101ZM126 84H127V83H126ZM132 84H133V82H132ZM157 84H158V83H156V85H157ZM161 84H162L161 86L164 87V86H163V83H161ZM200 84H199V85H200ZM213 84H215V82L212 83V85H213ZM231 84H232V83H231ZM251 84H252V87H253V85L256 84V81L254 82V84H253V83H251ZM259 84H258V85H259ZM21 85H22V84H21ZM31 85H32V83H31ZM37 85H38V84H37ZM49 85H50V84H49ZM54 85H55V83H54ZM75 85H76V84H75ZM77 85H78V84H77ZM85 85H86V83H85ZM87 85H88V82H87ZM114 85H115V84H114ZM114 85H113V86H114ZM121 85H122V84H121ZM127 85H128V84H127ZM138 85H139V84H138ZM150 85H151L150 87H152V84H150ZM171 85L173 86V83H172V84L170 83V86H171ZM185 85L187 86V84H185ZM206 85H207V84H206ZM212 85L210 84L209 86L212 87ZM235 85H237V84H235ZM245 85H246V84H245ZM249 85H250V84H249ZM25 86H26V85H25ZM25 86H24V87H25ZM32 86H33V85H32ZM32 86H31V87H32ZM34 86H35V85H34ZM40 86H42V89H43L44 87H46L45 85H44V86H43V85H40ZM59 86H60V85H59ZM59 86H58V87H59ZM89 86H90V85H89ZM92 86H94V85H92ZM110 86H111V85H110ZM119 86H120V85H119ZM148 86H149V85H148ZM167 86H168V85H167ZM202 86H203V85H202ZM213 86H214V85H213ZM218 86H219V85H217V87H218ZM260 86H261V85H260ZM52 87H53V86H52ZM58 87H56V88L58 89ZM60 87H61V86H60ZM62 87H63V86H62ZM80 87H81V86H80ZM82 87H83V85H82ZM82 87H81V88H82ZM111 87H112V86H111ZM121 87H122V86H121ZM128 87L130 88V86H128ZM145 87H146V86H145ZM145 87H144V89H145ZM150 87H149V88H150ZM162 87H161V88H162ZM168 87H169V86H168ZM194 87H197L196 84H195ZM207 87H208V86H207ZM207 87H206V88H207ZM225 87H226V86H225ZM228 87H229V86H228ZM228 87H227V88H228ZM231 87H232V86H231ZM239 87H240V86H239ZM248 87H249V86H248ZM252 87H251V88H252ZM256 87H257V86H256ZM261 87H262V86H261ZM21 88H22V86H21ZM25 88H27V87H25ZM25 88H24V90H25ZM28 88H29V86H28ZM28 88H27V89H28ZM49 88H50V87H49ZM63 88H64V87H63ZM85 88H86V87H85ZM97 88H99V87H97ZM139 88H140V87H139ZM139 88H138V89H139ZM146 88H147V87H146ZM156 88H157V86H156L155 88L153 87L152 89H156ZM185 88H186V87H185ZM199 88H200V86H199ZM199 88H196V90L199 89ZM204 88H205V87H204ZM208 88H209V87H208ZM221 88H223V87H221ZM237 88H238V86H237ZM35 89H38V87H35ZM40 89H41V88H40ZM54 89H55V88H54ZM70 89H71V88H70ZM73 89H74V88H73ZM73 89H72V90H73ZM76 89H77V88H76ZM108 89H109V88H108ZM108 89H107V90H108ZM131 89H133V88L131 87ZM141 89H142V88H141ZM141 89H140V90H141ZM163 89H164V88H163ZM186 89H187V88H186ZM202 89H203V87H202ZM211 89H213V88H211ZM224 89H225V88H224ZM247 89H248V88H247ZM254 89L256 90L257 88H255V86H254ZM22 90H23V89H21V92H22ZM44 90H45V89H44ZM44 90H42V91H44ZM72 90H68V91H70V95H71V93L73 92ZM74 90H75V89H74ZM110 90H111V89H110ZM115 90H116V89H115ZM117 90L119 91V89H117ZM125 90H126V89H125ZM158 90H159V89H158ZM161 90H162V89H161ZM164 90H165V89H164ZM166 90L168 91V88H167V87H166ZM172 90H174V89H171V91H172ZM225 90H226V89H225ZM228 90H229V89H228ZM231 90H233V87H232ZM234 90H235V89H234ZM262 90H263V89H262ZM27 91H28V90H27ZM33 91H34V89H33ZM56 91H57V90H56ZM56 91H55V92H56ZM71 91H72V92H71ZM81 91H82V90H81ZM105 91H106V89L104 90V92H105ZM131 91H132V90H131ZM141 91H142V90H141ZM143 91H144V90H143ZM145 91H147V90H145ZM159 91H160V90H159ZM169 91H170V87H169ZM169 91H168L167 93L170 94L171 91H170V92H169ZM197 91H198V90H197ZM214 91H215V87H214ZM220 91H221V90H220ZM220 91H218V92H220ZM248 91H249V90H248ZM252 91H253V90H252ZM257 91H258V90H257ZM25 92H26V91H25ZM25 92L23 91L22 93H25ZM34 92H35V91H34ZM38 92H41V90L39 91V89H38ZM44 92H45V91H44ZM58 92H59L58 95H61V94H60V91H58ZM58 92H57V93H58ZM61 92H62V90H61ZM92 92H93V91H92ZM100 92H101V91H100ZM100 92H99V93H100ZM111 92H112V91H111ZM119 92H120V91H119ZM122 92H125V91H122ZM133 92H134V91H133ZM136 92H137V91H136ZM147 92H148V91H147ZM161 92H162V91H161ZM176 92H177V91H176ZM200 92H201V91H200ZM206 92L208 93L207 90L205 91V93H206ZM210 92H211V91H210ZM227 92H232V91L229 90V91H227ZM237 92H238V91H237ZM239 92H240V91H239ZM246 92H247V91H246ZM263 92H264V90H263ZM52 93H53V92H52ZM52 93H51V94H52ZM81 93H82V92H81ZM81 93H80V94H81ZM93 93H94V92H93ZM108 93H109V92H108ZM114 93H115V92H114ZM131 93H132V92H131ZM138 93H139V91H138ZM152 93H153V92H152ZM163 93H164V92H163ZM167 93L165 92V94H167ZM171 93H172V92H171ZM182 93L184 94L185 92L182 91ZM187 93H188V92H187ZM187 93H186V94H187ZM211 93H212V92H211ZM213 93H214V92H213ZM213 93H212V94H213ZM232 93H233V92H232ZM253 93H254V92H253ZM31 94H33V93H31ZM36 94H37V92H36ZM40 94H41V96H42V93H40ZM40 94H37V95H40ZM44 94L47 95V92H46V93H43V95H44ZM54 94H55V93H54ZM63 94H64V93H63ZM106 94H107V93H106ZM112 94H113V93H112ZM127 94H128V93H127ZM127 94H126V95H127ZM139 94H141V93H139ZM139 94H137V96H138ZM142 94H143V93H142ZM144 94H145V92H144ZM147 94H150V92H148ZM147 94H146V95H147ZM172 94H173V93H172ZM172 94H171V97H172ZM176 94H177V93H176ZM176 94H175V97H177V96L179 97L180 94L178 93L179 95H177V96H176ZM195 94H196V93H195ZM195 94H194V96H195ZM240 94H242V93H240ZM26 95H27V94H26ZM34 95H35V94H34ZM34 95H33V96H34ZM58 95H57V96H58ZM70 95H69V96H70ZM75 95L77 96V94H74V96H75ZM98 95H99V94H98ZM116 95H117V94H116ZM129 95L131 96V94H129ZM133 95H136V94H133ZM133 95H132L131 97H133ZM173 95H174V94H173ZM188 95H189V94H188ZM190 95H191V97H193L192 94H190ZM203 95H204V94H203ZM203 95H202V96H203ZM210 95H211V94H210ZM214 95H216V94H214ZM224 95H225V94H224ZM233 95H234V101H235V98H236V97H235V94H233ZM258 95H259V94H258ZM258 95L256 94L255 97L258 96ZM23 96H25V95H23ZM27 96H28V95H27ZM71 96H72V98H73V94H72ZM71 96H70V97H71ZM86 96H87V95H86ZM101 96L104 97L103 95H101ZM109 96H110V94H109ZM137 96H136V99H138ZM140 96H141V95H140ZM144 96H145V95H144ZM144 96H142L143 99L147 100V98H144ZM152 96H153V95H152ZM160 96H161V95H160ZM165 96H166V95H165ZM197 96H198V95H197ZM197 96L195 97V98H196V101H195V102L198 103V101L200 102V100L203 99V101H210V103H211V100H204L205 98H201V97H200L201 99L198 100V99H199V98H198L199 96H198V97H197ZM200 96H201V95H200ZM208 96H209V95H208ZM220 96H221V95H220ZM236 96H237V94H236ZM244 96H245V95H243L242 97H244ZM18 97H19V96H18ZM20 97H21V95H20ZM25 97H26V96H25ZM50 97H51V96H50ZM53 97H56V96H53ZM67 97H68V96H67ZM70 97H69V98H70ZM90 97H91V96H90ZM142 97H141V99H142ZM145 97H146V96H145ZM168 97H170V95H168ZM171 97H170V99H171ZM181 97H182V96H181ZM186 97H187V95H186ZM204 97H206V99H207V94H206ZM218 97H219V96H218ZM225 97H226V96H225ZM225 97H224V98H225ZM229 97H230V95H229ZM229 97H228V98H229ZM238 97H239V96H238ZM238 97H237V98H238ZM247 97H248V96H247ZM261 97H262V96H261ZM263 97H264V96H263ZM42 98H43V97H40L41 100H42ZM59 98H60V97H59ZM63 98H65V97L63 96ZM75 98H76V97H75ZM84 98H85V97H84ZM108 98H109V97H108ZM108 98L106 97V99H108ZM116 98H117V97H116ZM151 98H153V97H151ZM172 98H173V97H172ZM183 98H185V97H183ZM197 98H198V99H197ZM212 98H213V97H212ZM219 98H220V97H219ZM237 98H236V99H237ZM24 99H26V98H24ZM38 99H39V98H38ZM40 99H39V100H40ZM46 99H47V98H46ZM56 99H57V98H56ZM70 99H71V98H70ZM85 99H86V98H85ZM85 99H84V100H85ZM95 99H96V97H95ZM120 99H121V98H120ZM125 99H127V98H125ZM179 99H181V98H178V99L175 98V99H172V100H177V101H179ZM185 99H186V98H185ZM185 99H182V101L185 100ZM209 99H210V98H209ZM241 99H242V98H241ZM243 99H245V98H243ZM22 100H23V99H22ZM35 100H36V98H35ZM44 100H45V96H44ZM61 100H62V99H61ZM65 100H68V99H65ZM110 100H111V99H110ZM110 100H109V102H111ZM155 100H156V99H155ZM155 100H154V102H155ZM192 100H193V99H192ZM194 100H195V99H194ZM217 100H218V98H217ZM221 100H222V98H220V103H222ZM226 100H227V99H226ZM237 100H238V99H237ZM237 100H236L235 102H237V105H239L240 103H239V101H237ZM239 100H240V99H239ZM257 100H258V99H257ZM262 100H263V99H262ZM26 101H27V100H26ZM45 101H46V100H45ZM54 101H55V105H56V102H58L59 100L56 101V100L54 99ZM82 101H83V100H82ZM98 101H99V100H98ZM101 101H102V100H101ZM101 101H100V102H101ZM130 101H131V99H130ZM147 101L150 102L149 99H148ZM147 101H145V102H147ZM161 101H162V100H161ZM168 101H169V100H168ZM180 101H181V100H180ZM188 101H189V100H188ZM222 101H223V100H222ZM228 101H229V103L231 104L230 100H228ZM231 101H232V100H231ZM35 102L37 103L38 101H35ZM47 102H48V100H47ZM49 102H50V101H49ZM60 102H63V101H59L58 103H60ZM83 102H84V101H83ZM90 102H91V101H90ZM112 102H113V101H112ZM115 102H116V101H115ZM127 102H128V101H127ZM135 102H136V101H135ZM138 102H140V101H138ZM138 102H136L137 105H138ZM143 102H144V100H143ZM154 102L152 101V102H151V105H152V103L154 104ZM158 102H159V101H158ZM158 102H157V103H158ZM185 102H187V101H185ZM189 102H190V101H189ZM189 102H188V103H189ZM214 102H215V104H216L217 101L215 100ZM218 102H219V100H218ZM218 102H217V103H218ZM224 102H225V101H223V103H224ZM226 102H227V101H226ZM235 102H234V103H235ZM42 103H43V102H42ZM52 103H53V101H52ZM66 103H67V102H66ZM131 103H133V102H131ZM141 103H142V102H141ZM170 103H172V102L169 101L168 106H169ZM176 103H177V102H176ZM176 103H175V105H176ZM179 103H180V102H179ZM179 103H178V104H179ZM183 103H184V102H183ZM188 103H187V105H188ZM192 103H194V102H192ZM192 103H191V105H190V104L188 105V108H189V109L191 108ZM232 103H233V101H232ZM238 103H239V104H238ZM241 103H243V101H242ZM250 103L252 104L251 101H250ZM253 103H254V102H253ZM119 104H120V103H119ZM123 104H125V103H123ZM123 104H122V105H123ZM144 104H145V103H144ZM144 104H143V105H144ZM146 104H147V103H146ZM173 104H174V103H172V105H173ZM180 104H181V103H180ZM185 104H186V103H185ZM195 104H196V103H195ZM201 104H202V102L200 103V105H201ZM227 104H228V103H227ZM235 104H236V103H235ZM243 104H244V103H243ZM243 104H241V106H242ZM255 104H256V103H255ZM259 104H260V103H259ZM35 105H36V104H35ZM39 105H40V104H39ZM42 105H43V104H42ZM50 105H51V102H50ZM55 105H54V106H55ZM59 105L61 106V104H59ZM62 105H64V104H62ZM102 105H103V104H102ZM107 105H108V104H107ZM135 105H136V104H135ZM139 105H140V104H139ZM156 105H157V104H156ZM156 105H155L154 107H156ZM158 105H159V104H158ZM164 105H165V104H164ZM170 105H171V104H170ZM198 105H199V103H198ZM228 105H229V104H228ZM262 105H263V103H262ZM30 106H31V105H30ZM32 106H33V104H32ZM32 106H31V107H32ZM56 106H57V105H56ZM65 106H67V105H65ZM85 106H86V104H85ZM103 106H104V105H103ZM123 106H126V105H123ZM141 106H142V104H141ZM159 106H160V105H159ZM162 106H163V105H161V107H162ZM181 106H182V105H181ZM189 106H190V107H189ZM196 106H197V105L192 106V108H193V107L195 108ZM208 106H210V105H208ZM208 106H207V107H208ZM211 106H212V104H211ZM211 106H210V107H211ZM215 106H216V105H215ZM215 106H213V107H215ZM220 106H221V108H222V106H225V105H224V104H223V105L220 104ZM226 106H227V105H226ZM226 106H225V107H226ZM230 106H231V105H230ZM233 106H234V105H233ZM235 106H236V105H235ZM241 106H240V107H241ZM244 106H245V105H244ZM244 106L242 107V109H245ZM253 106H256V105H253ZM31 107H30V108H31ZM37 107H38V106H37ZM45 107H46V108L49 107L48 104H47ZM45 107H44V108H45ZM51 107H53V105H52ZM81 107H82V106H81ZM101 107H102V106H101ZM108 107H109V106H108ZM108 107H107V108H108ZM135 107H136V106H135ZM143 107H144V106H143ZM146 107H147V106H146ZM146 107H144V108L146 109ZM150 107H151V106H150ZM150 107H149V108H150ZM157 107H158V106H157ZM163 107H164V106H163ZM201 107H202V106H201ZM201 107L199 106L200 109H201ZM204 107H205V103H204ZM213 107H212V109H213ZM216 107H217V106H216ZM231 107H232V106H231ZM237 107H239V106H237ZM237 107H234V108L232 107V108H233L234 111H235V109H236ZM240 107H239V108H240ZM35 108H36V107H35ZM38 108H39V107H38ZM55 108H56V107H55ZM58 108H59V107H58ZM61 108H62V107H61ZM86 108H89V106H87ZM86 108H83V109H84V112L86 111V110H85ZM96 108H97V107H96ZM138 108H139V107H138ZM170 108H171V106H170ZM177 108H178V107H177ZM184 108H185V106H184ZM194 108H193V109H194ZM199 108H198V109H199ZM218 108L221 109L220 107H218ZM223 108H224V107H223ZM226 108L229 109L228 106H227ZM247 108H248V107H247ZM39 109H40V108H39ZM47 109H49V108H47ZM53 109H54V108H53ZM56 109H57V108H56ZM67 109H68V108H67ZM79 109H80V107H79ZM79 109H78V110H79ZM108 109H109V108H108ZM147 109H148V108H147ZM154 109H155V108H154ZM175 109H176V107H175ZM193 109H192V110H193ZM253 109H255V108L253 107ZM64 110H65V109H64ZM64 110H63V111H64ZM69 110H70V109H69ZM69 110H68V111H69ZM80 110H81V109H80ZM100 110H103V109H100ZM120 110H121V109H120ZM148 110H149V109H148ZM171 110H173V109H171ZM179 110H180V109H178V111H179ZM192 110H191V112H192ZM221 110H222V109H221ZM239 110L241 111V109H239ZM239 110H238V111H239ZM261 110L264 111V108L261 109ZM42 111L45 112L44 110H42ZM56 111H57V110H56ZM59 111H61V110H59ZM63 111H62V113H63ZM66 111H67V110H66ZM74 111L77 112L76 110H74ZM92 111H93V110H92ZM121 111H122V110H121ZM123 111H125V110H123ZM127 111H128V110H126V113H127ZM129 111H130V110H129ZM134 111H135V109H134ZM188 111H189V110H188ZM194 111L196 112V108L194 109ZM197 111L199 112V110H197ZM200 111H201V110H200ZM204 111H205V110H204ZM208 111H209V110H208ZM208 111H205L204 114H206V112H208ZM212 111H213V110H212ZM219 111H220V110H219ZM225 111H226V112H225ZM227 111H228V110L224 109V111H221V112H224V113H222L221 115L223 116L224 114L227 113ZM243 111H244V110H243ZM245 111H246V110H245ZM258 111H259V110H258ZM40 112H41V111H40ZM79 112H81V111H78V113H79ZM84 112H83V113H84ZM89 112H91V109H90ZM111 112H112V111H110V113H111ZM135 112H136V111H135ZM135 112H132V114L135 113ZM173 112H174V111H173ZM191 112H190V115H191ZM195 112H194V113H195ZM209 112H210V111H209ZM230 112H233L231 108H230ZM236 112H237V111H236ZM248 112H249V110H248ZM261 112H262V111H261ZM45 113H46V112H45ZM45 113H44V114H45ZM47 113H48V112H47ZM47 113H46L45 115H49V114H47ZM49 113H50V112H49ZM59 113H60V112H59ZM59 113H57V114H59ZM64 113H65V112H64ZM64 113H63V114H64ZM70 113H71V110H70ZM83 113H81V115H82ZM85 113H87V112H85ZM96 113H97V112H96ZM102 113H103V114H106V113H104V112H102ZM116 113H117V112H116ZM120 113H121V112H120ZM120 113H119V114H120ZM183 113L185 114L184 111H183ZM183 113H182V115H183ZM216 113H217V111H216ZM228 113H229V111H228ZM237 113H238V112H237ZM250 113H252V112H250ZM255 113H256V112H255ZM263 113H264V112H263ZM55 114H56V112H55ZM72 114H73V113H72ZM204 114H203V115H204ZM210 114H211V112H210ZM212 114H213V113H212ZM217 114L219 115L220 113H217ZM229 114H230V113H229ZM232 114H233V116H234V112L231 113V115H232ZM253 114H254V111H253ZM256 114H257V113H256ZM53 115H54V114H53ZM53 115H52V116H53ZM64 115H66V114H64ZM64 115H63V116H64ZM70 115H71V114H70ZM79 115H80V113H79ZM79 115H78V117H79ZM81 115H80V116H81ZM91 115H92V114H91ZM107 115H108V111H107ZM107 115H105V116H107ZM177 115H178V114H177ZM182 115H180V116H182ZM195 115H198V114L196 113ZM199 115H200V114H199ZM213 115H215V114H213ZM251 115H252V114H251ZM251 115H250V116H251ZM59 116H60V115H59ZM68 116H69V112H68ZM68 116H67V117H68ZM71 116H72V115H71ZM71 116H70V118H71ZM74 116L76 117V115H73V118H74ZM103 116H104V115H102V117H103ZM116 116H118V115H116ZM116 116H115V118H117ZM119 116H123V115H119ZM119 116H118V117H119ZM143 116H144V115H143ZM175 116H176V114H175ZM201 116H202V114H201ZM225 116H226V115H225ZM225 116H223V117H225ZM262 116H263V114L261 115V117H262ZM83 117H85V116H83ZM83 117H82V118H83ZM109 117H110V116H108V118H109ZM135 117H136V116H135ZM183 117H184V116H183ZM186 117H187V114H186ZM186 117H184V118H186ZM192 117H193V116H192ZM195 117H196V116H194V118H195ZM204 117H205V115H204ZM206 117H207V116H206ZM206 117H205V118H206ZM214 117H215V116H214ZM214 117L211 118V116H210V117H209V120H210V118H211V119H213L212 121H214V119H215ZM234 117H235V116H234ZM254 117H255V116H254ZM254 117H253V119H254ZM258 117H259V116H258ZM261 117H259V118H261ZM47 118H48V117H47ZM50 118H51V117H49L48 119H49V120H52V119H50ZM58 118H59V117H58ZM60 118H61V116H60ZM62 118H63V117H62ZM89 118H90V117H89ZM94 118H95V117H94ZM97 118H98V117H97ZM111 118H112V117H111ZM115 118H114V119H115ZM176 118H177L178 120L181 119L180 117H179V118L176 117ZM218 118H219V116L216 117V120H217ZM221 118H222V117H220L219 119H221ZM248 118H249V116H248ZM259 118H258V119H259ZM74 119H76V118H74ZM79 119H80V117H79ZM79 119H77V120H79ZM104 119H105V118H104ZM104 119H103V120H104ZM120 119H121V117H120ZM120 119L118 118V121H119ZM187 119L189 120L188 117H187ZM206 119H207V118H206ZM223 119H224V118H223ZM229 119H230V118H229V116H228V119H227L228 122H227V124H228L229 122L232 123L231 121H234V120H235V118L232 119V117H231L230 120H229ZM253 119H252V120H253ZM255 119L257 120V118H255ZM77 120H76V121H77ZM82 120H83V119H81L80 121H82ZM86 120H87V119H86ZM86 120H83V121H86ZM93 120H94V119H93ZM103 120H102V121H103ZM106 120H107V119H106ZM185 120H186V119H184V121H185ZM199 120H200V118H199ZM201 120H202V119H201ZM201 120H200V121L197 120L198 123H200V122L202 123L203 120H202V121H201ZM224 120H225L224 122H226V119H224ZM238 120H240V121H238ZM238 120H237V121L241 123V121H242L241 118L238 119ZM53 121H56L55 123L57 124V121H59V120L54 119V116H53ZM61 121H62V120H61ZM63 121H64V120H63ZM71 121H72V120H71ZM76 121H75V122H76ZM80 121H77V122L80 123ZM98 121H99V119H98ZM142 121H143V120H142ZM142 121H141V123H143ZM176 121H177V120H176ZM184 121H183V122H184ZM186 121H187V120H186ZM212 121H211V123H212ZM219 121H222V123H223V120H222V119L219 120ZM219 121H218V122H219ZM248 121H249V120H247L246 122H248ZM259 121H260V120H259ZM59 122H60V121H59ZM66 122H68V120H67ZM77 122H76V123H77ZM90 122H91V121H90ZM106 122H107V121H106ZM112 122H113V121H112ZM112 122H111V123H112ZM178 122H180L179 124H180V128H181V127L183 126V125H181L182 119H181V121H178ZM194 122H195V120H194ZM204 122H205V121H204ZM204 122H203V124L205 125ZM209 122H210V121H209ZM215 122H217V121H215ZM235 122H236V121H235ZM238 122H237V123H238ZM253 122H254V121H253ZM53 123H54V122H53ZM60 123H61V122H60ZM69 123H70V122H69ZM76 123H75V124H76ZM82 123H83V122H82ZM91 123H92V122H91ZM141 123H140V124H141ZM144 123H145V120H144ZM185 123H186V122H185ZM185 123H184V125H185ZM191 123H192V122H191ZM191 123H190V124H191ZM211 123H206L207 125H205V126H204L203 124H202V125H203L204 127H207L208 124H211ZM213 123H214V122H213ZM220 123H221V122H220ZM222 123H221V124H222ZM240 123H239V124H240ZM242 123H243V121H242ZM65 124H67V123H65ZM75 124H74V126H75ZM93 124H95V123H93ZM105 124H106V123H105ZM109 124H110V123H109ZM140 124H139V125H140ZM177 124H178V123H177ZM193 124H195V123H193ZM216 124H217V123H216ZM216 124H215V125H216ZM223 124H224V123H223ZM225 124H226V123H225ZM227 124H226V125H227ZM239 124H237V126H238ZM252 124H254V123H252ZM263 124H264V123H263ZM58 125H59V124H58ZM62 125L64 126V124H61V126H62ZM72 125H73V123L71 122V126H72ZM76 125L80 126V124H78V123H77ZM88 125H89V123H88L87 125H86V123H85V126H86V127H87ZM90 125H91V124H90ZM112 125H115V124L112 123ZM112 125H111V126H112ZM118 125H119V124H118ZM121 125H123V124H121ZM125 125H126V123H125ZM211 125H212V124H211ZM211 125H210V126H211ZM218 125H219V124H218ZM232 125H234V124L232 123ZM235 125H236V124H235ZM240 125H241V124H240ZM249 125H250V124H249ZM254 125H255V124H254ZM256 125H257V124H256ZM54 126H55V125H54ZM54 126H53V124H52V127H53V128H51V129H53V131H54V128H55ZM61 126H60V127H61ZM63 126H62V128H63ZM69 126H70V125H69ZM69 126L67 125L68 129H71V127L69 128ZM78 126H76V127H73V126H72V127H73V130H74V128H75V130H76ZM92 126H93V125H92ZM116 126H117V125H116ZM116 126H113V128L116 127ZM140 126H141V125H140ZM143 126H145V125H143ZM185 126H187V125H185ZM197 126H199V124H197ZM197 126H196V129H197ZM210 126H209V127H210ZM227 126H228V125H227ZM230 126H231V125H230ZM230 126H228V127H230ZM242 126H243V124H242ZM246 126H247V125H246ZM251 126L254 127L253 125H251ZM257 126L260 127L259 124H258ZM257 126H256V127H257ZM56 127H57V126H56ZM60 127H59V128H60ZM65 127H66V126H65ZM65 127H64V128H65ZM89 127H90V126H89ZM94 127H95V126H94ZM204 127H203V128H204ZM223 127H226V126H223ZM228 127H226V128H228ZM249 127H250V126H249ZM256 127L254 128V130L256 131V133L264 130V129H263V130H260L261 128L259 129L258 127H257L258 129L256 130ZM62 128H60V129H62ZM79 128H80V127H79ZM84 128H85V127H84ZM111 128H112V127H111ZM188 128H189V127H188ZM200 128H201V127H199L198 130H200ZM203 128H202L201 130H203ZM216 128H217V125H216ZM216 128H215V129H216ZM218 128H219V127H218ZM218 128H217L216 131H218ZM243 128H244V127H243ZM250 128H251V127H250ZM250 128H249V129H250ZM262 128H263V126H262ZM51 129H50V130H51ZM57 129H58V127H57ZM60 129H59V131H61ZM117 129L119 130L120 128L117 127ZM129 129H130V128H129ZM186 129H187V127H186L184 130H186ZM191 129L193 130L194 127L191 128ZM207 129H209V128H205L204 131H203V133H204ZM211 129H213V131L215 132L214 127L211 126L210 130H211ZM219 129L222 130L221 126H220ZM233 129H234V128H233ZM233 129H231L232 132H233ZM238 129H241V126H240V128H238ZM251 129H252V128H251ZM64 130H65V129H64ZM64 130H63V132L61 131L60 133H61V134L63 133V134L65 135ZM73 130H72V131H73ZM78 130H80L79 132H81V129H78ZM78 130H77V131H78ZM82 130H83V129H82ZM90 130H91V129H90ZM101 130H102V129H101ZM106 130H107V128H106ZM177 130H178V128H177ZM179 130H180V129H179ZM201 130H200V131H201ZM210 130H208V131L210 132ZM223 130H224V128H223ZM234 130L236 131V128H235ZM246 130H247V129H246ZM246 130H245V131H246ZM258 130H259V131H258ZM53 131H52V132H53ZM56 131H57V130H56ZM56 131H55V132H56ZM68 131H69V133H67V134L69 135L71 131H70V130H68ZM68 131H66V132H68ZM83 131H85V130H83ZM88 131H89V129H88ZM103 131H105V130L103 129ZM108 131H109V130H108ZM108 131H107V132H108ZM116 131H117V130H116ZM193 131H194V133H195L196 130H193ZM211 131H212V130H211ZM213 131H212V132H213ZM225 131H226V130L221 131V132H223V134L221 133V134H222L221 137H225V136H224V135H225V133H224ZM229 131H230V130H229ZM231 131L228 132V129H227V132L229 133V135H230V136L232 135L233 138H234V133L232 134ZM235 131H234V132H235ZM248 131H249V130H248ZM250 131H251V133L253 132V130H250ZM255 131H254V132H255ZM52 132H51V136H52ZM75 132H76V131H75ZM79 132H78V133H79ZM100 132H101V131H100ZM107 132H105V133H107ZM118 132H119V131H118ZM120 132H121V131H120ZM186 132H188V131L186 130ZM186 132H185L186 135H185L184 137H185V138H187V137L190 138V136H187V133H186ZM190 132H192V131L190 130ZM214 132H213L212 134H214ZM219 132H220V131H219ZM239 132H240V130L238 131L237 135L239 134ZM243 132H244V131H243ZM243 132H241V133H243ZM254 132H253V133H254ZM263 132H264V131H263ZM53 133H54V132H53ZM60 133L58 132L56 135H58V134L60 135ZM71 133H72V132H71ZM81 133L83 134V132H81ZM93 133H94V132H93ZM97 133H98V132H97ZM111 133H112V130H111ZM141 133H142V132H141ZM172 133H173V132H172ZM172 133H171V134H172ZM177 133H178V132H177ZM181 133L183 134L182 131L180 132V135H182ZM196 133H199V132H196ZM201 133H202V131H201ZM216 133H217V132H216ZM235 133H236V132H235ZM244 133H246V132H244ZM248 133H249V132H248ZM72 134H73V133H72ZM76 134H77V133H76ZM119 134H121V133H119ZM148 134H149V133H148ZM205 134H207V133H205ZM209 134L212 135L211 132H210ZM219 134H220V133H219ZM219 134H218V135H219ZM226 134H227V133H226ZM249 134H250V133H249ZM254 134H255V133H254ZM259 134H260V133H259ZM261 134H263V133H261ZM54 135H55V133H54ZM54 135H53V136H54ZM56 135H55L54 137H56ZM73 135H74V134H73ZM77 135H78V134H77ZM86 135H87V134H86ZM100 135H101V134H100ZM128 135H129V134H128ZM143 135H146V134L144 133ZM173 135H174V134H173ZM183 135H184V134H183ZM199 135H201V134H199ZM229 135H228L227 137L230 138L231 140H233V138H232V137H229ZM239 135H242V134H239ZM246 135H247V134H246ZM252 135H253V134H251V136H252ZM255 135H256V134H255ZM255 135H254V136H255ZM257 135H258V134H257ZM257 135H256V136H257ZM49 136H50V135H49ZM114 136H115V134H114ZM141 136H142V135H141ZM177 136H179V135L177 134ZM212 136H213V135H212ZM214 136H216V135L214 134ZM214 136H213V137H214ZM235 136H236V135H235ZM247 136H248V135H247ZM247 136H246V137H247ZM258 136H259V135H258ZM260 136H261V135H260ZM54 137H53V138H54ZM57 137H58V136H57ZM60 137H62V135H60ZM75 137H77V136H75ZM81 137H82V138H85L86 136L84 137V135H83V136H81ZM103 137H104V136H103ZM148 137H149V135H148ZM219 137H220V136H219ZM227 137H225V138H227ZM236 137H237V136H236ZM238 137H239V136H238ZM238 137H237V138H238ZM252 137H253V136H252ZM49 138H50V137H49ZM53 138L51 137V139H53ZM63 138H64V136L62 137V139H63ZM69 138H70V137H69ZM72 138H73V136H72ZM86 138H87V137H86ZM101 138H102V136H101ZM112 138H113V136H112ZM169 138H170V136H169ZM172 138H174V137H172ZM198 138H199V136H198ZM201 138H202V137H201ZM205 138H206V141H208V140H207V138H209L208 135H205ZM214 138H215V137H214ZM225 138L223 139V141L225 140ZM248 138H249V137H248ZM248 138H244V140H245V139H248ZM254 138H255V137H254ZM259 138H261V137H259ZM259 138H257L258 141L260 140ZM57 139H59V138H57ZM62 139H61V140H62ZM70 139H71V138H70ZM107 139H108V138H107ZM107 139H106V140H107ZM113 139H115V138H113ZM116 139H117V138H116ZM119 139H120V138H119ZM119 139H117V140L119 141ZM146 139H147V138H146ZM176 139H177V138H176ZM219 139H221V138H219ZM230 139H228V140H230ZM242 139H243V137H242L240 140H242ZM252 139H253V138H252ZM255 139H256V138H255ZM263 139H264V136H263ZM54 140H55V142H56V139H54ZM54 140H53V141H54ZM72 140H73V139H72ZM74 140H75V139H74ZM78 140H79V139H78ZM78 140H77V141H78ZM85 140H86V139H85ZM92 140H93V139H91V141H92ZM100 140H101V139H100ZM110 140H112V139H110ZM170 140H171V139H170ZM173 140H174V139H173ZM173 140H172V141H173ZM180 140H182V139L180 138ZM186 140H187V139H186ZM194 140H195V138H194ZM196 140H197V139H196ZM203 140H204V139H203ZM203 140L200 139L199 141L203 142ZM211 140H212V139H211ZM211 140H210V141H211ZM261 140H262V138H261ZM53 141L51 140L52 143H53ZM63 141H64V140H63ZM112 141H113V140H112ZM120 141H121V140H120ZM120 141H119V142H120ZM123 141H125V140H123ZM140 141L144 142V141L141 140V139H140ZM146 141H147V140H146ZM146 141H145V142H146ZM188 141H190V140L188 139ZM197 141H198V140H197ZM212 141L214 142V141H216V140H212ZM262 141H263V140H262ZM262 141H261V142L259 141V144H258L257 142H256L255 144H258V146H259L260 143H261L260 146H263V145H262ZM59 142H60L59 144L61 145V141H60V140H59ZM71 142H74V141H71ZM81 142H82V141H81ZM87 142H88V141H87ZM109 142H110V141H109ZM121 142H122V141H121ZM145 142H144V143H145ZM186 142H187V141H186ZM218 142H219V140L216 142V144H217ZM221 142H222V141H221ZM221 142H219V143H221ZM225 142H227V139H226ZM235 142H236V141H235ZM242 142H244V141H241V143H242ZM245 142H248V141L245 140ZM245 142H244V143H245ZM251 142H252V140H251ZM253 142H255V141H253ZM48 143H49V142H48ZM52 143H51V145H52ZM93 143H94V142H93ZM146 143L148 144V141H147ZM149 143H150V142H149ZM168 143H169V142H168ZM176 143H177V141H176ZM180 143H182V142H180ZM206 143H208V142H206ZM65 144H67V141H66ZM68 144L71 145V144H73V143H71V144L68 143ZM75 144H76V142H75ZM88 144H89V143H88ZM94 144H95V143H94ZM98 144H99V143H98ZM171 144H172V143H171ZM171 144H170V145H171ZM184 144H185V143H184ZM189 144H190V143H189ZM209 144H210V143H209ZM209 144H208V145H209ZM222 144H223V143H222ZM235 144L237 145V142H236ZM242 144H243V143H242ZM242 144H240V146H241ZM247 144H249V143H247ZM45 145H46V143H45ZM51 145H50V147H51ZM83 145L85 146V143H83ZM126 145H127V144H126ZM129 145H130V144H129ZM163 145H164V144H163ZM191 145H192V144H191ZM197 145H198V144H197ZM203 145L206 146L205 143H203ZM203 145H202V146H203ZM210 145H213V148H214V146H216V145H214V144H210ZM210 145H209V146H210ZM220 145H221V144H220ZM220 145H219V147H220ZM228 145H229V144H228ZM228 145H227V146H228ZM236 145H234V146H236ZM244 145H246V144H244ZM48 146H49V145H48ZM56 146H57V145H56ZM61 146H62V145H61ZM63 146H64V143H63ZM86 146H87V145H86ZM86 146H85V148H86ZM110 146H111V145H110ZM115 146H116V145H115ZM118 146H119V145H118ZM120 146H122V145H120ZM148 146H150V145H148ZM167 146H168V145H167ZM172 146H174V144H173ZM176 146H177V144H176ZM179 146H180V145H179ZM182 146H183V145H182ZM182 146H181V147H182ZM221 146H222V145H221ZM224 146H225V145H224ZM253 146H254V144L252 145V147H253ZM256 146H257V145H256ZM256 146H255V147H256ZM43 147H45L44 144H43ZM57 147H58V146H57ZM75 147H76V146H75ZM102 147H103V146H102ZM177 147H178V146H177ZM186 147H187V149H188V146H186ZM199 147H200V146H199ZM199 147H198V148H199ZM222 147H223V146H222ZM231 147H232V146H231ZM231 147H230V149L233 148V147H232V148H231ZM236 147H237V146H236ZM51 148H52V147H51ZM51 148H50V150H51ZM58 148H59V147H58ZM60 148H61V147H60ZM64 148H65V147H64ZM69 148L71 149V147H69ZM73 148H74V144H73ZM168 148H169V147H168ZM179 148H180V147H179ZM189 148H190V147H189ZM191 148H192V147H191ZM191 148H190V149H191ZM207 148H208V147H205L206 150H207ZM216 148H218V147H216ZM226 148H227V147H226ZM226 148H225V149H226ZM244 148H245V147H244ZM247 148H248V147H247ZM250 148H251V147H250ZM253 148H254V147H253ZM259 148H260V147H259ZM259 148H258V149H259ZM45 149H46V148H45ZM48 149H49V148H48ZM66 149H68L67 146H66ZM66 149H65V150H66ZM70 149H69V150H70ZM94 149H95V148H94ZM122 149H123V147H122ZM128 149H129V147H128ZM175 149H176V148H175ZM182 149H185V148H182ZM214 149H215V148H214ZM235 149H236V148H235ZM240 149H243V147L240 148ZM240 149H238V150L240 151ZM43 150H44V148H43ZM46 150H47V149H46ZM56 150H57V149H56ZM58 150H59V149H58ZM58 150H57V152H58ZM61 150H62V151H61ZM74 150H75V149H74ZM74 150H72L73 154H74V152H75ZM80 150H81V149H80ZM129 150L131 151V149H129ZM165 150H167V149H165ZM169 150H170V149H169ZM185 150H186V149H185ZM209 150H210V148H209ZM209 150H208V152H210ZM219 150L221 151V148H220ZM247 150H248V149H247ZM261 150H262V148H261ZM261 150H260V153H261ZM263 150H264V149H263ZM263 150H262V152H263ZM44 151H45V150H44ZM48 151H49V150H48ZM60 151L63 152V154H65V152L63 151V148L60 149ZM67 151H68V150H67ZM67 151H66V153H67ZM84 151H85V150H84ZM96 151H97V150H96ZM102 151H104L103 153H105V150L102 149ZM172 151H173V150H172ZM175 151H176V150H175ZM175 151H174V152H175ZM177 151H178V150H177ZM177 151H176V153H177ZM181 151H182V150H181ZM197 151H199V150H197ZM202 151H203V150H202ZM214 151H216V149H215ZM226 151L230 152L231 150H230V151H229V150H225V153H226ZM234 151H237V149H236V150L233 149L232 152H234ZM249 151H250V149H249ZM54 152H56V151H54ZM72 152H71V153H72ZM80 152H81V151H80ZM85 152H86V151H85ZM87 152H88V150H87ZM94 152H95V151H94ZM170 152H171V151H170ZM170 152H169V155H171L170 157H172V154H170ZM186 152H188V151H186ZM189 152H190V151H189ZM203 152L205 153V150H204ZM245 152H247V151H244V152H242V153H245ZM42 153H43V151H42ZM88 153H89V152H88ZM95 153H96V152H95ZM128 153H129V152H128ZM182 153H183V155H184V151H183ZM191 153H192V152H190V154H191ZM237 153H238V152H236V154H237ZM247 153H248V152H247ZM250 153H251V151H250ZM257 153H258V152H257ZM257 153H254V157L256 156L255 154H257ZM56 154H57V153H56ZM56 154H54V155L56 156ZM67 154H69V153H67ZM73 154H72V155H73ZM77 154H79V153H77ZM84 154H85V153H84ZM86 154H87V153H86ZM121 154H122V153H121ZM129 154H130V153H129ZM193 154H194V153H192V155H193ZM230 154L233 155L232 153H230ZM230 154H229V155H230ZM239 154H240V153H239ZM258 154H259V153H258ZM263 154H264V152H263ZM59 155H60V154H59ZM69 155H70V154H69ZM69 155H68V158L70 159ZM72 155H71V156H72ZM91 155H92V154H91ZM123 155H125V154H122L121 157H123ZM177 155L181 157V155H179V154H177ZM177 155L174 156V153H173V158H176ZM185 155H187V154H185ZM188 155H189V153H188ZM188 155H187V156H188ZM195 155H196V154H195ZM195 155H193V156H195ZM197 155L200 156L199 152H197ZM203 155H204V154H203ZM36 156H37V154H36ZM39 156H40V155H39ZM41 156H42V155H41ZM41 156H40V157H41ZM61 156H62V153H61ZM64 156H65V155H63V157H64ZM73 156H76V155L74 154ZM73 156H72V157H73ZM77 156H79V155H77ZM103 156H104V155H103ZM189 156H191V155H189ZM189 156H188V157H189ZM193 156H192V157H193ZM209 156H210V155H209ZM237 156H238V155H237ZM239 156H240V155H239ZM242 156H243V155H242ZM249 156H250V155H249ZM259 156H261V155H259ZM43 157H44V156H43ZM58 157H59V156H58ZM63 157H62V158H63ZM90 157H91V156H90ZM90 157H89V158H90ZM96 157H97V156H96ZM180 157H178V160H179ZM185 157H186V156H185ZM201 157H202V155H201ZM228 157H229V156H228ZM234 157H235V156H234ZM243 157H245V155H244ZM243 157H242V158H243ZM251 157H253V156H251ZM29 158H30V157L28 156L27 159H29ZM31 158H32V157H31ZM31 158H30V159H31ZM35 158H36V157H35ZM68 158H67L66 162L69 160ZM85 158H86V157H85ZM91 158H92V157H91ZM99 158H101V157H99ZM126 158H127V156H126ZM173 158H172V160H173ZM193 158H194V157H193ZM193 158H191V159H193ZM195 158H196V157H195ZM198 158H199V157H198ZM198 158H196V159H198ZM229 158L231 159V157H229ZM232 158H233V156H232ZM246 158H247V156H246ZM30 159H29V160H30ZM56 159H57V157H56ZM56 159H55V160H56ZM65 159H66V158H65ZM65 159L63 158V160H65ZM73 159H74V157H73L71 160H73ZM87 159H88V158H87ZM182 159L184 160L183 157H182ZM185 159H186V158H185ZM196 159H195V160H196ZM201 159H202V158H201ZM237 159H239V157H238ZM258 159H259V157H258ZM263 159H264V158L261 157V160H262V161H263ZM29 160H28V161H29ZM34 160H36V159H34ZM34 160H33V161H34ZM38 160H39V159H38ZM38 160H37V161H38ZM47 160H48V159H47ZM53 160H54V159H53ZM55 160L53 161L54 163H51V164H55V166H57V163H55V162H57L58 159H57L56 161H55ZM61 160H62V159H61ZM79 160H80V159H79ZM96 160H97V159H96ZM121 160H125V159L122 158ZM130 160H131V159H129V161H130ZM180 160H181V159H180ZM183 160H182V161H183ZM186 160H187V159H186ZM186 160L184 161V162H185V163H184L185 165L188 164V163H186V162H187ZM189 160H190V157H189ZM199 160H200V159H199ZM208 160H209V159H208ZM239 160H241V156H240V159H239ZM249 160H250V158H249ZM41 161H43V159H42ZM74 161H75V160H74ZM117 161H119V159H118ZM125 161H126V160H125ZM173 161H175V160H173ZM173 161H171V162H173ZM193 161H194V159H193ZM200 161H201V160H200ZM232 161H233V160H232ZM254 161H255V160H254ZM44 162H45V161H44ZM47 162H48V161H47ZM120 162H121L120 164L122 165V161H120ZM135 162H137V161H135ZM189 162H190V161H189ZM207 162H208V161H207ZM34 163H35V162H33L32 164H34ZM38 163H39V161H38ZM41 163H43V162H41ZM60 163H61V162H60ZM67 163H68V162H67ZM70 163H71V162H70ZM70 163H68V164H70ZM72 163H73V162H72ZM80 163H81V162H80ZM85 163H86V162H85ZM85 163H84V164H85ZM88 163H89V162H88ZM123 163H126V162H123ZM133 163H134V162H133ZM175 163H176V161H175ZM190 163H191V162H190ZM200 163H201V162H200ZM200 163H199V161H198L197 165L200 164ZM241 163H243V161H242ZM241 163H240V164H241ZM263 163H264V161H263ZM27 164H28V162H27ZM32 164H31L30 167H32ZM35 164H36V163H35ZM46 164H49V163H46ZM46 164H45V165H46ZM51 164H50V165H51ZM84 164H83V165H84ZM116 164H117V163H116ZM181 164L184 165L183 163H181ZM194 164H195V163H194ZM254 164H256V163L254 162ZM261 164H262V163H261ZM42 165H43V164H42ZM50 165H49V166H50ZM62 165H64V164H62ZM66 165H67V164H66ZM66 165H64V168H65ZM70 165H71V164H70ZM80 165H81V164H80ZM80 165H79V166H80ZM112 165H114V164H112ZM133 165H134V164H133ZM135 165H136V164H135ZM173 165H174V162L172 163V166H173ZM178 165H180V163H178ZM178 165H176V166H177L178 168H180ZM188 165H189V164H188ZM190 165H191V164H190ZM197 165H196V167H198ZM241 165H242V164H241ZM258 165H259V164L257 163L256 166H258ZM34 166H35V165H34ZM36 166H37V164H36ZM51 166H52V165H51ZM51 166H50V167H51ZM55 166H54V167H55ZM60 166H61V164H60ZM68 166H69V165H68ZM72 166H73V165H72ZM106 166H108V165H106ZM116 166H117V165H116ZM116 166H114V167H116ZM119 166H120V165H119ZM126 166H127V163L125 164V167H126ZM176 166H175V168L177 169ZM201 166H202V164H201ZM205 166H206V164H205ZM205 166H202V167H205ZM259 166H260V165H259ZM24 167H25V166H24ZM28 167H29V166H28ZM28 167H27V168H28ZM47 167H48V165H47ZM114 167H113V168H114ZM137 167H139V166L137 165ZM183 167H184V168H183V172L186 173V171H187L188 169L184 171V169H186V168H185L186 166H183ZM187 167L189 168V166H187ZM194 167H195V165H194ZM199 167H200V165H199ZM247 167H248V166H247ZM247 167H246V168L244 167V168H245V171H246ZM252 167H254V166H252ZM260 167H261V166H260ZM27 168H26V169H27ZM52 168H53V166H52ZM55 168H56V167H55ZM62 168H63V167H62ZM73 168H74V167H72V168H70V169H73ZM91 168H92V167H91ZM108 168H109V166H108ZM116 168H117V171H119V170H121L123 167L120 166V167H119V168H120L119 170H118V167H116ZM127 168H128V166H127ZM127 168H126V169H127ZM173 168H174V167H172V169H173ZM192 168H193V167H192ZM226 168H228V167H226ZM226 168H225V170H227ZM22 169H23V168H22ZM29 169H30V168H29ZM29 169H28V170H29ZM38 169H40V168H38ZM38 169H36V168H35V169H34V168L32 169V168H31L30 171L35 170L36 172L34 171V173H33V174H35V173H37ZM49 169H50V168H49ZM56 169L58 170V168H56ZM67 169H68V168H67ZM83 169H86V168H83ZM88 169H90V168H88ZM111 169H112V168H110V170H111ZM172 169H171V170H172ZM181 169H182V167H181ZM189 169H191V168H189ZM194 169H195V168H194ZM197 169H198V168H197ZM205 169H206V167H205ZM208 169H209V168H208ZM208 169H207V170H208ZM249 169H250V166H249L248 170H249ZM263 169H264V168H263ZM24 170H25V169H24ZM28 170H27V171H28ZM41 170H42V169H41ZM47 170H48V169H47ZM47 170L44 169V171H47ZM64 170H65V169H64ZM74 170H77V169H74ZM74 170H71V171L75 172ZM86 170H87V169H86ZM91 170L93 171V169H91ZM94 170H95V168H94ZM127 170H129V169H127ZM133 170H134V169H133ZM141 170H142V169H141ZM157 170H158V169H157ZM177 170H178V169H177ZM191 170H193V169H191ZM201 170L203 171L204 169H201ZM207 170H205V171H207ZM209 170H210V169H209ZM211 170H212V169H211ZM211 170H210V171H211ZM239 170H240V169H239ZM250 170H252V169H250ZM258 170H259V169H258ZM261 170H262V168H261ZM27 171H26V172H27ZM66 171H68V170H66ZM92 171H91V172H92ZM96 171H97V170H95V172H96ZM114 171H115V170H114ZM130 171H131V170H130ZM155 171H156V170H155ZM158 171H159V170H158ZM202 171L199 170L198 172L200 173V172H202ZM214 171H215V170H214ZM214 171H213V172H214ZM216 171L218 172V170H216ZM231 171H232V170H231ZM235 171H236V170H235ZM235 171L233 170V172H235ZM245 171L242 170V172H240V173H244ZM255 171H257V170H255ZM54 172H55V170H54ZM56 172H57V171H56ZM58 172H59V171H58ZM60 172H61V171H60ZM64 172H65V171H64ZM69 172H70V171H69ZM79 172H80V171H79ZM85 172H86V171H85ZM95 172L93 171L92 174H94ZM106 172H107V171H106ZM122 172H123V171H122ZM126 172L128 173V171H126ZM134 172H135V171H134ZM136 172H137V171H136ZM183 172H182V173H183ZM194 172H195V171H194ZM194 172L192 171V173H194ZM196 172H197V171H196ZM198 172H197V173H198ZM248 172H249V171H248ZM28 173H29V175L31 174L29 171H28ZM39 173H40V175L42 176V172L40 171ZM43 173H45V172H43ZM50 173H51V172H50ZM70 173H71V172H70ZM70 173H69V174H70ZM86 173L88 174V171H87ZM99 173H100V172H99ZM123 173H125V172H123ZM127 173H126V174H127ZM187 173H190L189 170H188ZM199 173H198V174H199ZM210 173H212V172H210ZM210 173H209V174H210ZM214 173H215V172H214ZM252 173H253V170H252ZM252 173H251V174H252ZM255 173H256V172H255ZM255 173H254V174H255ZM257 173H258V172H257ZM46 174H47V173H45V176H46ZM51 174H52V173H51ZM61 174H63V173L61 172ZM75 174H76V173H75ZM83 174H85V173H83ZM90 174H91V173H90ZM90 174H89V175H90ZM92 174H91V175H92ZM95 174H96V173H95ZM95 174H94V176H96ZM108 174H109V173H108ZM108 174H107V178L109 179ZM118 174H120V172H119ZM133 174H134V173H133ZM155 174H156V173H155ZM183 174H184V173H183ZM190 174H191V173H190ZM206 174H207V173H206ZM209 174H207V176H211V175H209ZM212 174H213V173H212ZM215 174H216V173H215ZM58 175H60V174H58ZM64 175H65V174H64ZM67 175H68V174H67ZM67 175H66V176H67ZM98 175H99V174H98ZM103 175H104V174H103ZM127 175H128V174H127ZM129 175H131V177L133 176L132 174H129ZM136 175H137V176H136ZM136 175H134V176H136L135 178H138V176H139V177H143L141 174H139V175L136 174ZM140 175H141V176H140ZM160 175H162V174H160ZM186 175H187V174H186ZM194 175H195V174H194ZM199 175H200V174H199ZM203 175H205V173H203ZM203 175L200 176V177H201V180H199L200 182H202V178H204V177L206 178V177H207V176H204V177H203ZM230 175H231V173H230ZM31 176L34 177V175H31ZM41 176H40V177H41ZM43 176H44V175H43ZM43 176H42V177H43ZM45 176H44V177H45ZM55 176L57 177V175H55ZM66 176H65V178H66ZM74 176H75V175H74ZM83 176H84V175H83ZM109 176H110V175H109ZM148 176H150V175H148ZM158 176H159V175H157L156 177H158ZM173 176H174V175H173ZM191 176H193V175H191ZM195 176H196V175H195ZM234 176H235V175H234ZM239 176H240V174H239ZM248 176H250V173H249ZM252 176H253V175H252ZM35 177H36V176H35ZM35 177H34V178H35ZM40 177H39V174H38V178H40ZM44 177H43V178H44ZM46 177L48 178L49 176H46ZM46 177H45V178H46ZM61 177H62V176H61ZM77 177H80V176L77 174L76 178H77ZM88 177H89V176H88ZM91 177H92V176H91ZM98 177H99V176H98ZM102 177H103V176H102ZM161 177H162V176H161ZM171 177H172V175H171ZM174 177H175V176H174ZM174 177H173V178H174ZM185 177H186V176H185ZM185 177H183V178H185ZM198 177H199V176H198ZM198 177H196V178L194 177V178L197 179ZM214 177H215V176H214ZM229 177H230V176H229ZM235 177L238 178V176H235ZM240 177H241V176H240ZM246 177H247V175L245 176V180L247 181V179H249V177H248V178H246ZM253 177H254V176H253ZM36 178H37V177H36ZM38 178H37V179H38ZM45 178H44V179H45ZM50 178H51V177H50ZM52 178H53V177H52ZM52 178H51V179H52ZM68 178H69V177H68ZM81 178H82V177H81ZM100 178H101V177H100ZM110 178H111V177H110ZM123 178H126V177L123 176ZM178 178H179V177H178ZM181 178H182V177H181ZM186 178H187V177H186ZM186 178H185V179H186ZM194 178H193V180H194ZM241 178H243V177H241ZM51 179H49V180H51ZM54 179H55V178H53V180H54ZM66 179H67V178H66ZM74 179H75V178H74ZM82 179H83V178H82ZM96 179H98V178H96ZM103 179L105 180V178H103ZM112 179H113V178H112ZM129 179L132 180V178H129ZM133 179H134V178H133ZM159 179H160V177H159ZM163 179H164V178H163ZM163 179H160V181L163 180ZM175 179H176V178H175ZM175 179H174V180H175ZM188 179H189V177H188ZM191 179H192V178H191ZM198 179H199V178H198ZM206 179H207V178H206ZM206 179H204V181H205ZM213 179H214V178H213ZM234 179H235V178H234ZM253 179H254V178H253ZM253 179H252V181H253ZM39 180L42 181V179H39ZM39 180H38V181H39ZM53 180H51V181H53ZM58 180H59V179H58ZM69 180H71V179L69 178L66 182H68ZM134 180H137V179H134ZM140 180L142 181V179H140ZM149 180H151V179H149ZM228 180H229V179H228ZM230 180H231V177H230ZM245 180H244V181H245ZM46 181H47V180H46ZM59 181H60V180H59ZM61 181H62V180H61ZM64 181H65V180H64ZM79 181H81V180H79ZM96 181H97V180H96ZM107 181H108V180H107ZM127 181H128V177H127ZM127 181H126V183H127ZM129 181H130V180H129ZM141 181H140V182H141ZM144 181H145V180H144ZM155 181H156V180H155ZM167 181H168V180H167ZM182 181H183V180H182ZM189 181L191 182L192 180H189ZM189 181H188V182H189ZM195 181H196V180H195ZM195 181H194V182H195ZM197 181H198V180H197ZM207 181H208V180H207ZM209 181H210V180H209ZM241 181H242V180H241ZM248 181H249V180H248ZM258 181H261V180H258ZM36 182H37V181H36ZM39 182H40V181H39ZM55 182H57L56 179H55ZM70 182H71V181H70ZM73 182H74V181H73ZM76 182H77V181H76ZM130 182H133V181H130ZM134 182H135V181H134ZM134 182L132 183V185H133V184L136 185L135 183H137V182H139V181L137 180L135 183H134ZM140 182H139V183H140ZM161 182H165V181L163 180V181H161ZM172 182H174V181L172 180ZM185 182H186V180H185ZM230 182H232V180H231ZM233 182H234V180H233ZM233 182H232V183H233ZM239 182H240V181H239ZM250 182H251V181H250ZM255 182H256V181H255ZM43 183L46 184L45 181H44ZM60 183H61V182H60ZM79 183H80V182H79ZM96 183H97V182H96ZM104 183H105V181H104ZM123 183H125V182H123ZM123 183H122V184H123ZM139 183H137V184H139ZM143 183H144V182H143ZM157 183H158V182H157ZM179 183H180V182H179ZM196 183H197V182H196ZM202 183H203V182H202ZM207 183H208V182H206V184H207ZM253 183H254V182H253ZM253 183H252V187L249 186V188H251V189L254 188V187H253ZM48 184H49V183H48ZM57 184H58V183H57ZM63 184L65 185V183H63ZM66 184H67V183H66ZM87 184H89V183H87ZM101 184H103V183H100V185H101ZM105 184H106V183H105ZM107 184H108V186L111 185V183L109 184V182H108ZM115 184H116V183H115ZM115 184H114V185H115ZM141 184H142V182H141ZM145 184H146V183H145ZM187 184H188V183H187ZM187 184H186V185H187ZM191 184H192V183H191ZM191 184H190V185H191ZM236 184H237V182H236ZM236 184H235V185H236ZM239 184H242V183H239ZM239 184H238V185H239ZM243 184L245 185V183H243ZM254 184H255V183H254ZM259 184H260V183H259ZM259 184H258V182H257V185H259ZM39 185H40V183H39ZM42 185L45 186L44 184H42ZM42 185H41V186H42ZM70 185H71V184H70ZM90 185H91V184H90ZM97 185H98V183H97ZM126 185L128 186V184H126ZM130 185H131V184H130ZM142 185H143V184H142ZM148 185H149V184H148ZM148 185H147V186H148ZM150 185H151V187L153 188L154 185H153V184H150ZM152 185H153V186H152ZM158 185H159V183H158ZM158 185H155V186H158ZM162 185H163V184H162ZM170 185H171V184H170ZM197 185H199V186H197ZM197 185H194V184H193V186H197V187H198L197 189H199V188L201 187V184H198V183H197ZM202 185H204V184H202ZM227 185H228V184H226L225 186L227 187ZM233 185H234V184H231V186H233ZM244 185H243V186H244ZM248 185H249V184H248ZM260 185H261V184H260ZM263 185H264V182H263ZM46 186H47V185H46ZM87 186H88V185H87ZM98 186H99V185H98ZM102 186H103V185H102ZM123 186H125V184H123ZM145 186H146V185H145ZM145 186H144V188H143V186H140V184H139L138 187H139V188L141 187V188H140L141 190H140L139 193H138V190H139L138 187H137L138 190H136V189H134V190L137 191L138 195H139L140 193L142 194L143 190H145V188L147 189V186H146V187H145ZM155 186H154V187H155ZM167 186H169V185H167ZM179 186H180V184H179ZM183 186H184V183H183ZM228 186H229V185H228ZM236 186H237V185H236ZM243 186L240 185V189H239V190H241V187H242L243 189H244V188H247V190H248V187H246L247 185H245V187H243ZM37 187H38V186H37ZM60 187H63V186H60ZM88 187H89V186H88ZM93 187H94V186H93ZM128 187H129V186H128ZM151 187L148 188V190L151 189ZM169 187H170V186H169ZM173 187H174V186H173ZM185 187H186V188H185ZM185 187L182 189L183 192H184V189H187V187H188V189H189V185H188V186H185ZM202 187H203V186H202ZM202 187H201V188H202ZM226 187H225V188H226ZM237 187H238V186H237ZM237 187H236V189H234V191L237 190ZM259 187H263V186H262V185H261V186H258V189H259ZM34 188H36V187H34ZM49 188H50V186H49ZM53 188H55V187H53ZM66 188H67V187H66ZM76 188H77V187H76ZM96 188H98V190H99V187H96ZM104 188H105V187H104ZM115 188H116V187H115ZM129 188H130V187H129ZM131 188L133 189V187H131ZM142 188H143V189H142ZM164 188H165V186H164ZM171 188H172V187H171ZM174 188H175V187H174ZM176 188H177V186H176ZM180 188H181V187H180ZM190 188H191V187H190ZM193 188L196 190V187H193ZM204 188H205V186H204ZM223 188H224V185H223ZM223 188H222V190H223ZM233 188H234V187H233ZM41 189H43V188H41ZM46 189H47V188H46ZM63 189H64V188H63ZM67 189H68V188H67ZM70 189H72V187H71ZM84 189H85V188H84ZM132 189H131L130 191H132L133 194H136L135 196L132 194L134 197H136V196H137V193H136V192L134 193V191H133ZM155 189H156V188H155ZM158 189H159V188H158ZM161 189H162V188H161ZM205 189L207 190L208 187L205 188ZM205 189H203V192H204ZM215 189H217V188H215ZM220 189H221V188H220ZM228 189H229V188H228ZM231 189H232V188H231ZM251 189H250V190H251ZM260 189H261V188H260ZM262 189H263V188H262ZM34 190H35V189H34ZM34 190H32V191H34ZM36 190H37V189H36ZM79 190H80V189H79ZM98 190H97V191H98ZM102 190H103V189H102ZM107 190H108V189H107ZM126 190H127V188H126ZM162 190H163V189H162ZM164 190H165V189H164ZM167 190H168V188H167ZM171 190H172V189H171ZM176 190L178 191V189H176ZM182 190L179 189L178 192H180V191H182ZM200 190L202 191V189H200ZM200 190H198V191L200 192ZM209 190H210V189H209ZM211 190H213V189H211ZM211 190H210V191H211ZM224 190H225V189H224ZM245 190H246V189H245ZM37 191H38V190H37ZM44 191H45V190H44ZM68 191H69V190H68ZM75 191H76V190H75ZM89 191H90V190H89ZM99 191H101V189H100ZM141 191H142V192H141ZM149 191L151 192V190H149ZM149 191H148V192H147V190L144 191V192H147V193L145 194L146 196L148 195ZM153 191H154V190H153ZM158 191H159V190H158ZM158 191H156V192L158 193ZM186 191H187V190H186ZM188 191H189V190H188ZM190 191L193 192V189L190 190ZM196 191H197V190H196ZM196 191H195V192H196ZM210 191H209V192H210ZM241 191H242V190H241ZM253 191H254V190H253ZM253 191H252V192H253ZM261 191H262V190H261ZM21 192H22V191H21ZM38 192H39V191H38ZM40 192H42V191H40ZM62 192H64V191H62ZM72 192H73V191H72ZM78 192L80 193L81 191H78ZM87 192H88V191H87ZM101 192H102V191H101ZM122 192H123V191H122ZM144 192H143V193H144ZM164 192H166V193L170 192V193H171V191H169V190H168V192H167V191H163V192H161V193L164 194ZM178 192H177V193H178ZM183 192H182V193H183ZM192 192H191V193H192ZM205 192L208 193L207 191H205ZM205 192H204L203 194L205 195V197H207L206 195H209V194H206ZM211 192H212V191H211ZM219 192H220V191H219ZM224 192H225V191H224ZM235 192H237V191H235ZM249 192H250V191H249ZM252 192H250V193H251V194H254V193H252ZM43 193H45V192H43ZM50 193H51V192H50ZM67 193H68V192H67ZM81 193H82V192H81ZM98 193H99V192H98ZM98 193H97V196H98ZM107 193H108V191H107ZM186 193H187V195H188V192H185V194H186ZM189 193H190V192H189ZM230 193H231V192H230ZM239 193H241V192L239 191ZM255 193H256V189H255ZM257 193H258V192H257ZM262 193H264V192H262ZM12 194H13V193H12ZM12 194H11V195H12ZM34 194H35V193H34ZM36 194H37V193H36ZM36 194H35V195H36ZM48 194H49V193H48ZM60 194H61V193H60ZM92 194L94 195V193H92ZM92 194H91V195H92ZM100 194H101V193H100ZM119 194H120V193H119ZM125 194H126V193H125ZM141 194H140L139 196H141ZM153 194H154V193H153ZM171 194H172V193H171ZM196 194H197V192H196ZM203 194H202V196L198 194V195H199L198 197H203V198H204ZM210 194H211V193H210ZM212 194H213V192H212ZM212 194H211V195H212ZM242 194H243V191H242ZM251 194H250V195H251ZM49 195H50V194H49ZM51 195H52V193H51ZM55 195H56V194H55ZM61 195H62V194H61ZM65 195H67V194H64V196H65ZM75 195L78 196V195H80V194H77V192H76ZM85 195H87V194H85ZM93 195H92V196H93ZM142 195H143V194H142ZM154 195H156V194H154ZM154 195H153V196H154ZM159 195H160V194H159ZM172 195H173V194H172ZM189 195H190V194H189ZM189 195L186 196L187 199H188V197H190ZM191 195H193V194H191ZM246 195H248V194H246ZM250 195H248V196H249V197H248L249 199H250V197H251ZM256 195H257V194H256ZM12 196H13V195H12ZM36 196H38V195H36ZM52 196H53V195H52ZM58 196H59V195H58ZM58 196L56 195L57 198H54V199H58V198H60V197H58ZM70 196H72V195L70 194ZM87 196H88V195H87ZM87 196H86V197H87ZM95 196H96V195H95ZM104 196H105V195H104ZM129 196H130V195H129ZM139 196H138V198H140ZM149 196H150V195H149ZM162 196H163V195H162ZM174 196H176V195H174ZM241 196H242V195H241ZM258 196H260V194H259ZM263 196H264V195H263ZM16 197H17V196H16ZM25 197H26L25 194H21V193H20L18 199H19L20 201H23V200L25 199ZM33 197H34V196H33ZM39 197H40V196H38V201H40V200H39V199H40ZM122 197H123V196H122ZM143 197L145 198L144 195H143ZM143 197H142V199L144 200ZM151 197H152V196H151ZM155 197H157V196H155ZM158 197L160 198L161 195L158 196ZM158 197H157V198H158ZM176 197H177V199H179L178 196H176ZM183 197H184V199H185V196H183ZM208 197H209V196H208ZM238 197H239V196H238ZM246 197H247V196H246ZM252 197H254V195H253ZM9 198H11V197L8 195V199H9ZM13 198H14V197H13ZM30 198H31V197H30ZM30 198H29V199H30ZM50 198H51V196H50ZM79 198H80V196H79ZM79 198H77V199H79ZM95 198H96V197H95ZM95 198H93V199H95ZM119 198H120V197H119ZM126 198H127V197H126ZM126 198H125V199H126ZM131 198H132V197H131ZM146 198H148V196H147ZM149 198H150V197H149ZM240 198H241V197H240ZM240 198H238V199H240ZM256 198H257V197H256ZM259 198H261V197H259ZM14 199H15V198H14ZM29 199H28V200H29ZM63 199H64V198H63ZM98 199H99V198H98ZM125 199H122V198H121V201H122V200H125ZM142 199H141V200H142ZM151 199H152V198H151ZM160 199H161V198H160ZM172 199H173V196H172ZM174 199H175V198H174ZM174 199H173V200H174ZM201 199H202V198H201ZM201 199L198 198L197 200H194V199H193V200L196 202V201H198V200L201 201ZM207 199H208V198H207ZM210 199H211V196H210ZM212 199H213V198H212ZM236 199H237V198H236ZM242 199H243V198H242ZM244 199L246 200V198H244ZM261 199H262V198H261ZM261 199H260V200H261ZM34 200H36V198H34ZM34 200H33V201H34ZM41 200H42V198H41ZM58 200H59V199H58ZM58 200L55 201V202H58ZM61 200H62V199H61ZM64 200H65V199H64ZM67 200H68V202H69L68 205H70L71 201H73V200H69V199H67ZM82 200H83V199H82ZM85 200H86V199H85ZM101 200H102V199H101ZM126 200H128V199H126ZM129 200H130V199H129ZM129 200H128V201H129ZM132 200H133V199H132ZM134 200H135V198H134ZM152 200H153V199H152ZM152 200H151V201H152ZM162 200H163V198H162ZM162 200H161V201H162ZM166 200H167V199H166ZM169 200H170V199H169ZM169 200H168L167 203H169ZM190 200H191V199H190ZM203 200H204V199H203ZM240 200H241V199H240ZM247 200H248V199H247ZM247 200H246V201H247ZM260 200L258 199V201H260ZM263 200H264V198H263ZM51 201H52V200H50V202H51ZM83 201H84V200H83ZM130 201H131V200H130ZM145 201H146V200H145ZM148 201H150V199H148ZM148 201H147V202H148ZM151 201H150V202H151ZM184 201H185V200H184ZM205 201H206V198H205ZM212 201H213V200H212ZM246 201H243V203L245 202V204H246V203H248V201H250V200H248L247 202H246ZM253 201H254V198H253ZM253 201L250 202V203H251L250 205L253 204V203H252ZM261 201H262V200H261ZM18 202H19V201H18ZM24 202H25V201H24ZM36 202H37V201H36ZM41 202H42V201H41ZM47 202H48V201H47ZM52 202H53V201H52ZM55 202H54L53 204L56 205ZM61 202H62V201H61ZM64 202H65V201H64ZM64 202H63V203H64ZM118 202H119V201H118ZM133 202H134V201H133ZM135 202H137V201H135ZM150 202H149V203H150ZM153 202H154V201H152L151 204H153ZM162 202H163V201H162ZM180 202H182V201H180ZM185 202H186V201H185ZM185 202H184V203H185ZM195 202H194V203H195ZM203 202H204V201H203ZM206 202H207V201H206ZM210 202H211V200L209 201V205H211ZM237 202H238V201H237ZM13 203H14V202H13ZM20 203H21V202H20ZM34 203H35V202H34ZM34 203H33V204H34ZM37 203H38V202H37ZM37 203H35V204H37ZM39 203H40V202H39ZM43 203H44V205L46 204V205H45L46 208L43 207V208L45 209V211H46V209H47L49 206H47V203H46V202H43ZM63 203H62V204H63ZM83 203H85V202H83ZM91 203H92V202H91ZM115 203H116V202H115ZM137 203H138V202H137ZM140 203H141V202L139 201V204H140ZM144 203H145V202H143L142 204L145 205L146 203H145V204H144ZM155 203H156V202H155ZM155 203H154V205H155ZM159 203H160V202H159ZM159 203H158V204H159ZM164 203H165V201H164ZM188 203H190V201H189ZM196 203H197V202H196ZM196 203H195V204H196ZM198 203L200 204V202H198ZM198 203H197V204H198ZM204 203H205V202H204ZM207 203H208V202H207ZM207 203H205V204L207 205ZM234 203H235V201H234ZM240 203H242V201H241ZM243 203H242V204H243ZM254 203L259 204V206H258L257 204H254L252 207L254 208V207L257 205V208H255V209H259V208H260V203H258V202H254ZM23 204H24V203H23ZM23 204H22V205H23ZM29 204H30V203H29ZM53 204H52V205H53ZM58 204H59V202H58ZM58 204H57V205H58ZM65 204H66V202L64 203V205H65ZM72 204H73V203H71V205H72ZM151 204H149V206H150ZM160 204H161V203H160ZM160 204H159V205H160ZM165 204H166V203H165ZM170 204H171V203H170ZM175 204H176V201H175ZM199 204H198V205H199ZM202 204H203V203H202ZM205 204H204V205H205ZM219 204H220V203H219ZM235 204H236V203H235ZM242 204H241V206H243ZM245 204H244V205H245ZM3 205H5V204H3ZM27 205H28V204H26V206H27ZM39 205H40V204H39ZM39 205H38L37 207L40 208L41 205H40V206H39ZM52 205H50V206H52ZM57 205H56V206H57ZM60 205H61V203H60ZM81 205H82V204H81ZM84 205H85V204H84ZM84 205H82V207H83ZM116 205H119V204L116 203ZM131 205H132V204H131ZM133 205H135V204H133ZM161 205L163 206V204H161ZM161 205L158 206L157 203H156V206H158L159 208L161 207ZM166 205H167V204H166ZM166 205H164V206H166ZM176 205H177V207H176V206H175L176 208L174 207L175 210L178 208V205H180V203H179V204L177 203ZM186 205H187V203H186ZM186 205L184 204V205L182 206V204H181V206H179V209L182 208V207H184V206L186 207ZM209 205H207V207H208ZM212 205H214V204H212ZM212 205H211V207H209V208L212 209ZM216 205H217V204H216V202H215L214 208H215ZM263 205H264V203H263ZM6 206H7V203H6ZM12 206H14V204H13ZM15 206H17V205L15 204ZM19 206H20V205H19ZM24 206H25V205H24ZM28 206H29V205H28ZM28 206H27V207H28ZM30 206H31V204H30ZM75 206H76V205H75ZM85 206H86V205H85ZM135 206H136V205H135ZM199 206H200V205H199ZM217 206H218V205H217ZM229 206H230V205H229ZM246 206L249 207L248 204H247ZM9 207H10V206H9ZM31 207H33V206H31ZM37 207L35 206V208H33V210H34V209L37 210V209H36ZM52 207L54 208V206H52ZM58 207H59V206H58ZM87 207H88V206H87ZM89 207H90V206H89ZM96 207H98V206H96ZM111 207H112V206H111ZM118 207L120 208V205L117 206V208H118ZM126 207H127V206H126ZM132 207H133V206H132ZM132 207L130 206V208H131L132 210H134L135 208L133 209ZM142 207H143V206H142ZM151 207H153V206L151 205ZM151 207H150V208H151ZM189 207H190V206L187 207V210H188V209H190V210L193 209V208H192L193 206H191L190 208H189ZM195 207L198 208V206H196V205H195ZM201 207H203V209H204V206H201ZM224 207H226V206H224ZM224 207H223V208H224ZM227 207H228V206H227ZM234 207H235V205L232 206L231 208H234ZM248 207H247V208H248ZM258 207H259V208H258ZM7 208H8V207H7ZM41 208H42V207H41ZM41 208H40V209H41ZM53 208H51V209H53ZM59 208H60V207H59ZM112 208H113V210H114L115 206L112 207ZM117 208H116V209H117ZM145 208H149V207H145ZM145 208H142V209H144V211H141V215H142V212H145ZM162 208H164V207H162ZM162 208L160 209V211L162 210ZM169 208H171V207H169ZM174 208H173V210H174ZM191 208H192V209H191ZM196 208H194L195 211H196ZM209 208H208V209H209ZM220 208H221V205H220ZM220 208H219V209H216V208H215V209L218 211V210H220ZM228 208H229V207H228ZM228 208H227V209H228ZM261 208H262V207H261ZM5 209H6V208H5ZM9 209H10V208H9ZM9 209H6L7 212H8ZM23 209H24V208H23ZM27 209H28V208H27ZM27 209H26V210H27ZM44 209H43V210H44ZM49 209H50V208H49ZM57 209H58V208H57ZM57 209L55 208L54 210H57ZM60 209H61V208H60ZM70 209H71V208H70ZM76 209H77V207H75V210H76ZM84 209H85V208H84ZM88 209H89V208H88ZM96 209H97V208H96ZM96 209H95V210H96ZM123 209H125V208H123ZM155 209H156V212L159 210L157 207L155 208V206H154L153 213H154ZM179 209H178V210H179ZM183 209H184V208H183ZM203 209H201V212H202ZM215 209H214V210H215ZM221 209H222V208H221ZM229 209H230V208H229ZM244 209H245V208H244ZM248 209H249V208H248ZM263 209H264V208H263ZM263 209H262V210H263ZM0 210H2V209H0ZM6 210H5V211H6ZM12 210H14V209H12ZM28 210L30 211V208H29ZM33 210H31V213L33 212ZM43 210L41 209V210H39V211L43 212ZM47 210H48V209H47ZM72 210H73V209H72ZM81 210H83V209H80L79 211H81ZM103 210H104V209H103ZM103 210H102V211H103ZM109 210H110V209H109ZM109 210H108V211H109ZM118 210H119V209H117L116 211H118ZM125 210H126V209H125ZM125 210H123V211H125ZM127 210H128V209H127ZM127 210L125 211V212H126V215H127ZM138 210H140V209H138ZM166 210H168V209H166ZM170 210H171V209H170ZM175 210H174V211H175ZM205 210H206V209H205ZM214 210H212V211H214ZM222 210H223V209H222ZM232 210L235 211L234 209H232ZM237 210H239L238 207H237ZM240 210H243V209L241 208ZM250 210H251V207H250ZM253 210H254V209H253ZM262 210H261V211H262ZM45 211H44V212H45ZM62 211H63V210H62ZM64 211H66V210H64ZM70 211H71V210H69V212H70ZM86 211H87V210H86ZM102 211L100 210L99 212L103 213ZM106 211H107V209H106ZM106 211L104 210V212H106ZM116 211H115V212H116ZM119 211H120V213H121V209H120ZM151 211H152V209H151ZM162 211H163V210H162ZM181 211H182V209L180 210V213H181ZM184 211H185V209L183 210V212H184ZM198 211H200V210L198 209ZM203 211H204V210H203ZM212 211H210V212H212ZM244 211H247V210H244ZM261 211L258 210V211H256V212H259L258 215H260V214H261ZM11 212H12V211H11ZM11 212L9 211L8 213H11ZM13 212H15V211H13ZM22 212L24 213V212H27V211H24V210H23ZM34 212H35V214H37V215H38L39 213H41V212L36 213V211H34ZM48 212L51 214L50 210H48ZM48 212H47V213H48ZM52 212H53V211H52ZM55 212H56V211H55ZM69 212H67V213H69ZM76 212H77V211H76ZM91 212H93V211H91ZM95 212H96V211H95ZM99 212L97 211L96 213H99ZM125 212H122V213L125 214ZM128 212H129V211H128ZM133 212H134V211H133ZM136 212H138V211H136ZM165 212H166V211H165ZM177 212H179V211H177ZM185 212L187 213V211H185ZM185 212H184V213H185ZM204 212H205V211H204ZM204 212H202V213L204 214ZM207 212H208V210H207ZM219 212H223V211H219ZM219 212H218V213H219ZM226 212H227V211H226ZM226 212H224V214H225ZM229 212H230V211H229ZM236 212H237V211H236ZM247 212H248V211H247ZM263 212H264V211H262V214H263ZM1 213H3V212H1ZM4 213H6V212H4ZM31 213H30V214H31ZM63 213H64V212H63ZM70 213H71V212H70ZM70 213H69V214H70ZM73 213H75V212H72V215H73L72 217H74V214H73ZM81 213H82V212H81ZM86 213H89V212H85V214H86ZM109 213H110V212H109ZM113 213H114V212H113ZM118 213H119V212H118ZM118 213H117V212L115 213V214H116V217H117ZM120 213H119V214H120ZM129 213H130V212H129ZM149 213H151V212L149 211L148 214H149ZM158 213H159V211H158ZM167 213H168V212H167ZM169 213H170V212H169ZM169 213H168V215H169ZM180 213H179V214H180ZM190 213H191V212H190ZM196 213H197V212H194L193 214H194V215H197V214L200 213V212H198L197 214H196ZM213 213H214V212H213ZM239 213H240V212H239ZM242 213H243V211H242ZM249 213H250V212H249ZM249 213H248V216H249ZM14 214H15V213H14ZM25 214H26V213H25ZM28 214H29V213H28ZM35 214H34V215H35ZM41 214H42V213H41ZM43 214H44V213H43ZM43 214H42V215H43ZM56 214H58V213H55V216H54V217L57 216ZM60 214H62V213H60ZM82 214H83V213H82ZM85 214H84V215H85ZM91 214H92V213H89V214H87V215H91ZM104 214H105V213H104ZM123 214H122V215H123ZM133 214H134V213H133ZM133 214H132V215H133ZM135 214H136V213H135ZM154 214H155V213H154ZM162 214H163V212H162ZM162 214L159 213V216L161 215V217H162ZM172 214H174V213L172 212ZM176 214H177V213H176ZM187 214H188V213H187ZM208 214H209V213H208ZM221 214H222V213H221ZM227 214H228V213H227ZM230 214H231V213H230ZM236 214H237V213H236ZM236 214H235V215H236ZM251 214H252V212H251ZM255 214H256V213H255ZM262 214L260 215V217L262 216ZM0 215H1V214H0ZM5 215H6V214H5ZM5 215H4V216H5ZM10 215H11V214H10ZM22 215H23V214H22ZM31 215H32V214H31ZM51 215H52V214H51ZM51 215H48V214H47V216H51ZM53 215H54V214H53ZM58 215H59V214H58ZM64 215H65V214H64ZM64 215L62 214V215H61V218H62V216H64ZM70 215H71V214H70ZM76 215H78V214H76ZM95 215H97V214H95ZM105 215H109V214L107 213V214H105ZM128 215H129V214H128ZM138 215H140V214H138ZM149 215L152 216L151 214H149ZM164 215H165V214H164ZM170 215H171V213H170ZM177 215H178V214H177ZM177 215H176V216H177ZM189 215H190V214H189ZM189 215H187V216H189ZM199 215H201V214H198L197 216H199ZM205 215H206V214H205ZM209 215H210V214H209ZM219 215H220V214H219ZM219 215H218V216L216 215V216L219 217V219H220V216H219ZM231 215H233V212H232ZM243 215H245V214H243ZM243 215H242V217H243ZM7 216H8V215H7ZM15 216H17V215L15 214ZM32 216H33V215H32ZM43 216H44V215H43ZM43 216H42V217H43ZM45 216H46V215H45ZM66 216H67V215H65V217H66ZM78 216H80V215H78ZM91 216H93V214H92ZM145 216H147V214H146ZM153 216H156V215H153ZM187 216H186V217H187ZM213 216H214V215H212V217H211L210 219L215 218V217H213ZM222 216L224 217V215H222ZM227 216H228V215H227ZM233 216H234V215H233ZM233 216H231V217H233ZM254 216H255V215H254ZM254 216H253V217H254ZM8 217H9V216H8ZM19 217H20V215H19ZM29 217L32 218L30 215H29ZM36 217H37V216H36ZM39 217L41 218V216H39ZM51 217H53V216H51ZM57 217H58V216H57ZM67 217L69 218L70 216H67ZM72 217H71V220H72ZM76 217H77V216H76ZM93 217H94V219H95V216H93ZM105 217H106V216H105ZM105 217H104V219H105ZM112 217H113V215H112ZM114 217H115V216H114ZM119 217H121V216H119ZM122 217H123V219H125V216H122ZM129 217H130V215H129ZM129 217H128V218H129ZM136 217H137V219H138L139 216H136ZM143 217H144V213H143ZM148 217H149V216H148ZM167 217H168V216H167ZM181 217H182V216H181ZM190 217L194 219V217H192V216H190ZM205 217H207V215H206ZM234 217H236V216H234ZM237 217H238V216H237ZM240 217H241V215H240ZM240 217H239V218H240ZM250 217H251V215H250ZM256 217H257V216H256ZM256 217H254V218L256 219ZM258 217H259V216H258ZM262 217H263V216H262ZM3 218L5 219V217H2V219H3ZM13 218H14V217H13ZM17 218H18V216H17ZM21 218H22V217H21ZM21 218H20V219H21ZM24 218H25V217H24ZM24 218L22 219L23 221L26 220V219H24ZM30 218H28L26 221H28ZM45 218H47V217H45ZM45 218H43V219H45ZM49 218H50V217H49ZM49 218H47V220H49ZM58 218H60V217H58ZM61 218H60V219H61ZM102 218H103V217H102ZM126 218H127V217H126ZM144 218H145V217H144ZM156 218H157V217H156ZM168 218L171 220V218H173V217H171V218L168 217ZM176 218H177V217H176ZM176 218H175V219H176ZM202 218H203V216H202ZM226 218H228V217H226ZM229 218H230V215H229ZM0 219H1V217H0ZM2 219H1V220H2ZM15 219H16V218H15ZM20 219H19V221H20ZM43 219H42V221H43ZM52 219H53V218H51V220H52ZM78 219H79V218H78ZM85 219H86V217H85ZM85 219H84V220H85ZM94 219L91 218V219H89V221H90V220H94ZM98 219H99V221H100V218H99V217H98ZM107 219H108V217H107ZM107 219L105 220V222L107 221ZM109 219H110V216H109ZM120 219H121V218H120ZM123 219H122V221H123ZM131 219H132V218H131ZM141 219H142V218H141ZM149 219H150V218H149ZM151 219H152V218H151ZM151 219H150V220H151ZM153 219L155 220V218H153ZM162 219H163V218H162ZM178 219H179V218H178ZM178 219H176V220H177V224L179 223V222H178ZM188 219H190V218H188ZM193 219H192V220H193ZM215 219H217V218H215ZM233 219H234V218H233ZM236 219H237V218H236ZM242 219H243V218H242ZM244 219H245V216H244ZM246 219H247V218H246ZM252 219H253V218H252ZM259 219H260V218H259ZM6 220H7V218H6ZM35 220H36V218H35ZM35 220H34V222H35ZM38 220H39V219H37V221H38ZM40 220H41V219H40ZM64 220H65V219H63V220H61V221H64ZM74 220H75V219H74ZM76 220H77V219H76ZM81 220L83 221V217H82V219H81V216H80V222L82 223ZM111 220H112V219H111ZM111 220H110V221H111ZM128 220H130V219H128ZM133 220H134V219H133ZM133 220H132V221H133ZM147 220H148V219H147ZM165 220H166V219H165ZM165 220H163V221H165ZM172 220H173V219H172ZM190 220H191V219H190ZM190 220H189V221H190ZM192 220H191V222H193ZM202 220H204V219H202ZM213 220H214V219H213ZM220 220H221V219H220ZM247 220H248V219H247ZM247 220H246V221H247ZM262 220H264V218H262ZM7 221H10V220H7ZM26 221H25V222H26ZM30 221H31V223H32V220H31V219H30ZM37 221H36V222H37ZM53 221H55V220H53ZM57 221H58V220H56V222H57ZM78 221H79V220H78ZM78 221H76V222H78ZM85 221H86V220H85ZM120 221H121V220H120ZM122 221H121V222H122ZM125 221H127V219H125ZM125 221H123V222H125ZM130 221H131V220H130ZM130 221H129V222H130ZM139 221H140V218H139ZM139 221L137 220V222H139ZM160 221H162L161 218H160ZM173 221H174V220H173ZM180 221H181L180 224H182V220H181V219H180ZM185 221H186V219H185ZM207 221H208V220H207ZM222 221H225V220L222 219ZM233 221H234V220H233ZM236 221H237V220H236ZM3 222H5V220H4ZM36 222H35V223H32V224L35 225ZM46 222H47V221H46ZM46 222H44L43 224L45 225ZM59 222H60V220L57 222V224H58ZM65 222H66V223H70V222H73V221H70V220L67 221V220H65ZM80 222H79V223H80ZM87 222H88V221H86L85 223H87ZM93 222H94V224H95V222H97V220H94ZM101 222H102V221H100V223H101ZM105 222H104V223L102 222L101 224H102V225H103V224L105 225ZM111 222H112V221H111ZM116 222H118V219L116 220ZM116 222H114V224H115ZM121 222H119V225H118V226H120V223H121ZM127 222H128V221H127ZM129 222H128V223H129ZM135 222H136V221H135ZM137 222H136V224H137ZM145 222H146V220H145ZM150 222H151V221H150ZM158 222H159V220H158ZM158 222L155 221L154 223L156 224V223H158ZM168 222H169V221H168ZM175 222H176V221H175ZM191 222H187V223H191ZM219 222H220V221H219ZM219 222H218V223H219ZM229 222H230V221H229ZM231 222H232V219H231ZM239 222H240V221H239ZM252 222H253V221H252ZM12 223H13V222H12ZM12 223L10 222L9 225L12 224ZM16 223H17V222H16ZM22 223H23V224H22ZM22 223H21V221H20V224H21L22 226H25V227H26V226L28 225L27 223H25V224H27V225H24V222H22ZM51 223H52V222H51ZM51 223H50V224H51ZM54 223H55V222H54ZM66 223H64V224H66ZM73 223H74V222H73ZM90 223H91V222H90ZM98 223H99V222H97V224H98ZM106 223L109 224L110 222L108 221V222H106ZM128 223H127V224H128ZM146 223H147V222H146ZM166 223H167V222H166ZM214 223H215V222H214ZM218 223H217V224H218ZM250 223H251V222H250ZM14 224H15V223H14ZM40 224H42V223H40ZM50 224H48V225L50 226ZM61 224H63V222H62ZM64 224H63V225H64ZM71 224H72V223H71ZM82 224H84V223H82ZM92 224H93V223H92ZM101 224H100V225H101ZM107 224H106V225H107ZM130 224H131V223H130ZM139 224H141V223L139 222L138 225H139ZM148 224H149V223H148ZM151 224H152V223H151ZM172 224H173V223H172ZM174 224H175V223H174ZM177 224H175V225H177ZM207 224H208V223H207ZM207 224H206V225H207ZM215 224H216V223H215ZM215 224H213V226H215ZM219 224H220V223H219ZM229 224H230V223H229ZM232 224H233V223H232ZM236 224H237V223H236ZM246 224H247V226H248L249 221H248V223H246ZM246 224L244 223V225H246ZM15 225H16V224H15ZM66 225L68 226V224H66ZM69 225H70V224H69ZM72 225H73V224H72ZM80 225H81V224H80ZM85 225H86V224H85ZM87 225H90V224H87ZM100 225L98 224V226H100ZM104 225H103V227H104ZM110 225H111V223H110ZM142 225H143V224H142ZM145 225H146V224H145ZM156 225H157V224H156ZM164 225H167V224H164ZM183 225H184V224H183ZM190 225L192 226V223H191ZM233 225H234V224H233ZM240 225H241V224H240ZM0 226H1V225H0ZM12 226H13V225H12ZM12 226H11V227H12ZM16 226H17V225H16ZM16 226H15V227H16ZM35 226H36V225H35ZM39 226H40V225H39ZM70 226H71V225H70ZM73 226H74V225H73ZM76 226H77V228H78V224H77ZM111 226H113V225H111ZM126 226H127V225H126ZM128 226H130V225L128 224ZM132 226H133V225H132ZM132 226H131V227H132ZM134 226H135V225H134ZM167 226H168V225H167ZM191 226H190V227H191ZM229 226H230V225H228V228H229ZM231 226H232V225H231ZM4 227L6 228V226H4ZM7 227H8V226H7ZM11 227H9V228L11 229ZM18 227H19V226H18ZM27 227H28V226H27ZM27 227H26V228H27ZM31 227H33V226H31ZM44 227H45V226H44ZM50 227H51V226H50ZM53 227H54V226H53ZM53 227H52V229H53ZM81 227H82V226H81ZM81 227H80V228H81ZM90 227H91V226H90ZM90 227H89V229H90ZM105 227H107V229H108V228H109V225H108V226H105ZM115 227H116V226H115ZM131 227H130V228H131ZM149 227H150V225H149ZM153 227H155V226H153ZM159 227H160V226H159ZM164 227H166V226H164ZM170 227L173 228L174 226H173V227L170 226ZM179 227H182V226H179ZM186 227H187V225H186ZM186 227H185V229H186ZM188 227H189V226H188ZM188 227H187V228H188ZM240 227H241V226H240ZM243 227H246V226H243ZM0 228H1V227H0ZM9 228H7V230H8ZM29 228H30V227H29ZM36 228H37V227H36ZM40 228L43 230L42 227H40ZM48 228H49V227H48ZM48 228H47V229H48ZM68 228H69V227H68ZM68 228H67L66 231H69ZM80 228H79V230H80ZM82 228H84V227H82ZM85 228H86V226H85ZM96 228H97V226H96ZM111 228H113V227H111ZM118 228H119V227H118ZM120 228H121V227H120ZM132 228H133V227H132ZM134 228H136V227H134ZM139 228H141V227L139 226ZM155 228H156V227H155ZM155 228H154V229H155ZM160 228H161V227H160ZM176 228H177V227H176ZM200 228H201V227H200ZM214 228H215V227H214ZM216 228H217L218 231H219V228H218V227H216ZM220 228H221V227H220ZM222 228H223V227H222ZM230 228H231V227H230ZM232 228H233V227H232ZM232 228H231V229H232ZM241 228H242V227H241ZM249 228H251V227H249ZM93 229H94V226H93ZM97 229H98V228H97ZM105 229H106V228H105ZM105 229H104V230H105ZM121 229H122V228H121ZM121 229H119V230H121ZM144 229H145V226H144ZM144 229H143V230H144ZM146 229H148V227H146ZM154 229H152V230H154ZM161 229H162V228H161ZM161 229H160V231H161ZM177 229L179 230L180 228H177ZM183 229H184V228H183ZM185 229H184V230H185ZM191 229H192V228H191ZM191 229H189V230H191ZM193 229H194V228H193ZM196 229H197V228H196ZM210 229H211V228H210ZM210 229H209V230H210ZM236 229H237V228H236ZM245 229H246V228H245ZM7 230L5 231L6 233H7ZM13 230H14V229H13ZM18 230H19V228H18ZM18 230H16V231L14 230V232H17ZM21 230H22V229H21ZM28 230H29V229H28ZM35 230H36V229H35ZM37 230H38V229H37ZM49 230H50V229H49ZM49 230H48V231H49ZM90 230H91V229H90ZM90 230H89V232H91ZM95 230H96V229H94V231H95ZM98 230H99V229H98ZM98 230H96V231H98ZM110 230H112V229H110ZM114 230H115V229H114ZM119 230L117 229V231H119ZM130 230H131V229H130ZM149 230H150V229H149ZM149 230H148V231H149ZM152 230H150V231L152 232ZM156 230H157V229H156ZM175 230H176V229H174V231L172 230L173 233H175ZM206 230H207V228H206ZM233 230H234V228H233ZM239 230H240V228H239ZM251 230H252V228H251ZM251 230H250V234H251ZM2 231H3V230H2ZM2 231H1V232H2ZM26 231H27V230H26ZM83 231H84V230H83ZM101 231H102V228H101ZM105 231H106V230H105ZM108 231H109V230H108ZM141 231H142V230H141ZM150 231H149V232H150ZM158 231H159V229H158ZM158 231H157V232H158ZM199 231H200V230H199ZM221 231H223V230H221ZM235 231H236V230H235ZM243 231H244V229H243ZM247 231H248V230H247ZM12 232H13V231H12ZM35 232H36V231H35ZM38 232H40V230H38ZM72 232H73V231H72ZM76 232H77V230H76ZM109 232H110V231H109ZM111 232H112V231H111ZM119 232H120V231H119ZM128 232L131 233V231H128ZM128 232H126V233L128 234ZM134 232H136L135 234H136V237H137V234L139 233V232H138V229H137V231H134ZM137 232H138V233H137ZM162 232H163V231H162ZM190 232H192V230H191ZM203 232L206 233L205 230H204ZM224 232H225V233H226V232L228 233L229 231H224ZM233 232H234V231H233ZM248 232H249V231H248ZM20 233H21V232H20ZM28 233H29V232H27V234H28ZM60 233H62V231H61ZM65 233H66V232H65ZM68 233H70V232H68ZM74 233H75V232H74ZM84 233H86V232H84ZM84 233H83V234H84ZM91 233H92V234H89V235H93V232H91ZM94 233H96V232H94ZM100 233H102V232H100ZM103 233L106 234V232H103ZM103 233H102V234H103ZM115 233H116V232L114 231V235H115ZM120 233L123 234V233H125V232H123V233L120 232ZM126 233H125V234H126ZM141 233L144 234V232H141ZM146 233H147V232H146ZM154 233H155V231H154ZM159 233L162 234L161 232H159ZM159 233H157V234H159ZM181 233H182V228H181ZM188 233H189V232H188ZM192 233H193V232H192ZM194 233H195V231H194ZM198 233H200V232H198ZM204 233H203V235H204ZM211 233H212V232H211ZM218 233H219V232H218ZM230 233H231V232H230ZM230 233L228 234V237H229V235L232 234V233H231V234H230ZM238 233H239V231H238ZM242 233H244V232H242ZM246 233H247V232H246ZM18 234H19V233H18ZM41 234H42V232H41ZM43 234H45V230H44ZM62 234H63V233H62ZM80 234H81V233H79V235H80ZM118 234H119V233H118ZM118 234H117V235H118ZM147 234H148V233H147ZM160 234H159V235H160ZM163 234H166V233H163ZM167 234H169V233L167 232ZM179 234H180V233H179ZM179 234H178V232H177V235H179ZM186 234H187V232H186ZM195 234H196V233H195ZM213 234H214V233H213ZM223 234H224V233H222V235H223ZM235 234H236V233H235ZM5 235H6V234H5ZM15 235H16V234H15ZM19 235H20V234H19ZM25 235H26V234H25ZM33 235H34V234H33ZM33 235H32V236H33ZM37 235H39L38 237L41 236L40 234H37ZM37 235L35 236V239H36ZM51 235H52V234H51ZM58 235H59V233L56 234V237H58ZM66 235H67V234H66ZM76 235H77V234H76ZM86 235H88V233H86ZM89 235H88V236H89ZM95 235H97V233H96ZM95 235H94V236H95ZM103 235H104V234H103ZM107 235H108V234H107ZM109 235H110V233H109ZM109 235H108V236H109ZM112 235H113V233H112ZM112 235H111V236H112ZM140 235H142V234H140ZM181 235H182V234H181ZM216 235H217V234H216ZM219 235H220V234H219ZM232 235H233V234H232ZM232 235H231V238H232ZM236 235H237V234H236ZM240 235H241V234H240ZM260 235H262V232H261ZM9 236L11 237L12 234H10ZM21 236H22V234H21ZM21 236H20V237H21ZM27 236H28V235H27ZM27 236H26V237H27ZM29 236H30V233H29ZM52 236H53V235H52ZM64 236H65V235H64ZM69 236H70V235H69ZM100 236H101V235H100ZM126 236H127V235H126ZM126 236H125V238H126ZM129 236H130V235H129ZM138 236H139V235H138ZM146 236H147V235H146ZM146 236H145V237H146ZM161 236H162V235H161ZM164 236H165V235H164ZM164 236H163V238H164ZM168 236H169V235H168ZM182 236L185 237L184 235H182ZM196 236H197V235H196ZM205 236H206V235H205ZM220 236H221V235H220ZM225 236H226V234H225ZM225 236H224V237H225ZM237 236H238V235H237ZM241 236H242V235H241ZM244 236H245V235H244ZM247 236H248V235H247ZM247 236H246V237H247ZM253 236H254V235H253ZM262 236H263V235H262ZM1 237H2V236H1ZM18 237H19V236H18ZM26 237H25V238H26ZM41 237H42V236H41ZM41 237H40V238H41ZM46 237H47V236H46ZM59 237L62 238L63 236H62V237L59 236ZM80 237H82V235H80ZM95 237H96V236H95ZM104 237H105V236H104ZM104 237H103V238H104ZM116 237H117V236H116ZM119 237H121L120 234H119ZM131 237H133V239H134L135 235H134V236L132 235ZM131 237H130V238H131ZM139 237H140V236H139ZM141 237H142V236H141ZM143 237H144V235H143ZM143 237H142V241H143V239H144ZM147 237H148V236H147ZM153 237H154V235L152 236V238H153ZM156 237L158 238V236H156ZM165 237L167 238V235H166ZM177 237L180 238L181 236H180V237L177 236ZM189 237H191V235H190ZM200 237L202 238V234H201ZM203 237H204V236H203ZM216 237H218V236H216ZM228 237H227V238H228ZM234 237H235V236H233V238H234ZM238 237H239V236H238ZM242 237H243V236H242ZM248 237H249V236H248ZM4 238H5V237H4ZM4 238H3V239H4ZM6 238H7V240H8L9 237H6ZM16 238H17V237H16ZM21 238H23V237H21ZM21 238H20V239H21ZM29 238H30V237H29ZM53 238H54V237H53ZM67 238H68V237H67ZM70 238H71V237H69L68 239H70ZM83 238H84V240L87 239V237H86V239H85V234H84ZM90 238H92V237H90ZM99 238H101V240H103L102 237H99V236H98L97 240H96V238H94V241L96 240V241L99 242V240H98ZM137 238H138V237H137ZM149 238H151V237H148V239H149ZM166 238H165V239H166ZM187 238H188V235H187ZM187 238H186V239H187ZM191 238H192V237H191ZM193 238H194V237H193ZM201 238H199L200 241H201ZM204 238H205V237H204ZM204 238H202V239H204ZM208 238H209V237H208ZM211 238H212V237H211ZM218 238H220V237H218ZM231 238H230V239H231ZM243 238H244V237H243ZM253 238H254V237H253ZM253 238H252V239H253ZM11 239H12L11 241L14 242V243H11V244H10V243H7V244H8V245H9V244H10V245H12V244L15 245V240H13V239H15L14 236H13ZM18 239H19V238H18ZM18 239H17V240H18ZM43 239H44V237L42 238V243L44 242ZM50 239H51V238H50ZM56 239H57V238H56ZM63 239H65V237H64ZM63 239H61V242H62ZM92 239H93V238H92ZM104 239H106V238H104ZM116 239H117V238H116ZM154 239H155V238H154ZM168 239H170V238H168ZM168 239H166V241H165V240H164V241L167 242ZM172 239H175V238H173V236H172ZM194 239H196V238H194ZM199 239H198V240H199ZM205 239H206V238H205ZM214 239H215V238H214ZM241 239H242V238H241ZM249 239H250V238H249ZM260 239H262V238L260 237ZM7 240H6V242H7ZM21 240H23V239H21ZM27 240H28V239H27ZM32 240H34V239H32ZM36 240H39V238L36 239ZM46 240H47V239H46ZM48 240H49V239H48ZM48 240H47V241H48ZM52 240H54V239H52ZM52 240H50V241H52ZM57 240H58V239H57ZM70 240H72V238H71ZM76 240H77V238H75V241H76ZM82 240H83V239H82ZM82 240H81V242H82ZM87 240H88V241H87ZM87 240H86V242H90V241H91V240L89 241V239H87ZM131 240H132V239H131ZM131 240H128V241H131ZM159 240H160V239H159ZM162 240H163V239H162ZM175 240H176V239H175ZM181 240H182V239H181ZM183 240H184V239H183ZM188 240H189V239H188ZM196 240H197V239H196ZM216 240H217V239H216ZM216 240H215V241H216ZM231 240H232V239H231ZM237 240H238V238H237ZM244 240H245V239H244ZM18 241H19V240H18ZM68 241H69V240H68ZM68 241H67V242H68ZM108 241H109V240H108ZM110 241L112 242L111 239H110ZM116 241H117V240H116ZM132 241H135V242L137 241V242H138L139 240H137V239L135 240V239H134V240H132ZM149 241H150V239H149ZM151 241H153V239H152ZM160 241H161V240H160ZM171 241H172V240H171ZM173 241H174V240H173ZM177 241H179V240L177 239ZM185 241H186V240H185ZM185 241H181V242H185ZM191 241H192V240H191ZM191 241H190V243H191ZM203 241H204V240H203ZM223 241H224V240H223ZM235 241H236V239H235ZM241 241H242V240H241ZM241 241H240V242H241ZM262 241H263V240H262ZM20 242H21V241H20ZM25 242H26V241H25ZM33 242H35V241H33ZM33 242H31V247L28 246L29 249L32 248V247L34 246ZM37 242H38V241H37ZM53 242H55V240H54ZM59 242H60V241H59ZM59 242H56V243H59ZM77 242H78V241H77ZM102 242H103V245H101V243H100V245L103 246L102 248H104V241H102ZM161 242H162V241H161ZM161 242H160V244H161ZM174 242H175V241H174ZM188 242H189V241H188ZM207 242H208V240H207ZM216 242H217V241H216ZM220 242H221V241H220ZM224 242H225V241H224ZM229 242H231V241H229ZM240 242H238L239 245H241V243H242V242H241V243H240ZM243 242H244V241H243ZM257 242L259 243V240H258ZM0 243H3V244H0V246H1V245L3 246L4 244H6V243L4 242V240H3V242L0 241ZM27 243H28V242H27ZM35 243H36V242H35ZM63 243H64V242H63ZM69 243H70V242H69ZM79 243H80V241H79ZM92 243H93V242H92ZM105 243H106V241H105ZM138 243H140V241H139ZM141 243H142V242H141ZM156 243H157V242H156ZM156 243H155V245L158 246ZM190 243H189V244H190ZM192 243H193V241H192ZM195 243H196V241H195ZM197 243H198V241H197ZM205 243H206V242H205ZM212 243H214V242H212ZM249 243H250V242H249ZM261 243H262V242H261ZM261 243H260V246L263 244V243H262V244H261ZM17 244H18V243H17ZM23 244H24V243H23ZM32 244H33V245H32ZM36 244H37V243H36ZM39 244H40V243H39ZM43 244H44V243H43ZM64 244H65V243H64ZM76 244H78V243H76ZM88 244H89V243H88ZM88 244H87V245H88ZM94 244H96V243H94ZM110 244H111V243H110ZM113 244H115V243H113ZM144 244H146V243H144ZM160 244H159V247H160ZM176 244H177V243H176ZM179 244H180V243H179ZM181 244H182V243H181ZM186 244H187V242H186ZM210 244H211V242L209 243V245H208V244H207V245L210 246ZM216 244H217V243H216ZM230 244H231V243H230ZM250 244H251V243H250ZM256 244H257V243H256ZM10 245H9V246H10ZM20 245H22V243H21ZM29 245H30V244H29ZM44 245H45V244H44ZM55 245H56V244H55ZM59 245H60V244H59ZM61 245H62V247H63V244H61ZM68 245H71V244H68ZM81 245H82V243H81ZM91 245L94 246L93 244H91ZM96 245H98V244H96ZM111 245H112V244H111ZM139 245H140V244H139ZM147 245H148V244H147ZM147 245H146V246H147ZM164 245H165V244H164ZM169 245H170V244H169ZM172 245H174L173 242H172ZM183 245H185V244H183ZM183 245H182V246H183ZM197 245H198V244H197ZM203 245H204V244H203ZM207 245H206V246H207ZM218 245H219V244H218ZM223 245L225 246V244H223ZM12 246H13V245H12ZM17 246H18V245H17ZM23 246H24V245H23ZM45 246H47V245H45ZM57 246H58V244H57ZM78 246H80V244H78ZM88 246H89V245H88ZM135 246H138L137 243H136ZM146 246H145V247H146ZM165 246H166V245H165ZM189 246H190V245H189ZM219 246H220V245H219ZM226 246H227V245H226ZM230 246H232V245H230ZM237 246H238V245H237ZM244 246H245V247H248L247 245L244 244V245H243V249H244ZM253 246H255V243H254ZM260 246H257V248L260 247ZM263 246H264V245H263ZM20 247H21V246H20ZM28 247H27V248H28ZM34 247H35V246H34ZM72 247H73V246H72ZM74 247H75V245H74ZM96 247H97V246H96ZM145 247L143 246V248H145ZM159 247H158V248H159ZM161 247H162V246H161ZM179 247H180V246H179ZM185 247H186V246H184V248H185ZM198 247H199V246H197V248H198ZM211 247H212V246H211ZM220 247H221V246H220ZM238 247H239V246H238ZM240 247H241V246H240ZM249 247H250V246H249ZM249 247L246 248L247 251L250 249ZM251 247H252V246H251ZM5 248H6V247H5ZM5 248H4V250H5ZM22 248H23V247H22ZM27 248H24V249H22V250L25 251V249L27 250ZM46 248H47V247H46ZM46 248H44V249H46ZM50 248H52V247H50ZM50 248H49V249H50ZM69 248H70V247H69ZM69 248H68V250H69ZM80 248H81V246H80ZM98 248H100V247H98ZM109 248H111V246H110ZM112 248H113V246H112ZM114 248H115V247H114ZM127 248H128V247H127ZM127 248H126V249H127ZM129 248H130V247H129ZM140 248H141V245H140ZM150 248H153V247H150ZM150 248H147V249H148L149 251H150V250L152 251V249H150ZM168 248H169V247H168ZM174 248H175V246H174ZM200 248H201V246H200ZM200 248H199V250H203V249H200ZM202 248H204V247L202 246ZM209 248H210V247H209ZM221 248H222V247H221ZM227 248H229V247L227 246ZM235 248H236V247H235ZM241 248H242V247H241ZM255 248H256V247H255ZM261 248H262V246H261ZM0 249H3V248L0 247ZM7 249H8V248H7ZM14 249H15V247H14ZM49 249H48V250H49ZM77 249H78V248H76V250H77ZM82 249H83V246H82ZM89 249H90V248H89ZM94 249H95V248H94ZM94 249H91V250H94ZM135 249H136V248H135ZM161 249H162V248H161ZM165 249H166V247H165ZM165 249H164V252H165ZM171 249H172V248H171ZM191 249H192V248H191ZM194 249H196V248H194ZM194 249H193V250H194ZM211 249H212V248H211ZM217 249H218V248H217ZM225 249H226V247H225ZM230 249H231V248H230ZM4 250H3V251H4ZM12 250H13V249H12ZM18 250H19V249H18ZM30 250H32V249H30ZM33 250H34V249H33ZM48 250H47V251H48ZM52 250H53V249H52ZM58 250H59V249H58ZM60 250H61V249H60ZM79 250H80V249H79ZM79 250H77L78 253H79ZM87 250H88V249H87ZM100 250H102V249H100ZM111 250H112V249H111ZM122 250H123V249H122ZM144 250H145V249H144ZM169 250H170V248H169ZM176 250H179L178 247H177ZM176 250H175V251H176ZM182 250H183V248H182ZM186 250H187V249H186ZM188 250H189V248H188ZM193 250H192V251H193ZM196 250L198 251V249H196ZM196 250H195V251H196ZM213 250H215V249L213 248ZM213 250H212V251H213ZM238 250H240V249L238 248ZM250 250H251V249H250ZM256 250H257V249H256ZM256 250L254 251V248H253V250H251V252H252V251L256 252ZM14 251L16 252V250H14ZM14 251H10V252L12 253V255H13V252H14ZM19 251H21V248H20ZM24 251H22L21 253L24 254V253H23ZM42 251H43V250H42ZM54 251H55V250H54ZM65 251H66V250H64V252H65ZM71 251H73V250H71ZM74 251H75V250H74ZM74 251H73V253H74ZM80 251L82 252V250H80ZM98 251H99V250H97V252H98ZM103 251H104V250H103ZM105 251H106V250H105ZM116 251H118V250H116ZM130 251H132V250H130ZM135 251H136V250H135ZM145 251L148 253L147 250H145ZM156 251H157V250H156ZM171 251H172V250H171ZM209 251H210V249L208 250V252H209ZM227 251H228V249H227ZM235 251H236V250H235ZM235 251H234V252H235ZM241 251H242V250H241ZM5 252H6V251H5ZM15 252H14V253H15ZM17 252H18V251H17ZM35 252H36V250H35ZM45 252H46V251H45ZM64 252H62V253L64 254ZM66 252H67V251H66ZM75 252H76V251H75ZM86 252H87V251H86ZM92 252H93V251H92ZM132 252H133V251H132ZM158 252L161 253V252H163V251H158ZM178 252H179V251H178ZM178 252H177V253H178ZM180 252H181V251H180ZM202 252H203V251H202ZM202 252H201V254H202ZM217 252H218V251H217ZM219 252H220V251H219ZM222 252H224V251L222 250ZM242 252H243V251H242ZM242 252H241V253H242ZM254 252H253V253H254ZM262 252H264V251H262ZM7 253H8V252H7ZM11 253H9V254L11 255ZM18 253H19V252H18ZM21 253H19V254H21ZM28 253H30V251H28ZM32 253H34V252L32 251ZM40 253H41V252L39 251L38 254H40ZM67 253H68V252H67ZM70 253H71V255H73L72 252H69V254H70ZM90 253H91V252H90ZM90 253H89V254H90ZM102 253H103V252H102ZM125 253H126V252H125ZM133 253H134V252H133ZM136 253H137V252H136ZM152 253H153V252H152ZM167 253H169V252H167ZM177 253H176V254H177ZM184 253H185V252H184ZM199 253H200V252H199ZM213 253H214V252H213ZM213 253H212V254H213ZM229 253H230V251H229ZM232 253H233V252H232ZM232 253H231V254H232ZM244 253H245V252H244ZM2 254H3L2 256L5 255L3 252H2ZM16 254H17V253H16ZM22 254H21V255H22ZM25 254H26V252H25ZM34 254H35V253H34ZM44 254H45V253H44ZM46 254H47V253H46ZM51 254H52V253H51ZM53 254H54V253H53ZM57 254H58V253H57ZM86 254H88V252H87ZM93 254H94V253H93ZM104 254H105V253H104ZM120 254H121V253H120ZM154 254H156V252L153 253V255H154ZM169 254H170V253H169ZM171 254H174V253H171ZM176 254H174V255H176ZM189 254H190V253H188V254H186V255H189ZM205 254H206V253H205ZM210 254H211V252H210ZM215 254H216V253H215ZM215 254H214V255H215ZM218 254H219V253H218ZM223 254H224V253H223ZM225 254H226V253H225ZM231 254H230V255H231ZM234 254H236V253H234ZM259 254H261V253L259 252ZM263 254H264V253H263ZM26 255H28V254H26ZM30 255H31V253H30ZM35 255H36V254H35ZM47 255L49 256L50 254H47ZM54 255H55V254H54ZM54 255H52V257H53ZM74 255H75V254H74ZM83 255L86 256L85 253H84ZM96 255H98V254H96ZM101 255H102V254H101ZM106 255H107V253H106ZM125 255H126V254H125ZM128 255H130V254L128 253ZM134 255H135V254H134ZM156 255H157V254H156ZM160 255H161V254H160ZM162 255H163V254H162ZM182 255H183V254H182ZM202 255H203V254H202ZM202 255H200L201 257H200V256H199V257H200L202 260H204V258H202ZM206 255H207V257H208V253H207ZM216 255H217V254H216ZM245 255H246V254H245ZM247 255H248V254H247ZM255 255H256V254H255ZM5 256H6V255H5ZM8 256H9V255H8ZM19 256H20V255H17V257H19ZM22 256H25V255H22ZM28 256H29V255H28ZM42 256H43V257H42V259H43V258H44V255L42 254ZM50 256H51V255H50ZM50 256H49V258H50ZM66 256H67V255H66ZM68 256H69V255H68ZM75 256H76V255H75ZM94 256H95V255H94ZM99 256H100V255H98L97 257L99 258ZM165 256H166V255H165ZM170 256H171V255H170ZM178 256H179V254H178ZM191 256H192V255H190V257H191ZM194 256H196V255H194ZM194 256H193V259H195ZM218 256H220V255H218ZM226 256H227V255H226ZM241 256H242V255H241ZM260 256H261V255H260ZM11 257H12V256H11ZM17 257H16V258H17ZM26 257H27V256H26ZM26 257L23 258L25 261H26ZM57 257H58V256H57ZM70 257H71V256H70ZM121 257H122V254H121ZM128 257H129V256H128ZM155 257H156V256H155ZM157 257H158V256H157ZM172 257H173V256H172ZM174 257H175V256H174ZM174 257H173V258H174ZM188 257H189V256H188ZM209 257H210V256H209ZM215 257H216V256H215ZM235 257H236V256H235ZM235 257H234V258H235ZM244 257H245V256H244ZM248 257L251 258L252 255H251V256H248ZM248 257H246V258L248 259ZM263 257H264V256L261 257L262 260L264 259ZM21 258H22V257H20L19 259L21 260ZM27 258H31V257H27ZM32 258H34V257H32ZM38 258H39V257H37V259H38ZM46 258H47V257H46ZM53 258H55V257H53ZM79 258H80V256H79ZM83 258H84V257H83ZM89 258H90V257H89ZM100 258H102V256H101ZM103 258H104V257H103ZM106 258H107V257H106ZM123 258H125V257H122V259H123ZM131 258H135V257H133L132 254H131ZM137 258H138V257H137ZM168 258H169V260H171V257L168 256ZM168 258H166L167 262H168ZM173 258H172V259H173ZM191 258H192V257H191ZM224 258H225V257H224ZM246 258H245V262L247 261V263H248V260H249V259L246 260ZM253 258H254V257H253ZM261 258H260V259H261ZM2 259H3V258H2ZM4 259H6V257H5ZM10 259H11V258H10ZM51 259H52V258H51ZM58 259H60V258H58ZM77 259H78V258H76V260H77ZM80 259H82V257H81ZM92 259H93V258H92ZM107 259H108V258H107ZM107 259H106V260H107ZM119 259H121V258H119ZM125 259H126V258H125ZM129 259H130V257H129ZM139 259H140V257H139ZM174 259H176V257H175ZM179 259H180L179 262H180V261H183V260L186 261L185 258H183V260H181L182 258H179ZM196 259H198V258H196ZM215 259L217 260V257H216ZM221 259H222V258H221ZM221 259H220V260L218 259V260H219V261H222ZM228 259H229V258H228ZM228 259H227V261H229ZM235 259H236V258H235ZM235 259H231L232 262L235 263L236 261H233V260H235ZM241 259H242V258H241ZM32 260H34V259H32ZM35 260H36V259H35ZM47 260H48V258H47ZM47 260H46V261H47ZM60 260H61V259H60ZM76 260H75V261H76ZM90 260H91V259H90ZM102 260H103V259H102ZM131 260H132V259H131ZM131 260H130V261H131ZM142 260H143V259H142ZM158 260H159V259H158ZM162 260H163V259H162ZM176 260H177L176 262H178V259H176ZM199 260H200V259H199ZM205 260H208V259L206 258ZM231 260H230V261H231ZM242 260H244V258H243ZM258 260H259V259H258ZM4 261H6V260H4ZM10 261H11V260H9V261L7 260V262H6L5 264H8V262H10ZM25 261H23V262H25ZM28 261H29V260H28ZM28 261H27V262H28ZM39 261H40V260H39ZM48 261H49V260H48ZM51 261L54 262V260H51ZM58 261H59V260H58ZM88 261H89V260H88ZM93 261H94V260H93ZM93 261H92V262H93ZM108 261H109V260H108ZM132 261H133V260H132ZM160 261H161V260H159V262H160ZM200 261H201V260H200ZM208 261H209V260H208ZM224 261H225V260H224ZM237 261H238V258H237ZM252 261H253V260H251V262H252ZM30 262H31V261H30ZM33 262H35V264H36L37 261H33ZM70 262H71V261H70ZM77 262H78V261H77ZM89 262L91 263V261H89ZM122 262H123V261H122ZM125 262H128V260H126ZM136 262H137V261H136ZM138 262H139V261H138ZM140 262H141V260H140ZM163 262L165 263L166 261H163ZM163 262H162V263H163ZM167 262H166V263H167ZM174 262H175V261H174ZM194 262H195V261H194ZM194 262H193V263H194ZM197 262H198V261H197ZM201 262L203 263L204 261H201ZM232 262H231V263H232ZM240 262H241V261H240ZM249 262H250V261H249ZM263 262H264V260L262 261V264H263ZM12 263H13V262L11 261V263H9V264H12ZM42 263H43V262H42ZM42 263H41V264H42ZM59 263H60V262H59ZM75 263H76V262H75ZM83 263H85V262H83ZM100 263H101V262H100ZM100 263H99V264H100ZM104 263H105V261H104ZM113 263H114V262H113ZM143 263H144V262H143ZM166 263H165V264H166ZM169 263H170V262H169ZM171 263H172V262H171ZM180 263H181V262H180ZM191 263H192V262H191ZM208 263H209V262H208ZM220 263L223 264V262H220ZM231 263L229 262V264H231ZM247 263H243V264H247ZM14 264H15V263H14ZM16 264H18V263H16ZM20 264H23V263H20ZM27 264H28V263H27ZM31 264H32V263H31ZM38 264H40V263H38ZM77 264H78V263H77ZM79 264H80V261H79ZM93 264H94V263H93ZM97 264H98V263H97ZM105 264H106V263H105ZM109 264H110V263H109ZM111 264H112V263H111ZM121 264H122V263H121ZM134 264H135V262H134ZM138 264H139V263H138ZM140 264H141V263H140ZM172 264H173V263H172ZM174 264H175V263H174ZM176 264H177V263H176ZM186 264H188L187 261H186ZM198 264H199V262H198ZM216 264H218V263H216ZM226 264H227V263H226ZM235 264H236V263H235ZM250 264H251V263H250ZM253 264H254V263H253ZM260 264H261V263H260Z\"/></svg>","mask_w":264,"mask_h":264}]
</instances>
